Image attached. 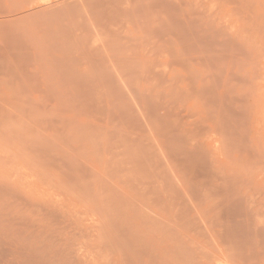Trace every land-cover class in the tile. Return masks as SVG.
<instances>
[{
    "label": "rangeland",
    "instance_id": "374dc122",
    "mask_svg": "<svg viewBox=\"0 0 264 264\" xmlns=\"http://www.w3.org/2000/svg\"><path fill=\"white\" fill-rule=\"evenodd\" d=\"M2 1V0H1ZM41 1H43V0H41ZM40 0H27V1H25V0H20V2H19V0H3L1 3H2V5H1V3H0V14H2V12H4L5 13V17H8V15L6 14V12L7 13H9V12H12V11H14L15 10V8H17L18 7V4L19 5H22V3L23 4H25L26 5V2H27V5L26 6H28L29 8L26 10L27 12L25 13H13V14H10V16H13V17H8V19L10 20L11 18H14V20L13 21H19L18 23L16 22L15 24H20L23 28H25L26 26V28H25V30L27 31V33H28V35L29 34H31V35H36L35 36V40H36V42H37V37L39 38V36H41V38H42V41H43V39H44V41L42 42L41 41V43H42V48H41V50L44 48V46H45V48L43 49L44 50V52H43V50H42V52H43V64L45 65V72H44V77H43V93L46 95V97L47 98H50L49 100L50 101H48V99L46 100V98L44 97V99L45 100H43V110H44V112H43V117H45L46 115H49V114H51L52 116H54L55 118H57V119H59L58 117H59V115H60V119H61V121H58L57 119L56 120H52L53 118H51L50 116H48L49 118L47 119V117H45L46 118V120H45V124H43V126H45L46 124H49V122H50V124L52 125V127L55 125V126H57L58 125V128H59V130L61 129L62 131L61 132H59L58 130L57 131H55V133H54V131H52V130H54L55 128H57V127H53V129L52 128H49V125L47 126H45V128L47 127L48 129H50V130H46V131H43V136L45 137L46 136V138L45 139H47V138H49L50 137V135L52 136H54L55 137V139H57V140H59V141H56L54 138H53V136L49 139V143H48V147L47 148H49L50 147V150H53V148H55V150H56V153L57 154H59V153H63V155H66V156H69V155H76L75 157H79L78 158V160L77 161H79V162H77L76 164H78V165H80L81 163V165L80 166H82V167H79L80 169L81 168H83V169H85L87 166H89L88 168H90V169H87L88 171H90V172H88V171H86V172H84L83 170L82 171H78V170H80V169H78L77 170V168L75 169V171L73 170V172H75L74 174H76L77 175V177L76 178H74V179H78V181H77V183H79V182H81L82 181V179H81V175L83 174V173H85V175H82L83 176V180L85 181L86 180V182L85 183H82L81 182V186L82 187H79V189L80 188H82V189H80V190H84L85 189V191L86 192H88L87 191V189L89 188H91V190L93 189V191H92V193H94V194H90L91 192H89V195L90 196H92V195H94V196H92L93 198H91V202H90V204H89V202H86V199H84L85 198V196H83V193L81 192V193H79V189H77V187H74V185H73V183L71 182V180H73V178H71L72 176H74L73 175V173L72 172H69V171H71L70 170V168H73L74 169V167H69L68 169H67V165H65V164H62V167H63V165H65L66 167L64 168V169H60L61 171L62 170H64V171H62V172H60V170H57L56 168L57 167H59V166H56V168H54L55 167V165L53 166L52 164V166L51 165H48V164H46V165H44L43 163H42V168H40L41 166L39 165V167H36V168H38L39 170H43L44 168H45V170H43V171H46V172H43V171H41L43 174H45L46 176H48L49 178L48 179H50V181H51V178H52V182H54L55 183V186L56 185H58L57 183L59 182V181H61V183L62 184H60L59 183V186H63L64 184L63 183H65V186H66V188H63L64 190L65 189H67V192H65V191H63L62 189H61V191H59V187L58 186H53V187H51V185H49V180H47V177L45 178V177H41V175H43V174H41L40 173V171H38V169L36 170L33 166H29V167H32V168H30L29 169V167H0V187H1V185L2 186H4L3 188H6V187H9L10 188V190H9V194H8V190H6V189H2L3 190V192H1L2 194L0 195V206H1V203H6V204H15V203H13V202H15L14 200H16V202H18L17 203V205L19 206H24L23 208H21L20 206L18 207V206H16V204H15V206L17 207H15L14 208V206L13 205H7L8 207L9 206H12V207H10V208H6L7 206H3V204H2V208L4 207V209H1V207H0V264H47V263H45L46 261H47V259H49V261H48V264H51V262L52 263H54V262H56V264H62L63 262H66V263H63V264H67V263H69L68 262V260H65L66 258L64 257V254L66 253V251H68V252H72L73 253V251H74V253H73V255H72V258H74L75 260H73L76 264H94V263H96V264H120V257L118 256V249L121 247V250H123V251H125V250H129V251H131V247H129V245L130 246H132V248H133V246H134V242H136V239H133L134 238V236H130V240H132L133 239V241L134 242H132V241H130V242H128L129 243V245L128 244H124V242H122L123 244L121 245V242H114V243H112L111 244V246L112 247H110V244H107V238L109 237V235H107V234H104V232H102V229L100 228V226L98 227L97 225H99V223H101V221H100V219H101V217L102 216H105L106 214H107V212L106 211H102V207H101V203H100V201L102 200V201H109V202H113V201H115V200H117L118 201V204H122L121 206L123 207L124 205H125V201H123V199H121V200H119L117 197H115L116 196V194L118 193V195H119V193H120V195L122 196V198H124V199H126L127 201H128V198H132L134 195V192L135 191H137V190H139L140 189V187H141V185H137L138 183H135V182H131L132 181V179H123V177L124 176H121L120 174L122 173L121 172V169H119V168H122V167H118L117 169H115V170H111V171H114V172H111V171H109L110 173H108L106 170L105 171H103V169H102V167H104V164H105V160H108L109 158H110V156L108 157V154H109V152L111 151L112 153H110L114 158H112V156H111V159H110V162L112 161V160H116V156H115V154L117 155L118 154V156H119V154L120 155H122V156H120V157H118L117 159L119 160V161H121V159H123V157H127L128 159H131L132 160V158H133V156H134V154H133V152H132V150L134 151V149H135V147H137V146H145L144 144H145V142H146V140H144V144H142L141 142H143V138L144 137H149V139L147 138V141H149V140H151V141H154V143L153 144H155V145H152L151 146V144L150 143H148V144H150L149 146H147V142H146V146L147 147H151L149 150H148V148H146V152L143 154L142 153V156H141V154L139 155V156H137V157H139V160H140V158L142 159V157L144 158H147V159H143V160H147V164L148 165H151L150 166V168L151 167H153V169L152 170H150V168H149V170H147V172H148V174H149V172H150V174H149V176L151 177H149V176H147L148 174H146L144 171H146V170H143L144 169V167H143V169H142V167H136V166H134V167H132V169H130L131 168V165H129L128 167H126L125 169H123L124 171L123 172H125V170L127 169V170H129V171H127V173L125 174V173H122V175H129L128 174V172H130V174H132V178H135V179H137V177H138V180H139V178L140 177H142V178H145V180H143V182L145 183L146 182V184H148V183H151V184H155L154 185V187H155V189L153 188V190H151L147 195L149 196V195H151L150 197H149V200H148V202L149 203H147L146 204V201L147 200H142V198H141V196H139V197H137V200L139 201L138 203H136V204H134L135 206H131L130 207V205H129V203L131 202V200L129 201V203L128 204H126V205H129L128 207H130V208H122V209H126V210H122V214H124V212H126L124 215L125 216H127V217H124L123 216V218H127L128 220H129V224H128V226H131L132 228H133V226L134 225H136V224H144L145 223V221H147V223H150L149 221H151L152 220V218H151V220H146V219H149V217H150V214H151V216H152V214H157V217H159V218H155L154 216H152L153 217V219L155 218L156 219V223H159V224H161L160 222H158V219H160V218H163L162 220H163V222H164V226L162 227L161 225H163V223L161 224V225H158L159 226V228H158V226L156 225V223H155V220L153 221L152 220V223H155V226L159 229V230H161V228H164L165 226H168V223H166L165 224V221H170L171 219L172 220H176L177 222H178V219L180 218V219H182V221H184L185 219L187 220L188 218H190L191 219V221L189 222V223H191V224H189V225H192L193 223H195V225L194 226H185V229H186V227H191V229L190 228H188L189 230L188 231H191L192 229H194V228H197L196 230H192V232L194 231L195 233H196V231L198 230V231H201V229L205 226L206 227V229L208 230V232H207V230L206 229H202V231L199 233L198 231V234L200 235V237L198 236V234L197 235H195V233H191V232H188L187 231V229L186 230H183L184 229V227L182 226V225H188V224H186V223H184V224H182L181 222L182 221H179L178 223L180 224H178L176 221L175 222H169L171 225L170 226H168V228L167 227H165V230H167V231H169L170 230V227H174V226H176L177 225V227H174V229L176 228H178V225L179 226H181L183 229H181V227L180 228H178L181 232H182V234L180 233H176V232H180L178 229V231L175 229V230H173V228L170 230V232H168V235H170V236H176L177 235V237H175V238H177L178 240V242H180V244L178 243V244H176V241H174L175 242V244H176V247H177V245H181V243H185L186 245H187V247H188V249H189V247H190V245H191V249H192V251H190V253L192 252H194V254H193V257H194V261H195V263L197 262L198 264H200V261H201V264L202 263H204V264H209L210 262H212V263H210V264H216L215 263V261H217L218 259H220V261L218 262V264H220V262L222 261V264H227L229 261L231 262L232 260H230L231 258H228L229 256H227V258L224 256V255H226V252L224 251V249L225 248H227V249H225V250H229L230 248H228L227 246H229L231 243L232 244H234L235 243V245H236V249L239 247V245H240V243H238L237 244V242H234V240H235V238H237V237H239L240 238V236L239 235H237V236H235V238L233 237V239H231V238H228L227 236H223V238H224V241H222V237L220 236V235H217V233H218V227H217V224L219 225V224H221V225H219V227L220 226H222V222L223 221H228V223L232 226V224L229 222V221H232V222H235V223H233V226H235L236 224H237V222L239 221H243V223H241L240 222V224H237V225H239L238 226V229L240 230L241 229V226L242 227H244V228H242V229H245V230H243L244 232L247 230V232H250V233H252V230L253 229H255V228H257V230H259V228L261 229H263L262 231L261 230H259V232L261 231V232H264V227H260V226H263L264 225V171L262 170V169H264V164L262 165V163L264 162V74H263V76H260V75H262L261 73H264V55L263 56H260V54H263L264 53V46H263V44H264V40H262V43L260 42V40H258V36H259V39L261 38V39H263V37H264V31H263V27H264V21L263 22H259V21H261L262 20V18L264 19V7L262 8V2L264 1V0H260L261 2L260 3H262V4H258L259 3V0L257 1V0H219V1H217V0H185L186 2H185V5L183 4L182 5V2L184 1H182L181 2V0H178V1H180L181 3L179 4V2L177 3L176 1V3L174 2V1H172L171 0V3H173L174 2V4H175V6H179V7H175L173 4H166L165 5V9H164V7L163 6H161V5H159V3H161V2H158V0H145V1H143L142 2V0H131L133 3H138V4H140V6L138 7V5L135 7V4H132L131 3V5L132 6H134L137 10L138 9H140L141 10V6H142V10L141 11H139L138 13H142L141 15L139 14V16L138 17H136L135 19L137 20V18H138V20H140V16H142L143 17V15L144 16H147V17H145V18H141V20L140 21H138L137 20V22H136V20L134 21V19H133V22H134V24H133V22L131 23V22H128V20L129 21H132L131 19L132 18H134L135 16H136V14H135V8L134 7H132L133 9H135V10H133V11H131V9H130V5L128 6V2L130 1V0H126V1H128V2H124V0H122L123 2H124V4H123V7L121 6L122 4H118L117 3V5H114L112 8H114L115 6V9H113L112 10V8L110 9L109 8V6H108V9H110V11L107 9V7L106 8H104L105 10L103 11H100V14H101V12H102V17H103V15L105 14V12L107 13L106 15H104V18H102V17H98V15L99 16H101L100 14H99V12H98V15H97V17L93 14V15H90V14H88L89 16H90V18H91V16H94V17H92V18H94L95 20H90V18H88L87 17V19H84L85 17H81V19H80V17L78 18V16H77V22L75 23V24H79L80 26L78 27V25H77V28H75L76 26L73 24L72 26H75L74 27V29L72 28V27H70L69 26V28L68 29H66V27H65V25H66V22H65V20H62L63 18H65V17H61L62 15V13H63V11H59V10H57V14H53L52 12H54L56 9L55 8H52V9H50L51 11V13L49 12V16H50V18H49V20L51 19V15L50 14H52V18L55 16H58V18L60 19V20H62L60 23H62V24H65L64 26H62V24H60L61 26V28L60 27H58V23H59V19H57V23L55 24V22H56V18H53L54 20H53V22L52 23H54L55 25H53V26H49L50 25V21L48 22L47 21V17H49V16H47L46 17V15H48V13H46L45 14V12H47L46 10L45 11H42L43 9H47L48 7L46 6V5H48L47 3L48 2H50V1H48L47 2V0H44V2H41ZM130 1V2H131ZM140 1H141V3H140ZM156 1V2H155ZM170 1V0H169ZM193 1V2H192ZM12 2H13V4H12ZM22 2V3H21ZM121 2V1H120ZM123 2H121V3H123ZM203 2V3H202ZM225 2V3H224ZM226 2H228V3H226ZM230 2V3H229ZM232 2V3H231ZM247 2V3H246ZM11 3V4H10ZM157 3V4H156ZM163 3V2H162ZM161 3V4H162ZM196 3H198V4H196ZM200 3V4H199ZM249 3V4H248ZM254 3V4H253ZM45 4V6H43ZM148 4V5H147ZM192 4V5H191ZM193 4H194V6H193ZM229 4V5H228ZM234 4V5H233ZM253 6H252V5ZM122 7H120V6ZM126 5V8L128 9L127 10V12H126V10L124 11V9H126L124 6ZM155 5V6H154ZM169 5V6H168ZM171 5V6H170ZM247 5H249V6H247ZM259 5H261V6H259ZM17 6V7H16ZM112 6V5H111ZM118 6H119V8L120 9H118ZM149 6H151V12H150V7ZM154 6V7H153ZM259 6V7H258ZM2 7V8H1ZM40 7H42L41 9H39ZM138 7V8H137ZM169 7H170V9H169ZM171 7H173V9L171 8ZM188 7H190V8H188ZM194 7V8H193ZM207 7V8H206ZM10 8H12V10H10ZM116 8H117V12H115L116 11ZM149 8V9H148ZM181 10H179V9ZM181 8H184L185 9V11H187L188 13H190V14H193V12L194 11H196V15L195 14H193L191 17H190V14H187V17L186 16H184L185 18V21H186V23L187 24H189L190 23V20L193 22H191L190 23V25H194L195 24V27H196V30H197V26L198 27H200L199 29H198V31L200 30H202V29H204V30H202L201 32L199 31V33H197V31L195 30V27L193 28L192 26H189V27H192L193 29V32H189V34H187L188 35V37H187V35L184 37V36H180L179 37V35L176 37V34H175V36H172V37H170L172 40H170V38H167V32H172V31H170L171 29L173 30L174 29V27H172L173 25H174V18H173V16H176L177 15V18L179 17L180 18V14H185L183 11H184V9H181ZM197 8V9H196ZM205 8V9H204ZM233 8H235V10L233 9ZM237 8V9H236ZM251 8V9H250ZM254 8V9H253ZM33 9H36L37 11H35V10H33ZM55 9V10H54ZM79 9H81V8H79ZM145 9V10H144ZM148 9V10H147ZM176 10V11H174L173 12V10ZM189 9H191L192 10V12H189V11H191V10H189ZM207 9V10H206ZM230 9H232L233 11H231ZM244 9V10H243ZM247 9V10H246ZM248 9H250V10H248ZM2 10V11H1ZM5 10H6V12H5ZM31 10V11H30ZM52 10H54V11H52ZM113 12H115L116 13V15H115V13L112 15L111 14V16H113L112 18H111V16L110 15H108L109 14V12H111V13H113ZM115 10V11H114ZM120 12H119V11ZM162 10H163V12H162ZM165 10V11H164ZM170 10V11H169ZM201 12H200V11ZM236 10H238V11H236ZM240 10H242V12H243V14H242V12H239ZM263 10V11H262ZM80 11H81V13H82V9L81 10H79V13L78 14H80ZM107 11H109V12H107ZM122 11H124L123 13H122ZM131 11V12H130ZM179 12V15L177 14L178 12ZM206 11H208V12H206ZM247 11V12H246ZM256 11V12H255ZM31 12V13H30ZM44 12V13H43ZM84 12L86 13V12H88V11H83V14H81V15H84ZM129 12V13H128ZM160 12V13H159ZM166 12V13H165ZM176 12V13H175ZM186 12V13H187ZM204 12V13H203ZM211 12H213V13H211ZM231 12H232V14H231ZM250 12H252V14L253 15H251L250 14ZM256 14H255V13ZM34 13V14H33ZM37 13H42V16H41V14L39 15H37ZM54 13H56V11L54 12ZM117 13H119V15L117 14ZM121 13V14H120ZM130 15V16H132V18L131 17H129L128 16V14ZM131 13L132 14H135L134 16L133 15H131ZM136 13H137V11H136ZM137 13V14H138ZM147 13V15H145ZM153 13V15H151V14ZM165 13V14H164ZM170 13V14H169ZM172 13V14H171ZM173 13L174 14H176V15H173ZM198 13V14H197ZM199 13H201V14H199ZM210 13V14H209ZM228 13V14H227ZM234 13H236V14H234ZM239 13L241 14L240 15V19H239V21H241V22H239L238 21V16H239ZM245 13V14H244ZM246 13H247V15H246ZM14 14H16V15H14ZM22 14V15H21ZM24 14V15H23ZM29 15L30 14V16H28V17H31V14H32V18H34V19H32L31 18V20L29 19V18H27V16L26 15ZM45 14V15H44ZM59 14H60V16H59ZM67 13H64L63 14V16L64 15H66ZM75 14V13H74ZM87 14V13H86ZM85 14V15H86ZM127 15V16H125L128 20H124V16L123 15ZM149 14V15H148ZM167 14H168V17H167ZM203 14V15H202ZM207 14V15H206ZM237 14H238V16H237ZM259 14H261L260 16L262 17H260L259 18ZM263 14V15H262ZM2 15H4V14H2ZM7 15V16H6ZM17 15H18V17H20V18H22V17H26V19L25 20H23V19H20V20H18L19 18L17 17ZM19 15H21V16H19ZM34 15H36V16H34ZM75 15H77V14H75ZM84 15V16H85ZM170 15H173L171 18H170ZM211 15V16H210ZM256 17H255V16ZM17 18V19H15V17ZM37 16L38 17H40L37 21L38 22H40V24L38 25V31H40V29H41V27L43 26V23H44V21H45V25L42 27V29H46L47 27L49 28V30H48V28H47V30L48 31H51V29H52V27H53V29L52 30H55V31H53V33H55V32H59L60 30L62 31V30H64L65 29V31H64V34L65 33H67L68 32V34H66V35H68L67 37L70 39V38H74L73 40H70V42H69V39L66 37V39L63 37V39L61 38L62 36H66V35H64V34H60L61 33V31L59 32V33H57V34H59V36L61 35V41L58 39V37H56V36H58L57 34H56V36H54V34L52 33V32H50V34H48L47 33V31L45 30H43L41 33L40 32H38L37 31V29L36 30H34L37 26V23L36 22H34V20H36L37 19ZM45 16V17H44ZM67 16V15H66ZM80 16V15H79ZM87 16V15H86ZM110 16V19H111V21L108 19V17ZM116 16H118L117 18H115ZM122 16H123V18H122ZM151 18H150V17ZM162 16V17H161ZM200 16V17H199ZM206 16V17H205ZM210 18H209V17ZM247 16H250V17H248V18H246ZM41 17L44 19V18H46V20L44 19V21L41 19ZM62 19H61V18ZM76 17V16H75ZM121 19H120V18ZM140 17V18H139ZM158 18V22H156L155 20H157V18ZM161 17V18H160ZM246 19H245V18ZM255 17V18H254ZM258 17V19H256ZM97 18L99 19V18H101V21L100 22H96L97 23V27L98 28H100L101 30H102V28L104 29V26H105V23H106V21H107V25H106V27H109L107 30H105V31H102V33L99 31V29L97 28V27H94V28H97L96 30H98V33H97V35L99 36V32L101 33V35L99 36V38H98V36H94V28L92 27V29H93V32L92 33H90L91 32V28L90 29H88V37H87V39H89L90 38V36H91V34H93V36L94 37H97L98 38V41H100L99 39H100V37L101 36H107V33H108V35L109 34H112V33H110V31L109 32H107L109 29H111L110 27L112 26H114V28L118 25V21L117 20H115V19H120L119 20V23H120V25L124 28V24L126 23V26H125V30L123 29V28H121L120 27V25L119 26H117L116 27V29H118V31L116 30V29H114L113 28V31H112V29H111V31L114 33V31H115V33H120L121 31H119V29H121L122 30V34H118V36H117V34H116V37L114 36V35H109V37H105L106 38V40H108V38H109V40H108V43H109V41H110V43L109 44H113V43H115L116 41L117 42H119V41H121L122 39H123V41H121V43L119 42V45L116 43V45L117 46H119L118 48H117V46L115 45V44H111V46L107 43L106 44V41L104 42V40H105V38L104 37H102L101 38V40H103L102 42H104V44H102V45H104V46H106V49L105 50H108V49H111V50H113L114 48H113V46H115L117 49H119V50H117L118 51V54H121L120 56L123 58V59H125L126 58V60H129V59H131V60H129V61H131V64L134 62V64L133 65H131V66H128V67H130V69H131V67L132 66H137V65H139V66H137L139 69H141V71L139 70H137L136 68V71L138 72H135L134 70H133V68L134 67H132V69H131V73H130V70L128 69V72L127 71H125L128 67H127V63H128V61H125L124 60V62H125V65H123L124 67H125V69H124V67H123V69H121L120 67H122V65L121 64H119L120 65V69L122 70V72L119 70V69H116V68H118V66L119 65H117L116 67H114V64H113V67L111 66V67H109L108 66V63H107V67H108V69H106V70H109L110 72H107V74H106V77L108 78V80L110 79V78H112V79H110L111 81H118V78L115 76V75H117L116 74V72L118 71H120L119 73H122V74H118L117 76H120V77H123V78H119V79H121V81L119 80L118 82H116V83H119V82H122V79L123 80H126L130 75V79H129V83L131 84H135V83H137L136 81H140V84H138L139 86H136V85H134L133 86V89H131V87H132V85H130L129 87V89L131 90H129L128 89V87L126 88L127 90H128V93H131L132 92V97H133V95H136V96H138L137 94L138 93H140V92H142V93H144V92H146L148 89L150 90V92L151 91H153L151 94H152V96L153 95H156L157 94V96L159 97L160 95V97L158 98V99H154V97L152 98V101L154 102V101H156L157 103L156 104H161V103H169V105L172 103V101H173V106H171L170 105V116L169 117H167L168 115H167V113L165 112V110H162V107H160V106H158L159 107V110L158 111H156L157 113H159V114H157V116L156 117H158V115H163L166 119H162L163 121H164V123H163V121L162 120H158V124L159 123H161V124H159V128H160V130H158L159 132H156V130H157V128H152V126H154L152 123L154 122H152V121H148L149 119H150V114H149V116L148 115H145V118L146 119H148L147 120V127H148V131H149V128L151 129H154L155 130V132L153 133L152 132V129L149 131V132H147V128H146V126L144 125V123L142 124V126H140L139 127V129H138V126H136L133 122H132V126H133V124H134V126H136L135 128H134V130L132 129V126H130V122L128 121L127 122V125H124V124H126V122L124 123L123 122V124L122 125H120V126H122V128H118V127H115L114 128V126H116L117 124H121V122L122 121H119V122H117V118H115L116 116L114 115V114H118V113H116V112H114L113 110V113L114 114H112V111H111V109H109V105H108V102H107V99H109L110 97H112V95L114 94V92L115 91H113L114 89H113V86L115 85V83L113 84V82H111V81H109V84H108V82H106V81H108L107 80V78L105 77V79H104V76H103V72H105L106 70L104 69V66L102 67H100L99 68V66H100V61H101V64H102V62H103V60H106V59H104V58H101V56H103V54H102V52L103 51H105L104 49H103V51L102 50H100L99 51V49H102L104 46H100V47H98L99 45H101V44H99L98 43V46H97V49H96V47H94V44H95V38L93 37V38H90V40H86V41H88L90 44H86V43H88V42H86L85 44L87 45H85L84 46V44H83V42H82V40H84L83 38L81 39V35H82V37H83V34H85V33H81L82 31H85L87 28H89V25L88 24H90V21L91 22H93V23H95L94 21H99V20H97ZM105 18H107L106 20H105V22L103 23V27H102V25H101V23L104 21V19ZM146 18H149V21H150V23H149V21H148V19L147 20H145ZM169 18V20L171 19L172 20V23L173 24H171V22H166V20ZM186 18H190V20L188 21ZM192 18L194 19V18H196L197 20H198V22H196L195 21V19H194V21L192 20ZM250 18H251V20L253 19L254 20V22L256 21V23H255V26H252V24H253V20L251 21L250 20ZM41 19V20H40ZM79 19H80V22H79ZM85 20V22H84V24H83V20ZM88 19L90 20L89 21V23L88 24H86V20L88 21ZM102 19H103V21H102ZM112 19H114L115 20V22H114V20H112ZM143 19V20H142ZM175 19H176V17H175ZM210 19V20H209ZM214 19H216V20H214ZM244 19V20H243ZM12 20V19H11ZM29 20V21H28ZM33 20V21H32ZM108 20H109V22L110 23H112V21H113V23H112V25L111 26H109L110 24L108 23ZM121 20H123V21H125V22H123V21H121ZM145 20V21H144ZM154 20V21H153ZM164 20V21H163ZM210 21V25H209V21ZM214 20V21H213ZM245 20H247V21H245ZM24 21H26L25 22V24L23 23ZM47 21V22H46ZM55 21V22H54ZM64 21V22H63ZM168 21V20H167ZM175 21H177V20H175ZM27 22H31L30 23V26H29V23H27ZM41 22H43L42 24H41ZM79 22V23H78ZM124 23L123 25H122V23ZM139 22V23H138ZM140 22H143L142 24L144 25V23L145 22H148L147 23V26H146V24H145V26H141L142 24L140 23ZM161 23V24H159V25H157L156 27L155 26H153L152 25V23ZM165 22V23H164ZM212 22V23H211ZM213 22H214V24H213ZM242 22H245L244 24L242 23ZM248 22V23H247ZM23 25H22V24ZM34 23H36V24H34ZM49 23V24H48ZM51 23V24H52ZM68 23V22H67ZM80 23H82V25L80 24ZM93 23H91V24H93ZM128 23H130V25L128 24ZM135 23H137L139 26H135V28L136 27H140L141 26V28H136L137 30H144L142 33L140 32V31H137V33H135L136 32V30H135V28H132V26L134 27V25H136ZM208 23V24H207ZM260 23H261V25L263 26V27H260V30H262L261 32H258L257 30L259 29V26H261L260 25ZM34 25V26H31V25ZM47 24H48V26H47ZM58 24V25H57ZM90 24V25H91ZM113 24H115V25H113ZM128 24V25H127ZM132 24V25H131ZM149 24H150V26H149ZM166 26H165V25ZM169 24H170V28L171 29H169ZM178 24H180L179 23V21L178 22H176L175 23V29L173 30V32L176 30V27L178 26ZM197 24H199V25H197ZM219 24V25H218ZM41 25V27H39ZM57 25V26H56ZM84 25V26H83ZM86 25H88V27H85ZM95 25V24H94ZM94 25H92V26H94ZM101 25V27H99ZM152 25V26H151ZM155 25V24H154ZM161 25V27H159ZM162 25H163V27L165 26L166 27V30L165 29H163V27H162ZM177 25V26H176ZM211 26V28L210 27H208V26ZM254 25V24H253ZM29 26V27H28ZM83 26V27H82ZM96 26V25H95ZM180 26V25H179ZM178 26V27H179ZM207 26V27H206ZM212 26H214V27H212ZM224 26V27H223ZM245 26V27H244ZM249 26V27H248ZM57 27V28H56ZM85 27V28H84ZM91 27V26H90ZM148 27H150V30H149V32L147 31L148 30ZM159 27V29L161 30V32H164V33H162V34H164L163 36H161L162 34H160V35H157L156 37L154 36V34H158V33H161L160 32V30L159 29H157ZM164 27V28H165ZM250 27H252L251 28V31H250ZM51 28V29H50ZM56 28V29H55ZM64 28V29H63ZM71 28H72V30H74L73 31V33L71 32ZM80 28V29H79ZM84 28V29H83ZM145 28L147 29V30H145ZM168 28V29H167ZM211 30H210V29ZM220 28V29H219ZM224 28V29H223ZM240 28V30H238ZM249 28V29H248ZM256 28V29H255ZM262 28V29H261ZM58 29H60V30H58ZM80 30V31H78V30ZM81 29H82V31H81ZM155 29L157 30V31H155ZM207 29H208V31H207ZM217 29H219L218 31L221 33V35H220V33H218V31H217ZM252 29H255V30H252ZM56 30H58V31H56ZM69 30H70V32H69ZM127 30H129V33L130 32H132V33H130V34H128L127 32ZM163 30V31H162ZM167 31L166 33H165V31ZM223 30H225V31H223ZM235 30H236V32H235ZM237 30L239 31V32H237ZM248 31L250 34H248V33H246L245 31ZM259 30V31H260ZM76 31V32H75ZM87 31V30H86ZM90 31V32H89ZM134 31V32H133ZM145 31H146V33L148 32V33H151V37L149 36V37H146L144 34H146L145 33ZM153 31H155V32H153ZM159 31V32H158ZM196 31V34L197 35H194V32ZM205 31H207V33H209L210 31L213 33V34H211V32L209 33V35L207 34H205ZM233 31L236 33H233ZM252 31H254V32H252ZM46 32V33H45ZM74 32H75V34H74ZM78 32H80V35L78 34ZM106 34H105V33ZM240 32H242V34L240 33ZM255 32L257 33V34H260V33H262V35H263V37H261L262 35L260 34V35H257V34H255ZM63 33V32H62ZM71 34V36L72 37H70V34ZM153 33V34H152ZM190 33H192V35L190 34ZM201 33V34H200ZM244 33V34H243ZM42 34H44L43 36H42ZM46 34L47 35H52L53 34V37L51 38V40L55 37L56 39H58V44L56 45L55 43H57L56 41V39L54 40H49V44L51 45V46H47L48 44L47 43H44V42H47V40L48 39H50L49 38V36H46ZM166 34V35H165ZM218 34H219V36H218ZM235 34V35H234ZM254 35V37H253V35ZM77 35V36H76ZM79 35V36H78ZM123 36V37H120V36ZM194 35V36H193ZM199 35V36H198ZM236 36V35H240V36H242L243 35V37H241L240 38V36L238 37H236V42L237 43H240V44H243V42H244V45H241V47H242V49L245 47V52L243 51H241V48L238 46V49H236L237 51H235V45H236V42H235V40H234V44H232L233 43V39H234V36ZM30 36V35H29ZM110 36H113V37H111L110 38ZM126 36V37H125ZM131 37L133 40H132V43H131V40L128 38V37ZM148 36V35H147ZM159 36V38H157ZM161 36V37H160ZM191 37V39H192V41L190 40V37ZM198 36L199 38H197L196 39V37ZM209 38H208V37ZM213 36H214V38H213ZM223 36H225V37H223ZM44 37V38H43ZM46 37V38H45ZM78 37H80L79 39H78ZM92 37V36H91ZM118 37V38H117ZM119 37H120V40H119ZM135 37V38H134ZM138 37V38H137ZM141 37H142V39H141ZM152 37H154V38H152ZM184 37V38H183ZM217 39H216V38ZM231 37V38H230ZM248 38L249 39V41L247 42V40L248 39H245V38ZM253 38V42H252V40H251V38ZM41 38H40V40H41ZM116 38V39H115ZM125 38H127L128 40H130L129 42H128V40L126 41L125 40ZM147 38V40L146 41H148V39L150 40V38H152V40L154 39H156L155 41L156 42H158V43H154L155 41L153 40V42H152V40H150L151 41V43H150V45L153 47V49H154V46L156 45V47L158 46H161L162 45V43L164 44V45H162V47H160V48H158V50L157 51H159V49H160V51L159 52H154L155 50H156V47H155V50L152 52V53H155V55L154 54H150V56L149 55H147V56H145V57H143V58H140V56H136V54L137 55H141V50L140 49H142V42H146L145 41V39ZM164 39V40H161V39ZM181 38H183L185 41H184V43L185 44H183V39H181ZM204 38H206V39H204ZM208 38V39H207ZM210 38H212L213 40H217V42L219 41V43H217L216 41H212V39H210ZM243 38L245 39V40H243ZM45 39H47V40H45ZM64 39H65V41H64ZM77 39V41L76 42H78L79 43V45L77 46V44L78 43H76L75 42V40ZM93 39H94V41H93ZM113 41H111V40ZM118 39V40H117ZM135 39L137 40V41H135ZM139 39V40H138ZM159 39L162 41V43H161V41H159ZM167 39V40H166ZM177 39V40H176ZM187 39H188V41H187ZM79 40H80V42H79ZM92 40V41H91ZM116 40V41H115ZM142 40V41H141ZM166 40V41H165ZM172 41L171 43H168V42H170V41ZM199 40H201L202 42L200 43V41ZM207 40V41H206ZM208 40H210L209 42H208ZM226 40V41H225ZM53 41H55V42H53ZM60 41V42H59ZM64 42V44L66 45V41H67V45L66 46H69V48L68 47H66V46H64V44L63 43H61V42ZM71 41H72V44H70L71 43ZM92 43H91V42ZM96 41H97V39H96ZM115 41V42H114ZM149 41V42H150ZM165 41V42H164ZM168 41V42H167ZM190 41V42H189ZM199 41V42H198ZM232 41V42H231ZM250 41H251V43H250ZM73 42L74 43H76V45H74V46H77V47H75V48H77L79 51V55H77L76 53H75V55H73V57H71L72 56V54H71V50L73 49ZM93 42H94V44H93ZM124 42H125V44H126V42H128L127 44H129V45H127V46H125V44H124ZM135 42H137L138 44L137 45H135L136 43ZM180 42V43H179ZM193 42V43H192ZM206 42H208V43H206ZM220 42H222V43H220ZM226 44V43H230L229 45L228 44H226V45H228V46H226L224 43ZM261 43L260 45H261V47H262V49L263 50H261V47H259V45H258V43ZM54 44L53 46H58V47H56L55 46V48L53 49L52 47V44ZM83 45H82V44ZM122 43H123V45L125 46H123L122 45ZM135 43V44H134ZM166 43V44H165ZM168 43V44H167ZM212 43V45H210ZM216 43H217V45H216ZM257 43V44H256ZM63 45V49H62V47L60 48L62 51H59L58 52V50H60V49H58L60 46H62ZM130 44H134V45H130ZM152 44H154V45H152ZM170 44V45H169ZM203 44H208V45H210L208 48L205 46H202ZM220 44H222V45H220ZM251 44V46H249V45ZM253 44V45H252ZM81 45V46H80ZM96 45H97V42H96ZM111 47H109V46ZM148 45H149V43H148ZM149 45V46H150ZM172 45V46H171ZM207 45V46H208ZM214 45H216V46H214ZM218 45H220V46H218ZM233 45H234V47H233ZM258 46L259 48L255 51V47L253 48V46ZM71 46H72V48H71ZM82 47L83 49H84V47H85V49H89V48H92L93 50H95V51H97L96 53H98V58L97 57H94V59L98 62H96L97 64H99V66H97V64H96V66H94V67H98L99 68V70H97L96 69V71H98L97 73H99V76H98V74H96V72H95V68L93 69V64H94V62L92 63L91 62V60L90 59H88V57H87V54H81L82 53V50H80L81 48L80 47ZM90 46H93V47H90ZM122 46V47H121ZM133 46H135V47H133ZM140 46V47H139ZM185 46V47H184ZM191 46V47H190ZM199 46H200V48H199ZM213 46V47H212ZM229 46H231V47H229ZM244 46V47H243ZM256 46V47H257ZM48 47L50 48V51L52 50V51H54V53H52V51L50 52V51H47V49H48ZM64 47H66V49L67 50H69L70 51V54L68 55V53H65V54H67V55H64V53L63 52H65V48ZM87 47V48H86ZM107 47H109L108 49H107ZM124 47V48H123ZM126 47H133V49L135 50V48H136V50L135 51H137V49H139V52L137 51V53L136 54H134V52L135 51H133V50H131V48H129L128 50H126L125 48ZM137 47H139V48H137ZM143 47H145L144 46V44H143ZM163 47H166L167 48V50H165L166 52H164V49H166V48H164L163 49ZM171 47L173 48L172 50H171ZM184 47V48H183ZM188 47L190 48V49H188ZM219 47H220V49H219ZM224 47V48H223ZM247 47H249V49H246ZM47 48V49H46ZM52 48V49H51ZM120 48H122V49H124V50H122L121 52H123V53H121L120 52ZM169 48V49H168ZM207 48V49H206ZM215 48V49H214ZM226 48H228V50L226 49ZM251 48H253V49H251ZM46 49V50H45ZM55 49L57 50L56 51V53H55ZM71 49V50H70ZM91 49V50H92ZM150 49V48H149ZM161 49H163V50H161ZM186 49H188V50H186ZM193 49H195L194 51H193ZM213 49V50H212ZM234 49V50H233ZM240 49V50H239ZM259 49H260V51H259ZM64 50V51H63ZM66 50V51H67ZM130 50H131V52L134 54H132L131 55V53H129L130 52ZM171 50V51H170ZM201 50V51H200ZM211 50V51H210ZM214 50H216V51H214ZM218 50H220V51H222V53L220 52V51H218ZM226 50V51H225ZM249 50V51H248ZM94 51V52H95ZM125 51V52H124ZM128 51V52H127ZM168 51V52H167ZM173 51V52H172ZM198 51V52H197ZM231 51H232V54H233V51H235L234 53L236 54V52L237 53H239V51H241V53H243L242 55H241V53H239V56L237 55H235V54H231ZM250 51H252V52H250ZM49 54V56H48V54ZM61 52V54H59ZM127 52V53H126ZM163 52V53H162ZM169 52H171L170 54L172 55H168V53ZM186 52H187V56H186ZM200 52H202L201 54H200ZM204 52V53H203ZM212 52H214V53H212ZM220 52V53H219ZM225 52H226V54H225ZM248 53L249 55L250 54H252V56L251 57H249V55L247 54H244V53ZM250 52V53H249ZM259 52H260V54H259ZM51 53V54H50ZM62 53H63V55L66 57V59H67V61H69L70 60V58H72V59H76L77 57V61L76 60H72L71 62L69 61V63L72 65V67L71 66H68L69 64H68V62L67 61H64L66 64H64V65H67V67L66 66H64V67H62L61 65L64 63H62ZM101 53V54H100ZM124 53H125V55H124ZM128 53L130 54V55H128ZM139 53V54H138ZM160 53V54H159ZM173 53V54H172ZM209 53V54H208ZM122 54H123V56H122ZM149 54V53H148ZM182 54V55H181ZM189 54V55H188ZM222 54L223 55H228V57L227 56H225V58H228V59H225L223 56H222ZM257 54V55H256ZM259 54V55H258ZM52 55H54L55 56V58H57V59H55L54 57H50V56H52ZM82 55H84L85 56V58H86V60H85V62H87V61H89L90 60V62H91V64L90 65H92V66H88V62H87V65L86 66H84L85 65V62H83V64H82V61L81 60H83L84 61V56H82ZM127 55V56H126ZM153 57H152V56ZM159 55H163L162 57L161 56H159ZM174 55V56H173ZM202 55H204V58H205V60H203L204 58H203V56ZM209 55L210 56H212L211 58V60H208L209 59ZM217 55V56H216ZM219 55L220 56H222V57H219ZM232 55V57H230ZM234 55H235V57H234ZM241 55V56H240ZM244 55V56H243ZM247 57H246V56ZM256 55V56H255ZM100 56V57H99ZM149 56V57H148ZM157 56L158 57H160V58H158V59H156L157 58ZM200 56H202V58L200 57ZM243 56V57H242ZM260 56V57H259ZM45 57L47 58V60H49V64H46V59H45ZM65 57H63V60H64V58ZM69 59H68V58ZM83 58V59H79V58ZM137 58V59H134V58ZM171 57V58H170ZM175 57V58H174ZM197 57V58H196ZM236 58V59H234V58ZM249 57V58H248ZM253 57V58H252ZM254 57H256L255 58V61H254ZM58 58H60V59H58ZM129 58V59H128ZM192 59V60H190V59ZM217 58H219V59H217ZM231 58H233L232 60H233V62H231L232 60H231ZM237 58H239V59H237ZM247 58L249 59V60H247ZM260 58H262V59H260ZM52 59H55L54 61H59L60 60V62L59 63H57V61H56V63H52L51 62V60ZM99 59V60H98ZM102 59V60H101ZM134 59V60H133ZM139 59V60H138ZM149 59L150 60H153V63L154 64H151V61H149ZM177 62H175L174 60ZM179 59V60H178ZM207 59V60H206ZM222 59H224V60H222ZM241 59H242V61H241ZM256 59H258V61L256 60ZM260 59V60H259ZM81 62H80V61ZM136 60L138 61V63L136 62ZM181 60V62L180 63H182V65L183 66H181V64L179 63V61ZM185 60V61H184ZM188 60V61H187ZM227 60V61H226ZM235 60V61H234ZM93 61V60H92ZM140 61V62H139ZM144 61V62H143ZM148 61V62H147ZM174 61V62H173ZM195 61V63H193ZM211 61V62H210ZM215 61V62H214ZM218 61L220 62V61H222V63L220 62V63H218ZM224 61V62H223ZM239 61H241V63H239ZM51 62V63H50ZM73 62V63H72ZM74 62H77V63H80L81 64V68H80V65L78 64L77 66H76V63H74ZM89 62V63H90ZM123 62V63H124ZM145 62H146V64L148 63V65L150 66H152L151 67V71H153L152 72V74H153V76L151 77L152 78V80L150 79V78H148V76H147V74L146 73H143V71L144 72H146V69H144L143 70V66H144V68H145V66H146V64H145ZM155 62H158L160 65H158V63H155ZM166 62H167V64L169 63L170 64V66L172 65V64H177V65H172L171 67H169V64L168 65H164V64H166ZM184 62V63H183ZM208 64H207V63ZM237 62V63H236ZM243 62V63H242ZM60 63H61V65H60ZM104 63H105V61H104ZM130 63V62H129ZM128 63V65H130ZM140 63H141V66L142 67H140ZM150 63V64H149ZM164 63V64H163ZM213 63V64H212ZM217 63H218V65H217ZM226 63V66L224 65ZM234 63V66H232V64ZM253 64L254 65V63H255V65L253 66L252 64L251 65H248V64ZM54 64H59L60 66H52V65H54ZM74 64H75V66H74ZM135 64H137V65H135ZM178 64H179V66H178ZM189 64V65H188ZM212 66H211V65ZM236 64H238V65H240V64H243V66H238V65H236ZM246 64H247V66H246ZM43 65V66H44ZM51 65V66H50ZM157 65V66H156ZM162 65L163 66H165L164 67V69L165 68H167V71H165V70H163V68H161L162 67ZM209 65H210V68H209ZM214 65V66H213ZM220 66V67H219ZM231 66L233 67V70H232V68H231ZM260 66H262V69H260V70H263V71H259V69H257V73H256V68H259ZM49 67H50V69H49ZM55 67H59V69L60 70H58L57 68H55ZM61 67V68H60ZM69 67V68H68ZM87 67V68H86ZM89 67H91V68H89ZM107 67H105V68H107ZM147 67V66H146ZM156 67H157V69H156ZM181 67V68H180ZM186 67V68H185ZM204 67V68H203ZM216 67V68H215ZM252 67H254L253 69H252ZM53 68V69H52ZM66 68V69H65ZM67 68H68V70L70 69V71H68L67 73L68 74H70V75H68L70 78H72L71 77V75H73V72H74V74L77 76L78 75V73H84L83 75L85 76V74H86V77L87 78H85L84 76H82V79L81 80H83V79H85V81H86V79L88 80V79H90L91 80V78H92V75H94L93 76V80L94 81H87L88 83H90V84H87V82L86 83H84V81H83V83L84 84H82L84 87H82V85L81 84H79V82L81 83L82 81L80 80L79 81V79H80V77L81 76H75L74 75V77H75V79L74 78H72V79H70L69 77H67L66 76V72H64V71H67ZM92 69V70H89V69ZM101 68H103L102 70H101ZM110 68H115L116 69V72H115V69H113L114 71H112V69L110 70ZM160 68H161V70H160ZM184 68H185V70H184ZM218 68L221 70H218ZM239 68V69H238ZM47 69H49L50 71L48 72V70ZM55 70V69H57L59 72H58V74L56 73L57 72V70H56V72L55 71H53V72H55V73H52L51 71L52 70ZM72 69V70H71ZM73 69H76L75 71L73 70ZM87 69H88V71H87ZM154 69V70H153ZM189 69V70H188ZM206 69V70H205ZM213 69L215 70V71H213ZM223 69V70H222ZM241 69V70H240ZM255 69V70H254ZM62 70H64L63 72H64V74L65 75H62L63 73H60V71H62ZM103 70H105V71H103ZM124 70V71H123ZM133 70V71H132ZM176 70V71H175ZM238 70L241 72V73H238ZM71 71H73V72H71ZM77 71H79L78 73H77ZM89 71H90V73H92V74H90L89 75ZM100 71V72H99ZM103 71V72H102ZM156 73H155V72ZM187 71H188V73H187ZM209 71V72H208ZM219 71V72H218ZM223 71V72H222ZM225 71V72H224ZM231 73H230V72ZM236 71H237V73H236ZM255 71V72H254ZM69 72H71V73H69ZM113 72V77H111V73ZM115 72V73H114ZM117 72V73H118ZM165 72V73H164ZM168 72V73H167ZM174 72H176L175 74H174ZM204 72H206L207 74H204ZM216 72V73H215ZM249 72V74H248V76L246 75L245 77H246V80H245V78L243 79V76L245 75V73L247 74ZM46 73V74H45ZM101 73H102V75H101ZM123 73H126V74H124L123 75ZM133 73V74H132ZM158 73V74H157ZM160 73V74H159ZM234 74V77L233 76H231L230 74ZM253 73H255V79L254 78H252L253 77ZM55 74H57L56 76H55ZM80 74V75H81ZM109 74H110V76H109ZM134 74H136V75H134ZM146 74V75H145ZM157 74V75H156ZM177 74V75H176ZM187 74H188V77H192V78H190V80H192V81H194L193 83H189V78L187 77ZM213 74V75H212ZM220 74H222V77H221V75ZM236 74H239V78H238V76L236 75ZM104 75H105V73H104ZM108 75V76H107ZM122 75V76H121ZM126 75V76H125ZM127 75H129V76H127ZM140 75V76H139ZM154 75H156L155 77H154ZM161 75H163V77L161 76ZM206 77H205V76ZM220 75V76H219ZM224 75V76H223ZM231 77H230V76ZM54 76H55V78H54ZM63 76V78L65 79L66 77V80H64L63 78L60 80V78ZM66 76V77H65ZM89 76H91L90 78H88ZM98 76V77H97ZM101 76H103V77H101ZM139 76V77H138ZM146 76V77H145ZM177 76L179 77V78H182V77H184L183 79L185 80V78H188V80L186 79L185 81H183V83L181 82V83H179L180 81V79L179 78H177ZM217 78H216V77ZM236 76V77H235ZM240 76L242 77V79L240 78ZM257 76H259L261 79L260 80H262V81H260L259 79H258V77ZM79 77V78H78ZM114 77H116L117 78V80H114L113 78ZM125 77V78H124ZM133 77V78H132ZM135 77H137V78H135ZM142 77V78H141ZM144 77V78H143ZM172 77H174V80L173 81H171L170 82V79ZM176 77V78H175ZM197 77H199L198 79H197ZM204 77H205V79H204ZM220 77V78H219ZM228 77H230V78H232V79H234L235 78V82H236V80L237 79H240L241 80V82H242V80H243V84H241V85H244L245 83L247 84V83H249V81L252 79V80H256V82L255 83H257L256 85L253 83V81L251 80L250 81V83L252 82V85H254V86H252V87H250L251 85L250 84H248V85H250V86H248V85H244V86H242V88L243 89H240L241 88V86L239 85V82H237L238 83V85L239 86H237V85H234L235 84V82L234 81H231L232 79H230V81H229V83H227L228 82V80L229 79H227ZM248 77V78H247ZM257 77V78H256ZM263 77V78H262ZM48 78H50V80L48 79ZM98 80V79H102L103 80V82H102V80H96V79ZM115 78V79H116ZM131 78H132V80H131ZM148 78V79H147ZM170 78V79H169ZM237 78V79H236ZM59 79V80H58ZM164 81H163V80ZM173 79V78H172ZM171 79V80H172ZM176 79V80H175ZM178 79V80H177ZM195 79V80H194ZM218 79V80H217ZM248 79V80H247ZM55 80V81H54ZM64 81V83H63V81ZM68 80V81H67ZM70 80V81H69ZM72 80H74V81H72ZM95 80H96V82H95ZM128 80V79H127ZM130 80L132 81V82H130ZM133 80H134V83H133ZM147 80V82H144V81H146ZM148 80H150V81H148ZM155 80H157V82L155 81ZM160 80H161V82H160ZM211 80V81H210ZM214 80V81H213ZM222 80V81H221ZM259 80V81H258ZM152 81H154V82H152ZM170 83H169V82ZM175 81V82H174ZM179 81V82H178ZM191 81V82H192ZM196 81V82H195ZM221 81V82H220ZM246 81V82H245ZM48 82V83H47ZM50 82V83H49ZM60 82V83H59ZM71 82V83H70ZM76 82H77V84H76ZM95 82V83H94ZM99 82H100V84H99ZM102 82V83H101ZM105 82L108 84V87H107V84H105ZM149 82V83H148ZM169 84H168V83ZM213 82L214 84H211V83ZM245 82V83H244ZM67 83V84H66ZM69 83V84H68ZM92 83H93V86H92ZM151 83V85H149ZM154 83V84H153ZM206 83V84H205ZM225 83L229 86V85H233V86H237L236 88L235 87H230L229 86V88H228V86H225ZM236 83V84H237ZM53 84V85H52ZM64 84H66L65 86H64ZM73 86H72V85ZM75 84V85H74ZM110 84H112V85H110ZM156 84V85H155ZM161 84H163V85H161ZM174 84H176V85H174ZM185 84H188V85H185ZM192 84H193V86H192ZM215 84H217V85H215ZM48 85V86H47ZM51 85V86H50ZM68 85V86H67ZM70 85V86H69ZM79 85H81L80 87H78ZM89 85H91V86H89ZM104 85H105V87H106V90H108V92H105L106 90H105V88H104ZM112 86V87H110V86ZM149 85V86H148ZM168 85V86H167ZM212 85L214 86V87H216V88H214V87H212ZM53 86H54V88H53ZM64 86V87H63ZM88 86V87H87ZM96 86V87H95ZM99 86V87H98ZM158 88H156V87ZM171 86H172V88H171ZM176 87V88H174V87ZM189 86V87H188ZM190 86H192L193 87V90H192V87H190ZM206 86L208 87V88H206ZM211 86V87H210ZM217 86H219L218 88H217ZM47 87V88H46ZM52 87V88H51ZM60 87V88H59ZM74 87V88H73ZM83 89H82V88ZM90 87V88H89ZM110 87V90L111 91H113V93H111V91H109V88ZM138 87V88H137ZM155 87V88H154ZM204 87V88H203ZM255 87H256V89H255ZM68 88V89H67ZM80 88V89H79ZM84 88H85V90H84ZM87 88L90 90H88L89 92H92V91H94V92H92V93H89V92H87ZM92 88H93V90H92ZM98 89L97 91H96V89ZM100 88H102L101 90H100ZM124 88V87H123ZM122 88V92L125 90L126 91V89L124 88L123 89ZM135 88V89H134ZM169 88H171L170 90H169ZM179 88V89H178ZM187 88H188V90H187ZM201 88H202V90H201ZM206 88V89H205ZM213 90H211V89ZM225 88H228L229 90L230 89H232V90H230V91H228V89H226L227 91H225L224 92V89ZM262 88V89H261ZM46 89H48V90H46ZM51 89V90H50ZM56 89V90H55ZM73 89V90H72ZM136 89L137 90H139L138 92L136 91ZM154 89V90H153ZM172 89H175L174 90V92H171V90ZM184 89V93H182V91L181 90H183ZM186 89V90H185ZM191 89V90H190ZM216 89V90H215ZM252 89H254L253 91H252ZM80 90V91H79ZM84 92H83V91ZM100 90V91H99ZM134 90V91H133ZM148 90V91H149ZM179 92H178V91ZM196 92H195V91ZM201 90V91H200ZM204 90V91H203ZM205 90H207V92L205 91ZM212 91V93H213V95H212V93H211V91ZM56 92V94H55V92ZM60 91V92H59ZM67 91H69V92H67ZM101 91H102V94H100L101 93ZM123 92V94H127V92ZM187 91H189L187 94H186V92ZM216 91V92H215ZM232 91H234L235 92V94H236V96L234 95V92L232 93ZM49 92H53L52 94L51 93H49ZM79 92V93H78ZM105 92V93H104ZM135 92V93H134ZM168 92V93H167ZM171 92V93H170ZM177 92L178 93H182V94H180V96H175L176 94H177ZM198 92V93H197ZM200 92H202L203 93V95H201L202 93H200ZM205 92L206 93H208V94H205ZM227 92L229 93H232V95H229V94H227ZM251 95H249L248 93ZM251 92H254V93H251ZM84 93V94H83ZM89 93V94H88ZM97 94V96H96V94ZM111 93V94H110ZM149 93V92H148ZM156 93V94H155ZM249 95V96H247V94ZM49 94V95H48ZM93 94V95H92ZM95 94V95H94ZM101 96H99V95ZM160 94V95H159ZM170 96H169V95ZM184 94V95H183ZM193 94V95H192ZM195 94V95H194ZM212 96H211V95ZM218 95V97L220 98V104H219V106H218V104L216 103H214L215 105L213 106H211L210 107V104L212 103V102H210V100L211 101H213L214 102V99L212 100V98H213V96L215 97V100H216V98L219 100V98L216 96V95ZM223 94H227L228 95V97L229 98H231L230 100H232V97H233V95L235 96V97H237V96H239V98L240 97H242V98H238L239 100H237L236 98V103H235V99L234 100H232V102H233V104H232V102L231 101H229L228 100V98H227V96H225V95H223ZM247 96H245V95ZM253 94V95H252ZM254 94L256 95L255 97H254ZM65 95V96H64ZM69 95V96H68ZM75 95V96H74ZM85 95V96H84ZM89 95V96H88ZM91 95V96H90ZM103 95H106V96H104V97H106V98H104L103 97ZM192 97H191V96ZM245 96L246 97V99L247 98H249L248 99V105H243V107H244V109H245V112H246V110L249 112V113H244V110H243V108H241V105L243 104V103H241L242 102V100L243 99H245V98H243V96ZM50 96V97H49ZM52 96V97H51ZM55 96V97H54ZM61 96V97H60ZM73 97V99H70V98H72ZM86 97V98H82V97ZM130 97V95L129 94H127V97ZM136 96H134V97H136ZM169 96V97H168ZM184 96H186L188 99H190L189 97H191V99L190 100H188L187 98V100L185 99V97H184V99H183V97ZM189 96V97H188ZM198 96H201V98H203L204 96L206 97H204L203 99L204 100H206V101H204L203 99H201L200 97V100H199V98H198ZM253 96V97H252ZM53 97H54V99H53ZM59 97H60V99H59ZM63 97V98H62ZM75 97L76 98H82L81 99V101L79 100V101H76L75 100ZM90 97V98H89ZM102 98L101 100H102V105H106L108 108L106 109V106H105V108L104 109H106V110H104L105 112H101L100 114H102V116H100V114H98L101 118H104V119H102L101 120V118L99 117V118H97L98 116H96V118L97 119H95V120H93L94 118H92L90 115H88L87 116V114H85L84 113V111L83 110H79V112H78V110H77V112L79 113L78 115H75V108H74V110L75 111H73L72 110V108L73 107H75L74 105H77V104H79L80 105V107L82 106V108L81 109H83V107H84V109H85V106H87L89 103H91V101H95L96 99H94V98ZM126 97V98H127ZM128 97V98H129ZM156 97V96H155ZM173 99H172V98ZM175 97V98H174ZM177 97V98H176ZM179 97V98H178ZM58 100H57V99ZM66 98H67V100H66ZM88 98V99H87ZM100 98L98 99V101L100 100ZM209 98V99H208ZM211 98V99H210ZM222 98H227V100L229 101V102H231V103H229V104H232V105H235V106H232V110H233V107H234V109H235V112L238 110V109H236V107L238 108L239 106V109H241V111H239V112H243L246 116H247V114H248V116H247V118H249V120L247 121V122H245V121H243L246 117H245V115H242V113H239V112H237L236 114H240L241 116H243L242 118H244L243 120H240L239 119V122L241 121L242 123H244L245 122V124H247L248 122H249V124L245 127V126H243V128H241V126H239V125H241V123L239 124V122L237 121L238 120V118H240L239 117V115H233L234 113V111H232V110H230L229 108V110L230 111H227L228 109L226 108L227 107V105L230 107V105L228 104V102L227 101H225V102H227V105H226V107H225V109H227L225 112H226V117L228 116V118L229 117H231V115H232V119H233V117H234V119L231 121L230 120V118L228 119H226L224 116H225V113H224V115L222 114L223 112H224V106H223V102L224 101H222ZM234 98V97H233ZM51 99H53V100H51ZM69 99H70V101H69ZM84 99H87V100H84ZM91 99V100H90ZM104 99H105V101H104ZM171 99V100H170ZM175 99H176V101H175ZM244 100L245 102H247V100ZM56 100V101H55ZM130 100H131V98H130ZM159 100H161V101H159ZM185 102V101H187V103H186V105L185 104H183V101ZM207 100H209V102L207 101ZM218 100H217V102H218ZM64 101V102H63ZM67 101H69V102H71V103H69L68 102V104H67ZM75 101V102H74ZM90 101V102H89ZM97 101V100H96ZM105 103H104V102ZM167 101V102H166ZM179 101V102H178ZM202 101V102H201ZM238 101V102H237ZM72 102H73V105H72ZM80 102V103H79ZM86 102V103H85ZM107 102V103H106ZM123 102V101H122ZM182 102V103H181ZM205 102H208V107L206 106L207 105V103H206V105H203ZM218 102V103H219ZM64 103V104H63ZM76 103V104H75ZM94 103V102H93ZM104 103V104H103ZM167 103V104H168ZM174 103H175V105H174ZM177 103V104H176ZM201 103H203V104H201ZM241 103V104H240ZM63 104V105H62ZM69 104H71V106H72V108H71V106L69 105ZM83 104H84V106H83ZM213 104V103H212ZM240 104V105H239ZM252 104H254V106H252ZM45 105H48V106H45ZM62 105V106H61ZM79 105H77V107H76V109H80V107H78ZM182 105H185V106H182ZM202 105H203V107H202ZM69 108H68V107ZM204 106H205V109H204ZM218 106V107H217ZM222 106V107H221ZM46 107H48V108H46ZM55 109H53V108ZM62 107L64 108V111H62ZM213 107V108H212ZM221 107V108H220ZM247 107H248V109H247ZM59 110H58V109ZM87 108L89 109V108H92L91 106H87ZM85 109V112L87 113V111L86 110H88V109ZM169 108V107H168ZM183 110H182V109ZM217 108V109H216ZM223 108V109H222ZM251 108H253V109H251ZM109 109V110H108ZM177 109V110H176ZM213 109V110H212ZM215 109V110H214ZM220 109H222V110H220ZM57 110V111H56ZM68 110V111H71V112H66V111ZM91 110V109H90ZM95 109H92V111H90V113L88 112V114H91L92 116H93V111H94ZM107 110L108 111H110L109 113L107 112ZM183 111V112H180V111ZM188 110L190 111V112H188ZM205 110V111H204ZM73 111V112H72ZM83 113H82V112ZM153 111H155L154 109H153ZM210 112V114H209V112ZM213 111V112H212ZM216 112V114H215V112ZM220 111H222V113H220ZM47 114H46V113ZM95 112V111H94ZM107 112V113H106ZM135 113H136V111H134ZM179 112V113H178ZM188 112V113H187ZM207 112V113H206ZM229 112H232V114L231 113H229ZM104 113H105V115H104ZM111 113V114H110ZM134 113V114H135ZM196 113V114H195ZM219 113L220 114H222L223 115V119L221 118V117H219ZM252 113V114H251ZM77 114V113H76ZM80 114H82V115H80ZM84 114V115H83ZM107 114V115H106ZM109 114V115H108ZM156 114V113H155ZM174 116H173V115ZM177 114V115H176ZM179 114V115H178ZM192 114H193V116H192ZM196 116H195V115ZM213 114V115H212ZM173 117H172V116ZM188 115V118H190V119H188V118H186V116ZM189 115H191V116H189ZM208 115H210V116H208ZM221 115V116H222ZM57 116V117H56ZM85 116H87L88 118H86ZM148 116V117H147ZM151 116H152V114H151ZM178 116H180L181 117V119H180V117H178ZM185 116V117H184ZM252 116V117H251ZM93 117H95V116H93ZM155 117V115L153 116V118ZM172 117V118H171ZM176 117H178L177 119H180V120H183L182 119V117L184 118V120H188L187 121V126H186V132H187V129L189 130L187 133H186V135H187V138H185L186 137V135L183 137L182 136V134H181V132H175L176 130H180L179 128H178V126H181L180 124L179 125H174L175 124V118ZM210 117H215V121L216 122H221V123H223V124H225V126H222L223 124H221V123H216V122H214V124L212 125V123L211 122H209L211 119V121H213V118H210ZM235 117H237L236 118V122H238L237 123V125H234L233 123L235 122ZM51 118V120H49ZM108 118V119H107ZM119 118V117H118ZM145 118H144V120H145ZM159 118V117H158ZM158 118H156V119H158ZM169 118H170V120H169ZM208 118V119H207ZM241 118V119H242ZM63 119L65 120V119H67L68 120V122H70L71 121V125H65V121H63ZM114 119V120H113ZM159 119H161V118H159ZM167 119H168V121H167ZM217 119V120H216ZM220 119H222L223 120V122H222V120H220ZM224 119H226V120H224ZM111 120V121H110ZM113 120V121H112ZM142 121H143V119H141ZM150 120H153L152 119V117H151V119ZM175 120V121H174ZM229 121V123H232L233 121V125L232 126H234V127H230L229 128V126L228 125H231V124H228L227 122ZM247 120V119H246ZM56 121H58V123L59 122H63V124H62V128H60L61 127V125H60V127H59V124L58 123H55ZM111 122H113V123H111L112 124V126L110 125V123ZM115 121H116V125H114V123H115ZM142 121H140L141 123H142ZM161 121V122H160ZM165 121H167L168 123H166ZM172 121H174L173 123H170V122H172ZM193 121V125H191L192 122ZM199 121V122H198ZM200 121H202L201 123H200ZM224 121H227L226 123H224ZM52 122V123H51ZM68 122H66V123H68ZM143 122H145V121H143ZM150 122V124L152 125H150L149 126V123ZM181 122H183V121H181ZM197 124H196V123ZM235 122V123H236ZM108 123H109V125H108ZM128 123H130L129 125H128ZM145 123V124H146ZM189 123H191L190 125H189ZM219 124V125H216V124ZM86 124H87V128H89L90 129V133L89 134H91L92 133V136L95 138V136H97L98 135V133H99V135H98V138L100 137V135L101 136H103V138L102 137H100L102 140H103V143L101 142V144H100V146L102 147H100L99 146V144H98V146L102 149V151L100 150V149H98L97 147V144H96V146L97 147H95V143H100V141H98V142H96L97 140H98V138L96 137V140H90V139H92L93 137H90L89 138V140L91 141V142H94V143H92V146L93 147H95V148H93L90 144V141L88 140V138L87 139H84L83 140V142H81V138H80V136L78 137L79 139H80V141H79V139L76 141V143H74V144H72L71 142H74V141H72L71 140V144L69 143V147L67 146V143L65 144V142H63L62 140H61V138L60 139H58V138H56V137H58L59 135H60V133H61V136H62V138L64 139V137L63 136H65V135H67V132H68V135H72V133H73V135L71 136V137H73V136H75V137H77L78 135H80V133L81 132H83L84 130H86V129H82V128H84V126L86 127ZM88 124H90V127H88L89 125ZM167 124V125H166ZM171 124V125H170ZM226 124H228L227 125V127H226ZM244 124V125H245ZM64 125L66 126V134L65 135H62V134H64L65 132V130L63 129L64 128ZM84 125V126H83ZM165 125V126H164ZM170 127H169V126ZM243 125V124H242ZM91 126H95V128L97 129H99V131H98V129L96 130L94 127H91ZM117 126H119V125H117ZM129 126H130V128L132 129V130H130V128H129ZM133 126V127H134ZM173 128H172V127ZM190 126V127H189ZM199 126H201V128L199 127ZM215 126H218V127H215ZM220 126H222V127H220ZM235 126H237L236 127V129H234V130H236V131H234V130H232V131H234V132H231L229 129H233V128H235ZM68 127V128H67ZM141 127H143V128H146V130H144V131H146L145 133L146 134H144L143 132L144 131H142V133H141V130H142V128ZM214 127H215V131H214ZM240 129H242L243 131H245L247 128H248V130H250V132H249V135L247 134V132L245 131V133H244V135L242 134V130L240 131L239 130V128ZM246 129H245V128ZM92 128V129H91ZM93 128H94V130H96L97 132H95V134L93 133L94 132V130H93ZM113 128V129H112ZM128 128V129H127ZM141 128V129H140ZM163 128V129H162ZM167 128V129H166ZM217 128H218V132H217ZM219 128H221L222 130H223V132H222V130H220ZM227 128V129H226ZM229 128V129H228ZM250 128V129H249ZM52 129V130H51ZM78 129L79 130H81L80 132L78 131ZM89 129H87V130H89ZM102 129V130H101ZM114 129H116V131L114 130ZM120 129V132H119V134H117L116 132H118L117 130H119ZM175 129V130H174ZM194 129V130H193ZM205 129H206V131H205ZM237 129L239 130V131H237ZM245 129V130H244ZM74 130V131H73ZM104 130H105V132H104ZM108 130V131H107ZM174 132H173V131ZM196 130V131H195ZM204 130V131H203ZM100 131H102V132H100ZM109 133V134H107V132ZM123 131V133H124V135H126V137H124V136H122L120 133ZM139 131V132H138ZM166 131H170V132H166ZM190 131H191V133H190ZM202 131V132H201ZM220 131L222 132V134H223V137H222V134L220 133ZM228 131H230L231 133H235V132H238V134L237 133H235L234 135H232L231 136V134H227L226 132ZM56 132L58 133L59 132V134L57 135L56 134ZM104 132V133H103ZM114 134V135H111L112 133ZM129 132H131V133H129ZM164 132V133H163ZM165 132H166V137L163 139V134H165ZM199 132V133H198ZM241 132V133H240ZM75 133H79V134H75ZM111 133V134H110ZM122 133V134H123ZM127 133H129L130 134V136H131V134H133V136H134V134L135 135H137V136H131V138L128 140V138L127 137H130L129 136V134L127 135ZM175 133V134H174ZM178 133V134H177ZM196 133V134H195ZM214 133V134H213ZM216 133V134H215ZM221 135H220V134ZM226 133V134H225ZM89 134H87V136L89 135ZM143 134V135H142ZM148 134V135H147ZM149 134H151V135H149ZM155 134V135H154ZM162 134V135H161ZM173 134V135H172ZM181 134V135H180ZM224 134H225V136H224ZM236 134H237V136H236ZM241 135V136H239L238 137V135ZM57 135V136H56ZM109 136L107 139H106V137L105 136ZM119 135H120V140H121V138H125V139H127V141L129 142L130 141V144L127 142V144H125V143H121L120 145L118 144V142L120 141H118L117 139H119ZM145 135V136H144ZM196 136V137H194V136ZM70 136H66V137H70ZM122 136V137H121ZM138 136H142V140L140 139V137H138ZM144 136V137H143ZM150 136H153V138H151ZM159 136H161V140L159 139ZM229 136V137H228ZM235 136V137H234ZM244 136V137H243ZM112 137H115V138H113V139H110V138H112ZM117 137V138H116ZM168 137L170 138L169 140H172V141H169L168 140ZM181 138L182 140H179V138ZM191 137V138H190ZM221 137H222V140H221ZM93 138V139H94ZM133 138H135V141H131ZM136 138L138 139L139 138V140H140V143L142 144H139V140H136ZM151 138V139H150ZM174 138V139H173ZM226 138V139H225ZM231 138H233V139H231ZM240 138V139H239ZM241 138H243V140H241ZM54 139V140H53ZM108 139L110 140L109 142H108ZM117 140V143L115 142L116 140ZM146 139V138H145ZM155 139V140H154ZM231 139V140H230ZM247 139V140H246ZM261 140V142H260V140ZM61 140V141H60ZM105 140H107V143L106 144H112V146L114 145V143H116V144H118V147H117V145H115V146H113L112 148L111 147H108L107 145L105 146ZM111 140H113V142L111 141ZM122 140H124V139H122ZM121 140V141H122ZM168 140V141H167ZM174 140V141H173ZM184 140V141H183ZM188 140H189V142H188ZM230 140V142H228ZM233 140H234V142H233ZM249 140V141H248ZM56 142V144H55V142ZM78 141H79V143H78ZM178 141H180V142H182V143H185V141L187 142V143H185L186 145H184V146H189V144H191V142L192 143H194V142H198V143H194V145H196V146H199V144H201V150H202V148H204V146H205V148L203 149V152H202V154L203 155H205L206 156V154H205V152H204V150L206 151V152H208L207 153V156H206V158H208L207 159V161H203L204 163L202 164V160H203V158L205 157V156H203V158L201 157V165L203 166V165H205L206 163H207V165H206V169H205V166H204V168L201 166V168H203V170L205 171L206 170V174L205 173H203V170H201V169H199L198 167H197V169H199L198 170V172L199 171H201V172H196V169H194V168H196L195 166L197 165H195V163H190V166L189 167H192V168H190L191 169V172H192V175H191V173H189L188 174V171H190V169L188 168V166H186V165H182L181 164V162H180V160H178V161H176V160H174L172 157L174 156H172V154H174V153H176V150H173L174 149V147L176 146L177 148H178V146L177 145H179V143H178ZM204 141V142H203ZM220 141V142H219ZM226 141V142H225ZM243 141V142H242ZM248 141V142H247ZM137 143V144H134V143ZM172 144H170V143ZM228 142V143H227ZM232 142V143H231ZM235 142L236 143H238V142H240L241 143V145H240V143H238V146L236 145H233V144H235ZM258 142L259 143H261V145L259 144L258 145ZM62 143V144H61ZM81 143V144H80ZM87 143H89V145L87 144ZM165 143V144H164ZM167 143V144H166ZM175 143V144H174ZM178 143V144H177ZM189 143V144H188ZM220 143H222V144H220ZM229 143H231V144H229ZM247 143V144H246ZM50 144H51V146H50ZM65 146H67V147H65ZM83 144V145H82ZM128 144H129V146H128ZM157 144V145H156ZM169 144V145H168ZM123 145H127V147H123ZM134 147L133 149H132V147ZM165 145V146H164ZM220 145H222V146H220ZM229 147H228V146ZM233 145V146H232ZM240 145V146H239ZM243 145V146H242ZM263 145V146H262ZM62 147V149H61V151L59 150V148L60 147ZM80 146V147H79ZM119 146L121 147H123L125 150H126V148L128 149V150H130V153H127L128 152V150L127 151H125V152H123L124 151V149L123 148H120L119 149V151H121V152H123V153H117L116 152V149H113L114 147L116 148L117 147V150H118V148H119ZM156 146H157V148H156ZM171 148H170V147ZM173 146V147H172ZM230 146H231V148H230ZM250 147V149L248 150V154L249 155H251V156H249V155H247V151H246V148L244 149V148H242V150H243V154L241 155L240 153H238L239 152V150H241V147ZM259 146H262V150L260 149V147ZM52 147V148H51ZM109 149H108V148ZM128 147H130V148H128ZM155 147V148H154ZM165 147H167V151H165ZM169 147V148H168ZM200 147V146H199ZM236 147V148H235ZM237 147H238V149H237ZM254 147V148H253ZM64 148V149H63ZM68 148V149H67ZM78 148L79 150H77V152H76V149ZM91 148V149H90ZM98 149V151L100 152H102V160L100 161V159H99V161H98V159H97V161L98 162H101V166H99V164L96 162V158H95V156H94V152H92V151H97V149ZM105 148H107V150L108 151H106L105 150ZM111 148V149H110ZM154 148V149H153ZM163 148V149H162ZM226 150V149H228V151H230L229 152V154H228V151H225V155H230V156H227V157H232V158H234L235 159V161H237L236 163L238 164L239 162H240V158L239 157H241L242 159V161L240 162V163H243V165L245 164V162L247 161L248 162V164H247V166H252L253 164H255V166L253 165L252 167L253 168H255V170H258V171H256V172H254V170H253V168H251L250 167V169H252L251 171H253V174H252V172L251 171H247L246 169H244V166L243 165H237L236 163H234L235 161L233 160V163L232 162H229L228 160H230L231 161V158H226V156L224 155V149ZM232 148H234V150H232ZM94 149V150H93ZM112 149H113V151H112ZM121 149H123V151L121 150ZM170 149V150H169ZM173 150V152L174 153H172V150ZM199 149V148H198ZM230 149V150H229ZM252 149V150H251ZM50 150H48L49 152H52V151H50ZM54 150V151H55ZM62 150H63V152H62ZM74 150V151H73ZM90 150H91V152H90ZM110 150V151H109ZM153 150H154V152H153ZM155 150H156V152H155ZM232 150V151H231ZM254 150V151H253ZM53 151V152H54ZM68 152V153H64V152ZM79 151V152H78ZM83 151L85 152L84 154H86V156L83 154ZM97 151V152H98ZM106 151V152H105ZM159 151V152H158ZM234 151V152H233ZM246 151V152H245ZM52 152V153H53ZM73 152V153H72ZM88 152V153H87ZM108 152V153H107ZM131 152H132V154H131ZM150 152V153H149ZM163 152V153H162ZM165 152V153H164ZM166 152H168V154H169V156H167L168 154H166ZM226 152H227V154H226ZM255 152V153H254ZM262 152H263V154H262ZM55 153V152H54ZM82 153V154H81ZM105 153H107L106 154V156H105ZM124 153H127L126 155H124L123 156V154ZM146 153H148L147 155H146ZM155 153V154H154ZM161 153V154H160ZM170 153H172L171 154V157H170ZM232 154V156H231V154ZM67 154H69V155H67ZM95 154H96V157L98 156V155H101V154H98V153H96L95 152ZM130 154H131V157H130ZM238 154H240V155H238ZM80 155H83L84 157H86V158H82ZM129 155V156H128ZM144 155V156H143ZM152 155V156H151ZM157 155V156H156ZM223 155V156H222ZM260 155V156H259ZM136 156V155H135ZM154 156H155V158H156V160L158 159H165V158H167L166 160H169L170 161V159H171V162L167 165L166 163V160H164L163 161V159L161 160L160 159V161H158V165H157V169H154L156 166H154V164H151L150 162H152V161H155V158H154ZM252 156H253V159H252ZM101 157V156H100ZM169 157V158H168ZM176 157V156H175ZM174 157V158H175ZM211 157V158H210ZM225 157V158H224ZM239 159H238V158ZM262 157V158H261ZM90 158V159H89ZM98 158V157H97ZM108 158V159H107ZM236 158L238 159V160H236ZM255 158V159H254ZM150 161H149V160ZM212 159V160H211ZM214 159V160H213ZM226 159H228V160H226ZM259 159V160H258ZM143 160H140V161H142L143 162ZM172 160L173 161H175V164H174V162H172ZM204 160H206V159H204ZM255 160H257L258 162H260V163H258L257 161L255 162ZM261 160V161H260ZM117 161V160H116ZM115 161V162H116ZM149 161V162H148ZM161 161H162V163H161ZM168 161V162H169ZM210 161H212V165H208V163L210 164L211 162ZM107 162V161H106ZM114 162V161H113ZM177 162V163H176ZM246 162V163H247ZM251 164H250V163ZM143 163H146V162H143ZM153 163V162H152ZM166 164V165H163V164ZM179 163V164H178ZM258 163V164H257ZM58 163H56V165H57ZM75 164V165H76ZM84 164V165H83ZM162 164V165H161ZM173 164V165H172ZM177 164V168L178 167H187L185 170H188V171H186L187 172V174L186 173H182L181 172V170L179 171V173L177 172V168H175V166L174 165H176ZM231 164V165H230ZM233 164V165H232ZM169 165H171V168H173L174 170V175H173V173H171L172 172V170L171 171H167L168 172V174L167 175H169L170 177H171V180H169L170 179V177L168 178V176H167V178H166V176H165V174H166V167L165 166H169ZM192 165H195V166H192ZM236 165V166H235ZM246 165V164H245ZM262 165V166H261ZM77 166V165H76ZM84 166H85V168H84ZM212 166V167H211ZM221 166H222V168L223 169H225V170H223L222 168H221ZM239 166H243L242 168L241 167H239ZM44 167V168H43ZM49 167V168H48ZM62 167H60V168H62ZM159 167H163V168H165V170L164 169H161V168H159ZM170 167V166H169ZM207 167H210V169L208 168V170H207ZM260 167V168H259ZM140 168V169H139ZM146 168H148V167H146ZM216 169V168H218L217 170H218V174H214L213 173V171L215 172V170H213V169ZM221 168V170H219ZM56 169V170H55ZM67 169V170H66ZM118 169H119V171H118ZM137 169V170H136ZM138 169H139V173H138ZM160 171H159V170ZM180 169V168H179ZM231 169V170H230ZM242 169V170H241ZM259 169H261V170H259ZM14 170V171H13ZM132 170V171H131ZM133 170L135 171L136 170V172L138 173V175H137V173L136 174H134L133 173ZM141 170H143V172L141 171ZM155 170H157L158 172H156ZM162 170V171H161ZM184 169H183V172L185 171ZM212 170V173L214 174H212L210 171ZM227 170V171H226ZM246 171V172H244V171ZM117 171V172H116ZM154 171H155V173H154ZM164 171V177H162L161 178V180L162 181H165V182H167V180H169V184L171 183V181H173L172 182V185H174V188H173V186H172V188L171 189H175V182L177 183V181L178 182H180L181 183V186H182V190L181 189H179L180 191H184V192H186L187 193V191L189 190V191H191L192 192V190H190L189 188H187V187H189V186H191V184L193 185L192 186V189H195V190H193V192H192V194H191V192H189V194L190 195H192V196H194V194H196V193H194V192H196L197 190L199 191V189H203V191H201L200 192V195H201V200L202 199H204V201L202 200V202H200L201 200H199L197 203L199 204V203H201V204H203L202 206L199 204V208H197L198 207V204L196 203V202H194L193 200H194V197L197 199L198 197V191H197V194L193 197V198H191L190 197V195L188 194V196H186L187 198H185V197H183L182 196V198H183V200H184V198H185V200L186 199H188V198H191L192 200H189V202L191 201L192 202V204H193V207L194 208H196L195 209V211H193L194 209H192V207L190 208V209H192L191 211H193V212H191L190 213V215H187V214H189V212L187 211V213L185 212L186 210H190L188 207L189 206H187V204H189V203H187L188 201H186V202H184L183 200H182V198L180 199V197H181V195H187V194H185V193H183V194H179V192L177 193V192H174V190H173V192H174V194L176 195L177 194V198H178V201H177V198H176V196L175 195H173L172 193H171V189H170V187H166L164 184L163 185H161V186H163L164 187V191H166V189H168V191H166L167 193L165 194V192L163 191V190H161L163 187H161L160 185H158V183H160L161 182V180H160V177H161V175L163 174L162 172ZM208 171V172H207ZM263 171V172H262ZM33 172V173H32ZM47 172H48V174H47ZM59 172H60V174L61 173H63V172H66V173H68L67 175H70V176H68L69 178H71L70 179V181H67V179H69V178H67V179H65V181L63 182L62 181V178H63V176L62 175H60L59 174ZM79 172V173H78ZM81 172H83L80 176H79V174L81 173ZM88 172V174H86ZM92 172V176H94V174H96V177L94 176V177H92V179H89L90 181H91V183L93 184V182H94V184L93 185H91L92 187H90V181H88V183H87V180H88V178L90 177V175H89V173H91ZM94 172V173H93ZM105 172H107V173H105ZM118 172H121V173H118ZM143 174H145L146 176H147V179H146V177H145V175H143ZM160 172H161V174H160ZM210 172V174H208ZM232 172V173H231ZM39 173H40V175H39ZM70 173V174H69ZM111 173H113L112 174V177H113V175L115 176V178L112 180L111 179ZM140 173H141V176L139 177V175H140ZM151 173H153L154 174V176L151 174ZM158 173V174H157ZM180 173H181V175H186V176H188V180H189V177H190V175H191V179L190 180H192V181H190L191 182V184L190 183H188V184H190V185H188V186H186L187 185V183L186 184H182V182H185V177H184V179L182 180L181 178H180ZM201 173V174H200ZM15 174H17V175H15ZM34 174H36V175H34ZM37 174H38V176H37ZM110 174V175H109ZM117 174V175H116ZM120 176H119V175ZM134 174V175H133ZM158 176H160L159 178L157 177V175ZM160 174V175H159ZM170 174H172V176L170 175ZM193 174H195V177H194V175ZM198 174H200V175H202L201 176V178L199 177L200 175H198ZM247 174V175H246ZM249 174H251V175H249ZM66 175V176H67ZM109 175V177L107 178V176ZM152 175V176H151ZM203 175H204V177H203ZM218 175V176H217ZM220 175V176H219ZM226 175H228V176H226ZM230 175H232V176H234V177H229ZM55 176V177H54ZM65 176V174H64V177H66ZM87 176H89L88 178H86ZM98 176H99V178H98ZM118 176H119V178H121L120 179V182L118 183ZM130 177H131V175H129ZM163 176V175H162ZM175 176H177V177H175ZM196 178L195 180H194V178ZM208 176V179L206 178ZM210 176V177H209ZM212 176H217L216 178L218 179V181H216V183H215V180H216V178H214V177H212ZM223 176V177H222ZM36 177H37V179H36ZM38 177H40V178H38ZM53 177H54V179H53ZM58 177V179H56ZM62 177V178H61ZM80 177V178H79ZM84 177L86 178V179H84ZM90 177V178H91ZM117 177V178H116ZM148 177H149V179H152V178H154L152 181L151 180H149L148 179ZM156 177H157V179H156ZM205 178L206 180L204 181H202V179L203 178ZM214 178V179H212V178ZM224 177H225V180H224ZM229 177V178H228ZM239 177V178H238ZM246 177V178H245ZM253 177V178H252ZM93 178H95V180H93ZM101 178V179H100ZM125 178V177H124ZM163 178H166L167 180H165V179H163ZM174 178V179H173ZM176 178H178V179H176ZM221 178V179H220ZM222 178H223V183H221L222 181ZM227 178V179H226ZM230 178H232V179H230ZM237 178V179H236ZM240 178H241V180H240ZM243 178V179H242ZM247 179L248 178V180L249 179H251V180H249V182H248V180H245V179ZM43 180V181H48V183L47 182H41L40 183V181L41 180ZM96 179H97V183L95 184V182H96ZM173 179V180H172ZM176 179V180H175ZM198 179V180H197ZM211 179H212V181H211ZM40 180V181H39ZM57 180H58V182H57ZM79 180H81V181H79ZM103 180H106V181H103ZM117 180V181H116ZM122 180V181H121ZM150 182H149V181ZM157 180L159 181L158 183H157ZM188 180H186L187 182H189ZM209 180V181H208ZM229 182H228V181ZM236 180V181H235ZM239 180V181H238ZM248 183H246L245 181ZM99 181L100 182H102L103 183V185H102V183H100L99 184ZM112 185V186H110L109 185V183ZM128 182V184H127V182L125 183V185H128V189H136L135 191H133V192H131V191H129L127 188H125L124 187V184L123 183H121V182ZM132 183V185H131V183ZM214 181V182H213ZM226 181H227V184H226ZM235 181V182H234ZM243 181V182H242ZM7 182V183H6ZM66 182H69L70 183V191H72L73 192V194H74V196L70 193V192H68L69 190H68V188H69V186H68V184L66 183ZM73 182H74V180H73ZM107 182V183H106ZM157 184H156V183ZM198 182H200V183H198ZM202 182H204V184L202 183ZM212 182V183H211ZM43 183H46V184H48V185H46V184H44L43 185ZM53 183V184H54ZM72 183V184H71ZM75 183V182H74ZM76 183V184H77ZM90 183V184H89ZM180 183H177V185H180ZM207 183V184H206ZM219 183H220V185H219ZM249 183H250V186H249ZM52 184V183H51ZM75 184V185H76ZM84 184H89V187L87 186V185H84ZM97 184L99 185V186H97ZM122 184V185H121ZM134 184H135V186L136 187H133L134 186ZM160 184H162V183H160ZM166 184V183H165ZM201 184H203L202 186H201ZM206 184V185H205ZM211 184V185H210ZM216 185V184H218V185H216L215 187L217 188V189H215V187L213 186V185ZM231 184H232V186H231ZM247 185V187H245V186H243V185ZM73 185V186H72ZM106 185V186H105ZM114 185V186H113ZM129 185H131V186H129ZM145 185V184H144ZM158 185V186H157ZM225 185V186H224ZM236 185V186H235ZM238 185V186H237ZM251 185H252V187H251ZM61 186V187H62ZM65 186H63V187H65ZM67 186H68V188H67ZM77 186V185H76ZM78 186H80V184L78 185ZM87 186L88 188H85V187ZM108 186V187H107ZM169 186V185H168ZM186 186V187H185ZM200 186V187H199ZM207 186V187H206ZM221 186V187H220ZM240 186H243V187H240ZM249 186V187H248ZM97 187H98V189H97ZM100 187V188H99ZM105 187H107L109 190L111 189L112 190V193L109 195V196H111V197H114V199H112V201L111 200H107V199H105L106 197H107V195L109 194L108 192H109V190L106 192L105 191V189L104 190H101V188H105ZM113 187V188H112ZM114 187H116V188H114ZM129 187H131V188H129ZM180 187V186H179ZM203 187V188H202ZM212 187V188H211ZM221 188V190H220V188ZM227 189H226V188ZM229 187V188H228ZM234 187H238V188H234ZM56 188V189H55ZM75 188V189H74ZM157 188V189H156ZM166 188V189H165ZM181 188V187H180ZM191 188V187H190ZM209 188V190H207ZM214 190L213 192H212V190ZM224 188V189H223ZM231 188V189H230ZM241 188H243L242 190H241ZM251 188V189H250ZM88 189V190H89ZM101 191H100V190ZM115 189H117V191L115 190ZM118 189H120V190H118ZM158 189H160V190H158ZM187 189V190H186ZM197 189V190H196ZM259 189V190H258ZM91 190H89V191H91ZM99 190V191H98ZM155 190H156V192H155ZM160 191V192H158V191ZM178 189L176 188V191H177ZM220 190V191H219ZM224 190H226V191H224ZM234 190H236V191H234ZM248 190V191H247ZM5 191H7L6 193H5ZM12 191L14 192V194L15 193H17L16 195H18V193H19V195H18V197L20 196H22L21 198L23 199V205H22V203H20L19 202V200L20 199H18L17 198V196L16 195H13L14 197H16L17 199H11L10 197L12 196H10V192H11V194H12ZM77 191V192H76ZM106 192V194H104L105 195V197H104V199L105 200H103V199H101V197H96L95 198V196H97V195H99L101 192L102 193H104V192ZM113 191L115 192V195H114V193H113ZM227 191H229V192H227ZM234 191V193H232ZM239 191V192H238ZM247 191V192H246ZM86 192H84L85 194L84 195H86V196H88V197H90L89 195H87L86 194ZM98 192H99V194H98ZM137 192H139V191H137ZM136 192V193H137ZM153 192H155V193H153ZM158 192V193H157ZM169 192L173 195V197H175V198H172V196H168V194H169ZM204 192V193H203ZM206 192H208L207 194H206ZM219 192H220V194H219ZM223 192V193H222ZM229 194V195H227V193ZM67 193V194H66ZM75 193H76V197H75ZM153 193V194H152ZM156 193H157V195H156ZM165 194V196L162 194ZM180 193H182V192H180ZM203 193V194H202ZM215 193V194H214ZM239 193H242V195L240 194V198H239V196H238V194ZM245 193V194H244ZM247 193V194H246ZM6 194V195H5ZM66 194V195H65ZM70 194V195H69ZM79 194H82V196L81 195H79ZM96 194V195H95ZM178 194H179V196H178ZM213 194V195H212ZM218 194V195H217ZM226 194V195H225ZM236 194V195H235ZM252 194V195H251ZM3 195V196H2ZM7 195H8V198H7ZM78 195V196H77ZM103 195V196H104ZM119 195V196H120ZM154 195V196H153ZM167 195V196H166ZM215 195V196H214ZM221 195H223V197L221 196ZM237 196V198H238V200H239V202L237 203V201H235V200H237V198L235 199V197ZM244 195L245 196H249V198L248 197H246V198H248L247 200H246V198L245 199H243V197H244ZM4 196H5V198H4ZM13 196H12V198H13ZM145 196V195H144ZM144 196H142V197H144ZM148 196H145V198L147 197L148 198ZM153 196V197H152ZM157 196H159V201L157 202L156 201V203L157 204H154L155 203V200H153L152 202H151V200L152 199H150L151 197L152 198H157L158 199V197ZM162 197V199H160L161 197ZM219 196H221V197H219ZM224 196H226V197H224ZM229 196V197H228ZM81 198V200L79 199V198ZM111 197H108V198H111ZM125 197H127V198H125ZM166 197V198H165ZM170 197V198H169ZM214 197V198H213ZM217 197V198H216ZM230 197H231V199L234 197V199L235 200H233L232 199V201H231V199H230ZM8 199V201H7V199ZM75 198H77V199H75ZM94 198H95V200H94ZM212 198V199H211ZM223 198H225V200L227 199L228 201H229V199H230V201L228 202V201H222L223 200ZM21 199V200H22ZM88 199H90V198H88ZM88 199H87V201H88ZM93 199V200H92ZM144 199V198H143ZM163 199H167L166 201H164ZM168 199H170V200H168ZM172 199L173 200H176L177 201V203H178V205H179V203L181 202V203H183V206L185 207V211L184 210H182V209H180L181 207H182V205H181V203H180V207L178 206V205H175V203L176 202H172ZM205 199H208V202H206L205 201ZM211 199V200H210ZM213 199H215V201L217 202V204H218V206H219V210H216L215 211V215L214 216H212V207H210L211 206V204H212V206L214 205V203H215V201L213 200ZM220 199V200H219ZM241 199V200H240ZM243 199V200H242ZM20 200V201H21ZM79 200V201H78ZM83 200H84V202H83ZM136 200V201H137ZM198 200V199H197ZM245 200L247 201L246 203H245ZM253 200V201H252ZM30 205V207H29V205H27V204H25L26 202ZM93 201H95V203L97 202V205L95 204V203H93L92 204V202ZM105 201V202H106ZM117 201L116 202H114V203H117ZM125 202V203H121V202ZM145 201V202H144ZM171 201V202H170ZM180 201V202H179ZM213 201V202H212ZM222 203H221V202ZM242 201V202H241ZM244 201V202H243ZM86 203V207L84 206L85 204H83V203ZM145 203V205H144V203ZM165 202V203H164ZM168 202L170 203V205L168 204ZM191 202H190V204H191ZM205 202V203H204ZM223 202H227V204H225V206L226 205H228V203H229V205L228 206H226V208L227 207H229L230 205L232 206V202L234 203V204H236V205H233L234 207H232L233 209L232 210H234L235 209V206H236V208L237 209H239V210H237V209H235L234 211H235V213H233L234 211H232V210H230V211H228L226 208H225V206L223 207V205H224V203ZM236 202V203H235ZM249 202V203H248ZM139 203H141L140 204V206L141 205H144V207H147V208H149V210H151V211H153V212H149L148 213V211H146V209L147 208H145V213H147V214H149V216H147V217H145V221H144V223H140L141 221L143 222V220H144V210H143V206H139L138 204ZM151 203V204H150ZM153 203V204H152ZM171 203H174L173 204V206H172V204ZM185 203H187L186 205H184ZM197 204V206H196V204ZM231 203V204H230ZM243 203V204H242ZM248 203V204H247ZM6 204H4V205H6ZM43 205V207H44V210L46 209L47 211H49V213H50V211H51V213L50 214H53V216L54 217H49V215H44V214H49L48 212H45V211H43L42 213L40 212L41 211V208H40V211L38 210L39 209V207L38 206H40V207H42V205ZM94 204H95V206H94ZM158 204H163L164 205V207L163 208H161V205H159V207H158ZM166 204V205H165ZM191 204V205H192ZM221 204H223L222 206H221ZM37 206V210L33 207V206ZM125 205V206H126ZM138 205V207H140L141 208V210H142V212L140 213L139 212V208H138V211L136 210L137 209V206ZM156 205V206H155ZM170 206V210H166V208H168L169 206ZM241 205V206H240ZM243 205V206H242ZM100 208V210H98V212H102V214H100V213H98L97 212V208L98 207ZM153 206H155V207H153ZM166 206H168V207H166ZM176 206V207H175ZM201 206V207H200ZM207 206H209V207H207ZM230 206V207H231ZM246 206L248 207L247 209H246ZM250 206H254V208L253 207H250ZM42 207V208H43ZM97 207V208H96ZM127 207V206H126ZM134 207V208H133ZM135 207H136V209H135ZM143 207V208H142ZM158 207V208H157ZM171 207H173V209H171ZM184 207H183V209H184ZM221 207V208H220ZM225 208L224 209V211L226 212V210H227V214L222 210L223 208ZM242 207H244V212L242 211L243 210V208ZM257 207H258V210H256L257 209ZM6 208V209H5ZM20 209V211H21V213L22 214H24V219H25V225L27 224H29V227L27 228V226H25L24 225V222L22 221L21 222V218H22V216L20 215V211H19V209ZM28 208V209H27ZM162 210H161V209ZM164 208H165V210H164ZM209 209V211H208V209ZM242 208V209H241ZM11 209H13V211H11V213L9 214L8 212H10V210ZM27 209V210H26ZM33 209H35L37 212H36V214H35V210L34 211H32ZM89 209L91 210V209H93V210H91V211H89ZM133 209V210H132ZM134 209H135V211H136V213H139V216L140 215H143L142 216V218L141 217H139V216H136V213H134L135 214V216H134V218L132 217L134 214L131 212V211H134ZM175 209V210H174ZM177 209H179L178 211H179V213L176 211ZM221 209V210H220ZM228 209H230V208H228ZM250 209H252V210H250ZM140 210V211H141ZM161 212H160V211ZM171 210H173V211H171ZM182 210V212L184 211L185 213H181L180 214V211ZM251 211V213L252 214H249L250 213V211ZM256 210V213H255V215H254V211ZM18 211V212H17ZM32 213H31V212ZM57 213H55V212ZM93 211V213H90V212H92ZM134 211V212H135ZM208 211V212H207ZM211 211V213H209ZM218 211V212H217ZM237 211H238V213H237ZM246 211H249V212H247L246 213ZM40 212V213H39ZM103 212L104 213H106L105 215L103 214ZM119 212H121V211H119ZM164 212H169V213H165L164 214ZM200 212H201V214H200ZM206 212V213H205ZM214 212V211H213ZM219 212H220V214H219ZM221 212H223L222 214H221ZM243 212V213H242ZM198 213V217H197V215L195 216V214H197ZM203 213H204V215L206 214V217L203 215ZM230 213V214H229ZM233 213V214H232ZM244 213H245V215H244ZM3 214V215H2ZM42 214V215H41ZM80 214V215H79ZM119 214V213H118ZM166 214H168L169 216H170V218L168 217V216H166ZM174 214V215H173ZM176 214V215H175ZM184 214H186L185 215V217H182ZM219 214V215H218ZM225 214V215H224ZM239 214H240V217H239ZM247 214H249V216H250V218H251V220H250V218L249 219H247L248 217H247ZM15 215V216H14ZM37 215V216H36ZM55 215H58V217L59 218H57V216H55ZM76 215H78V216H76ZM82 215V216H81ZM98 215V216H97ZM102 215V216H101ZM108 215V214H107ZM110 215V214H109ZM120 215H121V213H120ZM177 215H180L181 217H179V216H177ZM233 216V218L234 217H236V218H234V219H232V216ZM8 216H10V218L8 217ZM14 216V217H13ZM173 216H174V218H173ZM175 216H176V219H175ZM212 216V219H213V217H214V219H213V221L210 219L209 220V218ZM216 216V217H215ZM222 216V217H221ZM223 216H228V218L230 219H228V218H225V217H223ZM229 216H231V217H229ZM241 216H243V217H241ZM253 216V217H252ZM19 217V219L17 220L16 218H18ZM55 217H56V219H55ZM60 217H62V218H60ZM106 217V216H105ZM137 217H139V218H141V219H143V220H140V219H137ZM193 217H195V219L197 220L198 218L199 219H201L200 221H202V223H204V224H202L201 222H199V223H197L196 222V220L194 219V220H192L193 219ZM197 217V218H196ZM203 217V218H202ZM217 217L219 218L218 220H220L219 222H218V220H216L217 219ZM238 217V218H237ZM12 218V219H11ZM27 218H29L28 220H30V221H28L27 220ZM65 220H64V219ZM122 218V217H121ZM205 218H207V220L205 219ZM225 219V220H223V219ZM255 218V220H253ZM10 219V220H9ZM15 221H14V220ZM23 219V220H24ZM51 221H50V220ZM137 219V220H136ZM170 219V220H169ZM179 219V220H180ZM199 219H198V221H199ZM244 219V220H243ZM259 219V220H258ZM7 220V221H6ZM34 220V221H33ZM36 220V221H35ZM54 220H56V222L54 221ZM161 220V221H162ZM205 220L207 221V222H205ZM215 220V221H214ZM235 220V221H234ZM3 221V222H2ZM11 221V222H10ZM18 221H20V223H23V224H20V223H18L19 225H17V222ZM26 221H28L27 223H26ZM53 221V222H52ZM68 221H71V224L72 225H68L70 222H68ZM189 221V220H188ZM210 221H212L213 222V224H212V222L211 223H209ZM217 221V222H216ZM226 221V222H227ZM237 221V222H236ZM245 221V222H244ZM252 221V222H251ZM255 221V222H254ZM7 222V223H6ZM46 222V223H45ZM51 222H52V224H51ZM98 222V224L96 225V223ZM187 222V221H186ZM224 223L223 222V228H225V229H223L222 231L224 232L226 229L228 230V227H230L229 228V231H230V233H235L236 231H234L235 229V227H233V229H232V227L231 226H229V225H227V223ZM238 222V223H239ZM258 222H259V228H258ZM16 225H15V224ZM35 225H34V224ZM56 223V224H55ZM214 223H217L216 224V226H215V224ZM252 223V224H251ZM254 223V224H253ZM32 224L34 225V226H36V228L37 229H35L34 228V226H32ZM59 224V225H58ZM134 224V225H133ZM203 226H202V225ZM225 224H226V227H224L225 226ZM243 224V225H242ZM248 224V225H247ZM261 224V225H260ZM21 225H24V226H21ZM32 226V228H31V226ZM75 225H76V227H75ZM202 226V228L199 230L198 229V227L197 226ZM237 225H236V227H237ZM249 225H251L250 227H252L251 229H249ZM256 226V227H253V226ZM5 226H7V227H5ZM66 226V227H65ZM209 226V227H208ZM213 226H215L214 228H213ZM246 226V227H245ZM63 227V228H62ZM65 227V228H64ZM130 227V228H131ZM204 227V228H205ZM213 228V231L211 230L212 228ZM240 227V228H239ZM42 228L44 229L43 231H42ZM98 228H100V229H98ZM156 228V229H157ZM209 228H211V229H209ZM218 228V229H217ZM26 229H28L27 231H26ZM127 229H129V227H127ZM155 229V232H154V228H153V231H150V233H148V232H145L143 235H141V236H139V240H140V237H142L141 239V242L140 243H142L141 245L144 247V246H146V248H148V250L147 249H142L141 251H135L134 250V248L132 249V250H134V251H132V253L134 252L135 254L136 253H141L142 254V256H141V254L139 255H133L131 252H128L127 251V257L129 256V261H130V264H131V258H132V264H133V261H134V264H141V262H143L142 264H149L150 262H151V260H152V258H153V260H154V262H156L157 264H173V261L172 260H177L176 262H178L179 260L180 261H183L182 263L179 261L178 263H180V264H187L185 261L190 257V256H188V258H186L187 257V254L188 255H190V253L188 252L187 253V247L185 248L186 250H184V248H182V247H184V245L185 244H182L180 247L184 250V251H186L185 253H187V254H184V251H183V253H181L182 252V249L181 250H179V251H181L180 253H178L179 251H178V248H177V251H173L172 250V248L175 250V246H174V243L172 242L171 243V239H172V241H173V239H175L174 237H172V238H170V237H168V235H167V237L164 235V229H162L163 231H159L158 229V231ZM16 230V231H15ZM49 230L51 231L52 230V233L50 234V233H48L49 232ZM81 230H83L82 231V234H80L79 235V233L81 232ZM98 230H99V233H98ZM203 230H206V234H208L209 236H212V239H214V240H212L211 239V244L215 241L216 242V244L214 243L213 245H211L209 242V240L207 239V237L209 238V236L207 235L206 236V234L204 233V231ZM226 230V232H224V233H228V231ZM233 230V231H232ZM237 230V229H236ZM251 230V231H250ZM21 231H22V233H21ZM33 231H35V233L33 234L32 232ZM91 231V232H90ZM102 232V235L104 234V236L106 235V236H108L107 238H105L104 236H102L101 235V237H104V239L105 240H103L102 238V241L103 242H106L105 244V246H107V247H103L101 250L103 251L104 250V252H103V254H105V253H107L108 254V252L107 251H109V250H111L112 249V251H113V249H115V251H116V253H113L112 251H109V254H108V256H109V259L111 260V262H110V260L108 259V258H106V260L104 259V256H106V254L104 255V256H100V255H103L102 254V251L100 250V245L102 244L103 245V242L102 243H100V245H99V242H100V240L101 239H99V241H98V236H99V234H101V232ZM167 231H165V233L167 232ZM176 231V232H175ZM213 233H212V232ZM221 231V230H220ZM243 231H242V233L240 232V231H237V233L239 234V232L241 233V234H245L246 235V233L247 232H245V233H243ZM33 234V235H31V233ZM40 232H44L43 234H42V236L41 237H39V238H36L35 236H37L38 237V235L40 236ZM68 232H69V234H68ZM78 233V236H76V234ZM152 232H154V234H151ZM158 232V233H157ZM161 232H162V234H161ZM173 232H175V233H173ZM215 232V233H214ZM260 232V233H261ZM17 233H19V234H17ZM75 233V234H74ZM183 233H184V235H183ZM201 233H204L202 236H203V238L201 237ZM223 233V234H224ZM64 234V235H63ZM71 234H73V236L71 235ZM85 234V235H84ZM161 234V237L159 236ZM175 234V235H174ZM211 234V235H210ZM229 234V233H228ZM29 235H31L32 237H30ZM45 235H46V237L49 235L50 237L52 236V242L51 241H49L51 238H49V236H48V238H44L45 237ZM57 235V236H56ZM75 235V236H74ZM186 235V237H184ZM215 235L217 236V237H215ZM236 235V234H235ZM241 236V238H240V241L242 242L241 243V245H242V249L241 250H239L240 248H241V245H240V248H238L237 250H239L238 252L237 251H232L231 253H228V251H227V253L230 255V254H232L233 252L235 253H237V254H239L238 256H237V254H236V257H234L235 255H234V253L232 254V256L234 257V261H235V259H236V261L234 262V264H243L244 263V261H246L247 263L246 264H250L251 262L253 263V261H256L255 263L256 264H259L257 261H259L260 262V264H264V254H262L261 253V246L263 247L264 246V241H262L261 243V245L258 247L257 245L259 244V243H256V245H254V247L256 248V249H254L256 252H258L259 254H255L256 252H254V251H252L251 250V246L249 247V246H247L246 247V250H245V245H247L245 242L243 243V241H242V239H244V237L246 238V236L244 235V236ZM27 236H29L30 237V241H28V240H26L28 237ZM82 236V237H81ZM178 236H180V239H179V237ZM197 236V237H196ZM205 236H206V238H205ZM219 236V237H218ZM234 236V235H233ZM264 236V235H263ZM57 237V238H56ZM72 237H74V239L72 238ZM81 237V238H80ZM156 237H159V239H160V242H159V239H157ZM189 237V239L187 240V238ZM221 237V238H220ZM227 237V238H226ZM230 237V236H229ZM256 237V236H255ZM253 238V239H256V240H258V238H259V236H257V238ZM261 237V236H260ZM25 238V239H24ZM36 238V239H35ZM85 238V239H84ZM87 238V239H86ZM151 238V239H150ZM161 238H163L164 240L166 239V238H170V239H166L165 241H164V243L161 241L162 239ZM205 238V239H204ZM219 238V239H218ZM23 239H24V241H23ZM29 239V238H28ZM43 239H44V241H45V239H47L46 241H45V243H44V241H43ZM143 239H144V241H143ZM187 241H186V240ZM210 239V238H209ZM218 239V240H217ZM226 239H231V241H229L228 242V240L226 241L227 243H229L228 245L225 243V240ZM263 239V238H262ZM261 238L257 241V242H259L260 240H262ZM36 240V241H35ZM54 240H55V242H54ZM57 240H59V241H57ZM176 240V239H175ZM184 240V241H183ZM189 240H191V241H189ZM192 240H193V242H192ZM201 240V241H200ZM204 240H206L205 242H204ZM207 240L209 241V242H207ZM219 240H221L222 241V243H221V241L219 242ZM237 240V239H236ZM43 241V244L41 243ZM71 242V243H68V242ZM156 241V242H155ZM255 241V240H254ZM42 244L41 245V247H40V249L39 248H37V247H39L40 246V244ZM53 243L54 242V244L55 243H57L56 245H54L53 246V244H51V243ZM144 242V243H143ZM191 244H190V243ZM202 242H204V243H202ZM234 242V243H233ZM109 243V242H108ZM132 245H131V244ZM163 243V244H162ZM165 243H167L168 245H166ZM223 243H225L227 246H225L224 247V249L222 248V245H223ZM50 244L52 245L51 247H49L50 246ZM62 244V245H61ZM145 244V245H144ZM147 244V245H146ZM159 244H162V245H159ZM192 244H198L199 246H200V248H198V250L196 251V248H197V246H195L194 247V245H192ZM222 244V245H221ZM224 244V245H225ZM243 244H245V245H243ZM49 245V246H48ZM58 245H60L61 247H60V250H61V253H62V255L60 256L59 254L60 253H58V256H56V258H54L55 257V253H57V252H59L60 250H57V248L59 247ZM80 247H79V246ZM82 245V246H81ZM101 245V246H102ZM125 246V248H124V246ZM127 245H128V248H127ZM148 245H149V247H148ZM185 245V246H186ZM207 245V246H206ZM213 246V247H211V248H209V246ZM47 246L51 249H49L50 251H47L48 249H45V248H47ZM104 246V245H103ZM166 246H168L169 247V252H171L170 250H172L173 251V254H174V256H171V254L169 253V252H166L167 250H168V248L166 247ZM174 246V247H173ZM192 246H193V248H192ZM198 246V247H199ZM234 246V245H233ZM233 246L232 245H230L229 247H232L233 248ZM238 246V247H237ZM65 247V248H64ZM114 247V248H113ZM202 247V248H201ZM243 247H244V249H243ZM249 247V248H248ZM253 247V248H254ZM36 248H37V251L39 252V254H38V252L36 251ZM63 248H64V250H63ZM77 248V249H76ZM98 250H97V249ZM107 248H109V249H106ZM111 248V249H110ZM163 248H164V250H163ZM203 248H205L204 249V251L205 250H208V256L205 258V255H204V257L202 256V251H201V249L203 250ZM212 248H214V249H216L217 251H218V249L221 251V252H218V253H216V250H214V249H212ZM232 248L230 249V251L232 250ZM5 251H7V253H5L4 252V250ZM59 249V248H58ZM66 249V250H65ZM79 249V250H78ZM81 249V250H80ZM153 250V255H152V250ZM234 249V248H233ZM235 249V250H236ZM248 249H250L251 251L250 252H253L254 253V255H257V256H254L253 255V257H255L254 259L255 260H251V259H253L251 256H252V254H249V252H248ZM35 250V251H34ZM55 250H56V252H55ZM95 250H97V252L95 251ZM147 250V252L148 253H145V251ZM151 250V251H150ZM242 250H244L243 252H245L246 251V254H244V255H246V258L245 257H243V256H241V255H243V252H240V251H242ZM259 250V251H258ZM64 251V252H63ZM101 251V252H100ZM164 251V252H163ZM199 251H201V252H199ZM203 251V252H204ZM10 252H11V254H10ZM40 252H42V253H40ZM78 252H79V254H78ZM100 252V255L98 254ZM169 253V254H166V253ZM174 252H176V253H174ZM200 254H198V253ZM207 251H205V253H206ZM263 252V251H262ZM36 253V254H35ZM45 253H47V256H45L44 254ZM111 253H113V254H111ZM146 254L145 256L143 255V254ZM150 253V254H149ZM172 253V252H171ZM192 253H191V257H192ZM241 253V254H240ZM263 255V256H261L260 257V255L261 254ZM264 253V252H263ZM9 254V255H8ZM74 254H76L75 256H74ZM165 254V255H164ZM172 254V255H173ZM180 254H182L181 256H180ZM184 254V255H183ZM196 254V255H195ZM210 254H214L215 255V257H213V256H211ZM227 254V255H228ZM2 255H3V257H2ZM8 255V256H7ZM88 255V256H87ZM110 255H111V257H110ZM133 256V257H131L130 258V256ZM155 255H157V257H155ZM167 255L169 256V258L171 259V260H169V259H167L168 257H167ZM199 255V256H198ZM209 255L211 256V259H210V257H209ZM249 255H250V257H249ZM44 256V257H43ZM54 256V257H53ZM63 256V257H62ZM74 256V257H73ZM92 256V257H91ZM135 256H138V259L137 260H139L138 262H137V260L135 259ZM139 256H141L140 257V259H139ZM149 256L151 257L150 258V260H148V258H149ZM176 256H177V259H175L176 258ZM182 256L185 258V259H183L182 258ZM195 256H197V258H199V260L197 261V259H195ZM216 256L217 257H219L218 259L216 258ZM231 255H230V257H232ZM241 256V258H245L246 260H243V259H239V260H237L239 257ZM250 258V260H249V258ZM50 257H53L52 259L50 258ZM77 257V258H76ZM154 257L156 258V259H154ZM203 257V259L202 260H200V258H202ZM215 259L216 258V260H214L213 258ZM226 259H229V261L228 260H226ZM2 258H4V259H2ZM59 258H60V260H59ZM63 258V259H62ZM84 258H85V262H84ZM93 258V259H92ZM137 258V257H136ZM174 258V259H173ZM256 258H257V260H256ZM45 259H46V261H45ZM62 259V260H61ZM103 259H104V261H103ZM128 259H126L127 261H128ZM141 259H142V261H141ZM160 259V260H159ZM179 259V260H178ZM192 258H189V260H191ZM205 259V260H204ZM210 259V261L209 262H207L208 260ZM55 260V261H54ZM60 262H59V261ZM65 260V261H64ZM107 260L109 261V262H107ZM152 260V261H153ZM189 260H187L188 262H189ZM212 260H214V261H212ZM240 260H243V262L241 263V261ZM249 262H248V261ZM127 261H125V262H123V263H125V264H127ZM175 261H174V263H175ZM194 261H193V259L188 263V264H193L194 263ZM224 261V262H223ZM240 261V262H239ZM116 262V263H115ZM192 262V263H191ZM227 262V263H226ZM229 262V264H233V261L230 263ZM122 263V262H121ZM156 263H152L151 262V264H156ZM177 263V264H178ZM196 263V264H197ZM176 264V263H175ZM245 264V263H244Z\"/></svg>",
    "mask_w": 264,
    "mask_h": 264
},
{
    "label": "bare ground",
    "instance_id": "6f19581e",
    "mask_svg": "<svg viewBox=\"0 0 264 264\" xmlns=\"http://www.w3.org/2000/svg\"><path fill=\"white\" fill-rule=\"evenodd\" d=\"M2 1H3V0H2ZM2 1L0 0V3H1ZM25 1H27V0H25ZM30 1H31V0H30ZM35 1H36V0H35ZM40 1H41V0H40ZM48 1H50V2H48ZM120 1L123 2L122 0H47V2H48L47 4H48V5H46V6L48 7L50 4H51V5H50L47 9H43L42 11H45V10L47 11V12H45V14L48 13V15H46V17L49 16V12L51 11L50 9H52V8H55V9H56V10L54 9V10L56 11V13H54L55 11L52 10V11H54V12H52L53 14H57L59 11H63V13L61 14V15H62L61 17H65V18H63V19H62L61 17H60V18H61L62 20H65L66 25L60 23L62 20H60V19L58 18V16H56V17L54 16V17H53V18H56V19H55L56 22L54 21L55 24L57 23V19H59V23H58L59 25L57 24L58 27H60V26H61L60 24H62V26L65 25L66 29H68L69 26L72 27V28L74 29L75 26H76L75 28H77V25H78V27L80 26L79 24H75V23L78 21V20H77V16H78V18L80 17V19H81V17H85L84 19H87V17L90 18V16H89L88 14H90V15H93V14H94V15H95V14L97 13V14L95 15V16L97 17L98 12H99V14H100V11H102V10L104 11V10H105L104 8H106V7H107V9H108V6H109V8L111 9L114 5H117V3H118V4L120 3V4H122L121 6L123 7V4H124V2H125L126 0H124L123 3H121ZM130 1H131V0H130ZM130 1H129V2L126 1V2H128V6L130 5V9H131V11L135 10V9H136L135 7H136L137 5H138V7L140 6V4H138L139 2H138V3H133L132 1H131V2H130ZM136 1H137V0H136ZM143 1H145V0H142V2H143ZM172 1H174V2L176 1V2H177L178 0H172ZM182 1H183V0H181V2H182ZM198 1H199V0H198ZM213 1H214V0H213ZM217 1H219V0H217ZM220 1H221V0H220ZM224 1H225V0H224ZM244 1H245V0H244ZM257 1H258V0H257ZM19 2H20V0H19ZM41 2H44V0L41 1ZM155 2H156V1H155ZM158 2H161V3L163 2L162 4L159 3V5L163 6L164 9H165V5H166V4H170V3H171V0H170V1H169V0H158ZM174 2L171 3V4H173V5L175 6ZM176 2H175V3H176ZM178 2H179V4L181 3L180 1H178ZM178 2H177V3H178ZM185 2H186V1L184 0V1L182 2V5H183V4L185 5ZM192 2H193V1H192ZM260 2H261V1L259 0V3H258V4H262V3H263V4H262V8H263V7H264V1H263L262 3H260ZM21 3H22V2H21ZM131 3H132V4H135V7L132 6ZM140 3H141V1H140ZM177 3H176V4H177ZM202 3H203V2H202ZM224 3H225V2H224ZM226 3H228V2H226ZM229 3H230V2H229ZM231 3H232V2H231ZM246 3H247V2H246ZM10 4H11V3H10ZM12 4H13V2H12ZM113 4H114V5H113ZM156 4H157V3H156ZM196 4H198V3H196ZM199 4H200V3H199ZM248 4H249V3H248ZM253 4H254V3H253ZM1 5H2V3H1ZM1 5H0V6H1ZM26 5H27V2H26ZM26 5L23 4V3H22V5H19V4H18V7L16 6L17 8H15L14 11L9 12V13H10V14H13V13H24V12L26 13V12H27L26 10L29 8V7H28L29 5H28V6H26ZM111 5H112V6H111ZM147 5H148V4H147ZM191 5H192V4H191ZM228 5H229V4H228ZM233 5H234V4H233ZM251 5H252V4H251ZM43 6H45V4H44ZM46 6H45V7H46ZM119 6H120V5H119ZM119 6H118V9H120ZM121 6H120V7H121ZM154 6H155V5H154ZM154 6H153V7H154ZM168 6H169V5H168ZM170 6H171V5H170ZM185 6H186V5H185ZM193 6H194V4H193ZM247 6H249V5H247ZM252 6H253V5H252ZM259 6H261V5H259ZM259 6H258V7H259ZM115 7H116V6H115ZM115 7L112 8V10L115 9ZM122 7H121V8H122ZM124 7L126 8V5H125ZM132 7H134L135 9H133ZM138 7H137V8H138ZM149 7H150V12H151V6H149ZM175 7L177 8V7H179V6L177 5V6H175ZM1 8H2V7H1ZM41 8H42V7H40L39 9H41ZM79 8H81L83 11H88V12H86L87 14L84 12V15L86 14L87 16H86V15H85V16H84V15H81V14H83V11H82V13H81V11H80V14H78V13H79V10H81V9H79ZM171 8L173 9V7H171ZM188 8H190V7H188ZM193 8H194V7H193ZM206 8H207V7H206ZM110 9H108V10L110 11ZM142 9H143V8H142V6H141V10H142ZM148 9H149V8H148ZM148 9H147V10H148ZM169 9H170V7H169ZM178 9H179V8H178ZM181 9H184V8H181ZM196 9H197V8H196ZM204 9H205V8H204ZM233 9L235 10V8H233ZM236 9H237V8H236ZM250 9H251V8H250ZM250 9H248V10H250ZM253 9H254V8H253ZM10 10H12V8H10ZM33 10L37 11L36 9H33ZM57 10H59V11L57 12ZM112 10H111V11H112ZM125 10H126V12H127L128 9L126 8V9H124V11H125ZM138 10L141 11L140 9H138ZM138 10H137V9L135 10V14H136V16H135L134 18H132V16H130V15L128 14L129 12L127 13L128 16L132 18V19H131L132 21H129L130 19L128 18V19H129V20H128V19L125 17V16H127L126 14L123 15V16L125 17L124 20L126 19V20H128V22H131V23L133 22V19H134V21H135V20H136L135 18L138 17L139 14H140V15L142 14L141 12L138 13V12H139ZM144 10H145V9H144ZM176 10H177V9H176ZM176 10L174 9L173 12L176 11ZM179 10H180V9H179ZM189 10H191V9H189ZM206 10H207V9H206ZM230 10L233 11L232 9H230ZM243 10H244V9H243ZM246 10H247V9H246ZM1 11H2V10H1ZM30 11H31V10H30ZM105 11H106V10H105ZM109 11H107V12H109ZM114 11H115V10H114ZM118 11H119V10H118ZM124 11H122V13H123ZM131 11H130V12H131ZM136 11H137L138 14L136 13ZM142 11H143V10H142ZM164 11H165V10H164ZM169 11H170V10H169ZM180 11H181V10H180ZM199 11H200V10H199ZM236 11H238V10H236ZM262 11H263V10H262ZM5 12H6V10H5ZM112 12H113V11H112ZM115 12H117V8H116V11H115ZM115 12H113V13L109 12L108 15L111 16V14L113 15ZM119 12H120V11H119ZM162 12H163V10H162ZM177 12H178V11H177ZM183 12H184L185 14H183V13L180 14V18H179V17L177 18V15L174 14V13H173V15H176V16L170 15V18H171L172 16H173V18H174V20H173V21H174V25H175V23L178 22V21H179V23H180V24H178V26L180 25L179 27L176 25L177 27H176V30H175L174 32H173V30L175 29V26H174V25L172 26V27H174V29L172 30V29L170 28L171 26H170V24H169V29H171L170 31H172V32H167L168 30L165 31V30H166V27H165L166 25L164 24V25H165V26H164L165 28H164L163 25H162L163 29H165V30H164L165 33L167 32V33H166L167 35L165 34V35L167 36V38H170V37H172V36H175V34H176V37H177L178 35H179V37H180V36H184V37H185L187 34H189V32H193L192 29L195 27V24H194L193 26L190 25V23L192 22V21L190 20V18H186L188 21L190 20V23H189V24H187L188 22L186 23V21H185V19H184V18H185L184 16L187 17V14H190V13H188L187 11H185V9H184ZM186 12H187V13H186ZM189 12H192V10L189 11ZM200 12H201V11H200ZM206 12H208V11H206ZM239 12H242V10H240ZM246 12H247V11H246ZM255 12H256V11H255ZM255 12H254V13H255ZM9 13L6 12V14L8 15V17H9V18H10V17H13V16H10ZM27 13H28V12H27ZM30 13H31V12H30ZM43 13H44V12H43ZM50 13H51V12H50ZM59 13H60V12H59ZM64 13H67V14H66L67 16H66V15L63 16ZM74 13L77 14V15H75ZM159 13H160V12H159ZM165 13H166V12H165ZM165 13H164V14H165ZM175 13H176V12H175ZM195 13H196V11L193 12V14H195ZM203 13H204V12H203ZM211 13H213V12H211ZM2 14H4V15H2ZM2 14H0V167H29V166H33V167H34V166H35L34 168L37 170L38 168H36V167H39V165H40V166H41L40 168H42V163H43L44 165H46V164H48V165H51V164H52L53 166L55 165L54 168H56V166H59V165L61 164L59 167L56 168L57 170H60V169H64V168L66 167L65 165H67V166H68L67 169H68L69 167H74V169H73V168H70L71 171H69V172H72L74 176L71 177V176H70L71 174L69 173L70 175H67L68 173H66V172H63V173L60 174V172L64 171V170H62V171L60 170L59 174L63 176V178L61 177V178H62V181L64 182L65 179L69 178L68 176H70L71 178H73V180H74V182H75V183H74L73 180H71V182L73 183L74 187H77V189H79V187H82V186H81V182H82V181H83L82 183H85V182H86V180H85V181L83 180V176H82V175H85V173H83V172H81V173L79 174V176H80V175L83 173V174L80 176L81 179H82V181L79 180V181H81V182L77 183L78 179H77V180L74 179V178L77 177V175H76L77 173L74 174L75 172H73V170L75 171V169H76L77 167H78L77 170L80 169L79 167H82V166H80L82 163H81L80 165H78L79 163L76 164L77 162H79V161H77L79 157H75L76 155H69V154H67V155H69V156H66V155H63V153H59V154H57L55 148H53V150H50V147H49V148H47V147L49 146V145H48V143L50 142L49 139H50L53 135H52V136L50 135V137L47 138V139H45L46 136H45V137L43 136V134H44L43 131H46V130L48 129L47 127L45 128L46 125H47V126L49 125V128H52V129H53V127H54L55 125L52 127V125H51L50 122H49V124H46L45 126H43V124H45V120H46L45 117H47V119H48V118H49L48 116L51 117L52 115L49 114V115H46L45 117H43V112H44V110H43V107H44V106H43V103L45 102V101L43 102V100H45L44 97L46 98V100L48 99V101H50V100H49L50 98H47V97H46V95L44 94L45 92L43 93V86H42V85H43V80H44V79H43V77H44V72H45V71H44V70H45V69H44V68H45V65L42 63L43 60H44V59H43V52H44L43 49L45 48V46H44V48L42 49V50H43V52H42V50H41V48H42V43H41L42 38H41V36H39V38L37 37V42H36V40L34 39L36 35H31V34H29V35H30V36H29L28 33H27V31L25 30V28H26L27 26H26L25 28H23L20 24H19V25H18V24H15L17 21H13L14 18H11L12 20H11V19L9 20L8 17H5V13H4V12H2ZM33 14H34V13H33ZM38 14H39V13H37V15H38ZM40 14H41V16H42V13H40ZM40 14H39V15H40ZM45 14H44V15H45ZM101 14H102V12H101ZM101 14H100V15H101ZM106 14H107V13L105 12L104 15H106ZM117 14L119 15V13H117ZM120 14H121V13H120ZM135 14H132V13H131V15H133V16H134ZM150 14H151V13H150ZM169 14H170V13H169ZM171 14H172V13H171ZM177 14L179 15V12H178ZM193 14H190V17H191ZM197 14H198V13H197ZM199 14H201V13H199ZM209 14H210V13H209ZM227 14H228V13H227ZM231 14H232V12H231ZM234 14H236V13H234ZM242 14H243V12H242ZM244 14H245V13H244ZM250 14L253 15L252 12H250ZM255 14H256V13H255ZM7 15H6V16H7ZM14 15H16V14H14ZM21 15H22V14H21ZM21 15H19V16H21ZM23 15H24V14H23ZM25 15H26V14H25ZM50 15H51V19H50L51 21L49 20L50 16L47 17V18H48L47 21H48V20L50 21V25H49V26L51 27V26H53V25H55V24L52 23L53 20H54V19L52 18V14H50ZM57 15H58V14H57ZM79 15H80V16H79ZM104 15H103V17H102V15H101V16L98 15V17H102V18H104ZM115 15H116V13H115ZM137 15H138V16H137ZM145 15H147V13H146ZM148 15H149V14H148ZM151 15H153V13H152ZM195 15H196V14H195ZM202 15H203V14H202ZM206 15H207V14H206ZM240 15H241L240 13H239V16H238V14H237V16L239 17V18H238V21H239V19H240ZM246 15H247V13H246ZM260 15H261V14H259V18L261 17ZM262 15H263V14H262ZM26 16H27V18H29V19L31 20V18H32V14H31V17H28V16H30V14H29V15H26ZM34 16H36V15H34ZM59 16H60V14H59ZM75 16H76V17H75ZM110 16L108 17V19L111 21ZM119 16H120V15H119ZM123 16H122V18H123ZM210 16H211V15H210ZM254 16H255V15H254ZM14 17H15V16H14ZM17 17H18V15H17ZM44 17H45V16H44ZM92 17H94V16H91L90 20H92V21L95 20V19H94L95 17H94V18H92ZM112 17H113V16H111V18H112ZM117 17H118V16H116L115 18H117ZM140 17H141V18H145V17H147V16H144V15H143V17H142V16H140ZM140 17H139V18H140ZM149 17H150V16H149ZM161 17H162V16H161ZM161 17H160V18H161ZM167 17H168V14H167ZM175 17H176V19H175ZM199 17H200V16H199ZM205 17H206V16H205ZM208 17H209V16H208ZM248 17H250V16H247L246 18H248ZM255 17H256V16H255ZM255 17H254V18H255ZM18 18H19L18 20H20V19L25 20V19H26L25 16L22 17V18H20V17H18ZM24 18H25V19H24ZM39 18H40V17L37 16V19L34 20V22L37 23V25H36L37 27H36L34 30H36V29L38 28V25L40 24V22L37 21ZM119 18H120V17H119ZM141 18H140V20H141ZM150 18H151V17H150ZM156 18H157V17H156ZM209 18H210V17H209ZM244 18H245V17H244ZM246 18H245V19H246ZM261 18H262V17H261ZM15 19H17V18L15 17ZM32 19H34V18H32ZM41 19H42L43 21H44V19L46 20V18L43 19L42 17H41ZM41 19H40V20H41ZM80 19H79V22H80ZM99 19H100V20H99ZM99 19L97 18V20H99V21H94L95 23L91 22L89 19H88V21L86 20V24H88L89 21H90V24H91V23H93V24H91V25L88 24V25H89V28L86 29L87 31H86V30H85V31H82V29H81V31H82L81 33H85V34H83V37H82V35H81V39H82V38L84 39V40H82L84 46H85L86 44H90V43H89L88 41H86V40H90V38H93L95 35L98 36V35H97L98 30H96V29L98 28V27H97V26H98L97 23L101 21V18H99ZM106 19H107V18H105L104 21H103V19H102V21H103V22L101 23L102 27L104 26L103 23L105 22ZM120 19H121V18H120ZM120 19H119V20H120ZM147 19H148V21H149V18H146L145 20H147ZM194 19H195V21L197 20L196 18H194ZM194 19L192 18L193 21H194ZM256 19H258V17H257ZM82 20H83V19H82ZM109 20H108V23L110 24L109 26H111L112 23H113V21H112V23H110ZM112 20H114V19H112ZM115 20L118 21V25H117V26H119V25H120L119 20H118V19H115ZM115 20H114V22H115ZM126 20H125V21H126ZM137 20H138V18H137ZM137 20H136V22H137ZM140 20H138V21H140ZM142 20H143V19H142ZM145 20H144V21H145ZM167 20H168V21H167ZM167 20H166V22H168V23L171 22V24H173L171 19L169 20V18H168ZM175 20H177V21H175ZM209 20H210V19H209ZM209 20H208V21H209ZM214 20H216V19H214ZM214 20H213V21H214ZM240 20H241V19H240ZM243 20H244V19H243ZM250 20H251V18H250ZM252 20H253V19H252ZM252 20H251V21H252ZM28 21H29V20H28ZM32 21H33V20H32ZM47 21H46V22H47ZM49 21H48V22H49ZM121 21H123V20H121ZM125 21H123V22H125ZM153 21H154V20H153ZM155 21L158 22V18H157V20H155ZM163 21H164V20H163ZM245 21H247V20H245ZM263 21H264V19L262 18V20L259 21V22H263ZM18 22H19V21H18ZM18 22H17V23H18ZM25 22H26V21H24L23 23L25 24ZM63 22H64V21H63ZM67 22H68V23H67ZM79 22H78V23H79ZM84 22H85V20H83V24H84ZM87 22H88V23H87ZM96 22H97V23H96ZM126 22H127V21H126ZM156 22H155V23H154V22L152 23V25L155 26V27H156L157 25L161 24V23L158 24V23H156ZM196 22H198V20H197ZM239 22H241V21H239ZM19 23H20V22H19ZM27 23H29V26H30V23H31V22H27ZM36 23H34V24H36ZM42 23H43V22H41V24H42ZM51 23H52V24H51ZM106 23H107V21H106ZM106 23H105L104 29L101 27V25L99 26V27L102 28V30H101L100 28H98L99 31H100L101 33H102V31H105V30H107V29L109 28V27H106V25H107ZM121 23H122V22H121ZM138 23H139V22H138ZM140 23L142 24L143 22H140ZM147 23H148V22H145L144 25L142 24L141 26L143 27V26H145V24H146V26H147ZM149 23H150V21H149ZM164 23H165V22H164ZM192 23H193V22H192ZM198 23H199V22H198ZM211 23H212V22H211ZM242 23L244 24L245 22H242ZM247 23H248V22H247ZM255 23H256V21L254 22V20H253V24H254V25L252 24V26H255ZM21 24H22V23H21ZM45 24H46V23H45V21H44L43 26H44ZM48 24H49V23H48ZM48 24H47V26H48ZM73 24H74L75 26H72ZM80 24L82 25V23H80ZM94 24H95L96 26H95ZM98 24H99V23H98ZM123 24H124V23H122V25H123ZM128 24L130 25V23H128ZM128 24H127V25H128ZM133 24H134V22H133ZM135 24H136V25H134V27L132 26V28H135V26H139L137 23H135ZM154 24H155V25H154ZM156 24H157V25H156ZM207 24H208V23H207ZM213 24H214V22H213ZM256 24H257V23H256ZM263 24H264V23H263ZM22 25H23V24H22ZM57 25H56V26H57ZM88 25H86L85 27H88ZM92 25H94V26H92ZM113 25H115V24H113ZM131 25H132V24H131ZM152 25H151V26H152ZM197 25H199V24H197ZM209 25H210V21H209ZM218 25H219V24H218ZM244 25H245V24H244ZM260 25H261V23H260ZM29 26H28V27H29ZM31 26H34V25L32 24ZM43 26H42V27H43ZM83 26H84V25H83ZM83 26H82V27H83ZM90 26H91V27H90ZM107 26H108V25H107ZM115 26H116V25H115ZM117 26H116V27H117ZM125 26H126V23L124 24V28H125ZM141 26H140V27H136V28H141ZM149 26H150V24H149ZM189 26H192L193 28H192V27H189ZM207 26H208V25H207ZM207 26H206V27H207ZM39 27H41V25H40ZM42 27H41L40 31H38L39 28L37 29V31L41 33L43 30H44V31L46 30L48 34H50V32L53 33V31H55V30H52L53 27H52V29L50 28L51 31H48V30H49L48 27H47L48 30H47V28H46V29H42ZM85 27H84V28H85ZM92 27H93V28H94V27H97V28H94V31H95L94 33H95V34H94V36H93V34H91L92 37L90 36V38L87 39V37L90 35V34L88 35V29L91 28V32H90V31H89V32L92 33V32H93ZM116 27L114 28V26H113V27L111 26L110 28H111L112 31H113V28L116 29ZM120 27L123 28L121 25H120ZM159 27H161V25H160ZM159 27H158L157 29H159ZM200 27H201V26H200ZM200 27L197 26V30H196V27H195V30L197 31V33H199V31H200V30L198 31V29H199ZM208 27L211 28V26H208ZM212 27H214V26H212ZM223 27H224V26H223ZM244 27H245V26H244ZM248 27H249V26H248ZM260 27H263V26H262V25L259 26V29L257 30L258 32H261V31H262V30H260ZM56 28H57V27H56ZM56 28H55V29H56ZM60 28H61V27H60ZM72 28H71V32L73 33V31H74L75 29L72 30ZM84 28H83V29H84ZM124 28H123V29H124ZM136 28H135V30H136L135 33H137V31H140V32L142 31V30H140V29L137 30ZM143 28H144V27H143ZM210 28H209V29H210ZM214 28H215V27H214ZM251 28H252V27H250V31H251ZM61 29H62V28H61ZM63 29H64V28H63ZM69 29H70V28H69ZM79 29H80V28H79ZM111 29H109L107 32L110 31V33H112V34H109V35H114V36L116 37V34H117V33H115V31H114V33H113V32L111 31ZM167 29H168V28H167ZM211 29H212V28H211ZM211 29H210V30H211ZM219 29H220V28H219ZM219 29H217V31H218ZM223 29H224V28H223ZM248 29H249V28H248ZM255 29H256V28H255ZM255 29H252V30H255ZM261 29H262V28H261ZM58 30H60V29H58ZM58 30H56V31H58ZM77 30H78V29H77ZM116 30L118 31V29H116ZM124 30H125V29H124ZM145 30H147V29L145 28ZM149 30H150V27H148V30H147V31L149 32ZM159 30H160V29H159ZM202 30H204V29H202ZM202 30H201V31H202ZM238 30H240V28H239ZM238 30H237V32H239ZM259 30H260V31H259ZM60 31H61V30H60ZM60 31H59V32H60ZM64 31H65V29L62 30L60 34H64ZM78 31H80V30H78ZM119 31L122 32L121 29H119ZM127 31H128V32H127L128 34L132 33V32L129 33V30H127ZM143 31H144V30H143ZM143 31H142V32H143ZM155 31H157V30L155 29ZM155 31H153V32H155ZM162 31H163V30H162ZM196 31L194 32V35H197V34H196ZM201 31H200V32H201ZM207 31H208V29H207ZM207 31H205V34H206V35H207V34L209 35V33H210L211 31H210L209 33H207ZM223 31H225V30H223ZM263 31H264V27H263ZM263 31H262V32H263ZM59 32H55V33H53L54 36H56V34L59 33ZM62 32H63V33H62ZM69 32H70V30H69ZM75 32H76V31H75ZM75 32H74V34H75ZM96 32H97V33H96ZM100 32H99V36L101 35ZM107 32H106V33H107ZM121 32L118 33V34H122V33H123V32H122V33H121ZM133 32H134V31H133ZM142 32H141V33H142ZM148 32L146 33V31H145L146 34H144V35H145L146 37H149V36L151 35V33H148ZM158 32H159V31H158ZM160 32H161V30H160ZM212 32H213V31H212ZM212 32H211V34L214 33V32H213V33H212ZM220 32H221V31H220ZM220 32L218 31V33H220ZM235 32H236V30H235ZM235 32L233 31V33H235ZM245 32L248 33V34H250L247 30H246ZM252 32H254V31H252ZM258 32H257V33H258ZM45 33H46V32H45ZM104 33H105V32H104ZM106 33H105V34H106ZM143 33H144V32H143ZM162 33H164V32H161V33H158V34L156 33V34H154V36L156 37L157 35H160V34H162ZM240 33L242 34V32H240ZM257 33L255 32V34H257ZM53 34L50 35V36L46 34V36H49V38H50V37L52 38V37H53ZM66 34H68V32L65 33L64 35H66ZM69 34H70V33H69ZM78 34L80 35V32H78ZM102 34H103V33H102ZM118 34H117V36H118ZM152 34H153V33H152ZM190 34L192 35V33H190ZM200 34H201V33H200ZM235 34H236V33H235ZM235 34H234V35H235ZM243 34H244V33H243ZM260 34L262 35V33H260ZM260 34H257V35H260ZM263 34H264V33H263ZM43 35H44V34H42V36H43ZM57 35H58V36H56V37H58L59 40H60L61 38L63 39V37L66 39V37L68 36V35H66V36H62V37H61V35H60V36H59V34H57ZM79 35H78V36H79ZM109 35H108V33H107V36H101L100 39H99L100 41H98L99 36H98V38H97V37H94V38H95V44H94V42H93L94 47H96V49H97L98 43L101 44V45H99L98 47H100V46H101V47L104 46V45H105V44H104L105 41H106V44H107L109 38H108V40H106L105 37H109ZM147 35H148V36H147ZM163 35H164V34H162L161 36H163ZM194 35H193V36H194ZM220 35H221V33H220ZM234 35H233V36H234ZM252 35H253V34H252ZM72 36H73V35H72ZM72 36H71V34H70V37H72ZM76 36H77V35H76ZM119 36H120V35H119ZM161 36H160V37H161ZM198 36H199V35H198ZM198 36H197V37L195 36L196 39L199 38ZM209 36H210V35H209ZM218 36H219V34H218ZM237 36H238V35L234 36V39H233V43H232V44H234V43L236 42L235 39H236ZM239 36H240V35H239ZM239 36H238V37H239ZM60 37H61V38H60ZM73 37H74V36H73ZM102 37H104L105 40H104ZM111 37H113V36H110V38H111ZM120 37H123V36H120ZM120 37H119V40H120ZM125 37H126V36H125ZM150 37H151V36H150ZM184 37H183V38H184ZM187 37H188V35H187ZM189 37H190V36H189ZM207 37H208V36H207ZM219 37H220V36H219ZM223 37H225V36H223ZM241 37H243V35L240 36V38H241ZM253 37H254V35H253ZM261 37H263V35H262ZM40 38H41V40H40ZM43 38H44V37H43ZM45 38H46V37H45ZM51 38L48 39V40L45 39V40H47V42H44V43H47V44H48L47 46H51V45L48 43L49 40H51ZM54 38H55V37H54ZM54 38H53V39H54ZM67 38H68V37H67ZM79 38H80V37H78V39H79ZM101 38L104 40V42H102L103 40H101ZM117 38H118V37H117ZM123 38H124V37H123ZM128 38L131 40V43H132V40H133V39H132L130 36H129ZM134 38H135V37H134ZM137 38H138V37H137ZM152 38H154V37H152ZM152 38H150V40H152ZM157 38H159V36H158ZM183 38H181V39H183ZM208 38H209V37H208ZM208 38H207V39H208ZM213 38H214V36H213ZM215 38H216V37H215ZM217 38H218V37H217ZM217 38H216V39H217ZM230 38H231V37H230ZM244 38H245V37H244ZM244 38H243V40L248 39V38H245V39H244ZM250 38H251V37H250ZM53 39H52V40H53ZM55 39H56V38H55ZM55 39H54V40H55ZM58 39H56V40H57V41H56L57 43H55L56 45L58 44ZM65 39H64V41H65ZM68 39H69V38H68ZM73 39H74V38H73ZM73 39L70 38V39H69V42H70V40H73ZM96 39H97V41H96ZM115 39H116V38H115ZM126 39H127V38H125V40H126ZM141 39H142V37H141ZM204 39H206V38H204ZM210 39H212V38H210ZM52 40H51V41H52ZM66 40H67V39H66ZM110 40H111V39H110ZM117 40H118V39H117ZM127 40H128V39H127ZM127 40H126V41H127ZM130 40H128V42H129ZM138 40H139V39H138ZM146 40H147V38L145 39V41H146ZM150 40L148 39V41H146V42H142V49H140V50H141V55H137V54H136L137 51L139 52V49H137V51H135L136 48H135V50L133 49V47H135V46H133V47H126L125 49L128 50L129 48H131V50L135 51L134 54H136L137 57L140 56V58H143V57H145V56H147V55L150 56V54H154V55H155V53H152V52L155 50V47H156L157 44L154 46V49H153V47L150 45V43H151ZM153 40H154V39H153ZM153 40H152V42H153ZM155 40H156V39H155ZM155 40H154V41H155ZM161 40H164V39L162 38ZM161 40L159 39V41H161ZM166 40H167V39H166ZM166 40H165V41H166ZM170 40H172V39L170 38ZM170 40H169V41H170ZM176 40H177V39H176ZM190 40L192 41L191 37H190ZM234 40H235V42H234ZM251 40H252V42L254 41L253 38H251ZM258 40H260V42L262 43V40H264V37H263V39H261V38L259 39V36H258ZM43 41H44V39H43ZM43 41H42V42H43ZM60 41H61V40H60ZM60 41H59V42H60ZM73 41H74V40H73ZM76 41H77V39L75 40V42H76ZM91 41H92V40H91ZM91 41H90V42H91ZM93 41H94V39H93ZM111 41H112V40H111ZM115 41H116V40H115ZM115 41H114V42H115ZM121 41H123V39H122ZM121 41H119V42L121 43ZM133 41H134V40H133ZM135 41H137V40L135 39ZM141 41H142V40H141ZM149 41H150V42H149ZM165 41H164V42H165ZM172 41H173V40H172ZM172 41H170V42L167 41V42H168V43H171ZM184 41H185V40L183 39V44L186 43V42L184 43ZM187 41H188V39H187ZM199 41H200V43L202 42L201 40H199ZM199 41H198V42H199ZM206 41H207V40H206ZM209 41H210V40H208V42H209ZM212 41H216V42H217V40H213V39H212ZM225 41H226V40H225ZM248 41H249V39L247 40V42H248ZM53 42H55V41H53ZM79 42H80V40H79ZM86 42H88V43H86ZM96 42H97V45H96ZM112 42H113V41H112ZM119 42L116 41V42L113 43V44L116 45V43H117V44L119 45ZM128 42H126V44H125V42H124L125 46L129 45V44H127ZM189 42H190V41H189ZM208 42H206V43H208ZM210 42H211V41H210ZM231 42H232V41H231ZM244 42H245V41H244ZM244 42H243V44H240V43H237V42H236V45L234 44V45H235V51H237L236 49H238V46H239V47L241 48V51H242V52H243V51L245 52V47L243 46V47H244L243 49H242V47H241V45H244ZM61 43L64 44L63 41H62ZM76 43H78V42H76ZM76 43L73 42V45H72V46H73V49H72V50L70 49V50H71V54L73 53L71 57H73V55H75V53H76V54L78 53L77 55H79V52H80V51L77 49V48H78L77 46L79 45V43L77 44V46H74V45H76ZM85 43H86V44H85ZM91 43H92V42H91ZM109 43H110V41H109ZM109 43H108V44H109ZM129 43H130V42H129ZM135 43H136V44H135ZM135 43H134L135 45L138 44L137 42H135ZM148 43H149L150 46L148 45ZM154 43H158V42L155 41ZM161 43H162V41H161ZM168 43H167V44H168ZM179 43H180V42H179ZM192 43H193V42H192ZM217 43H219V41H218ZM217 43H216V45H217ZM220 43H222V42H220ZM223 43H224V42H223ZM250 43H251V41H250ZM257 43H258V42H257ZM257 43H256V44H257ZM261 43H258L259 47H261V45H260ZM51 44H52V43H51ZM70 44H72V41H71ZM81 44H82V43H81ZM83 44H82V45H83ZM102 44H104V45H102ZM111 44H112V43H111ZM111 44H109V45L111 46ZM113 44H112V45H113ZM134 44H130V45H134ZM139 44H140V43H139ZM139 44H138V45H139ZM143 44H144L145 47H143ZM165 44H166V43H165ZM224 44H225V43H224ZM226 44H228V43H226ZM226 44H225V45H226ZM229 44H230V43H229ZM229 44H228V45H229ZM53 45H54V44H52V46H53ZM56 45H55V46H56ZM58 45H59V44H58ZM61 45H62V44H61ZM66 45H67V41H66ZM66 45L64 44V46H66ZM109 45H108V46H109ZM120 45H121V44H120ZM120 45H119V46H120ZM122 45H123V43H122ZM152 45H154V44H152ZM162 45H164V44L162 43ZM162 45L159 46V47L157 46V47H156V50H155L154 52H156V51L158 50V48L162 47ZM169 45H170V44H169ZM204 45L208 48L210 45H212V43H211L210 45H208V44H203L202 46H204ZM207 45H208V46H207ZM216 45H214V46H216ZM220 45H222V44H220ZM220 45H218V46H220ZM228 45H226V46H228ZM234 45H233V47H234ZM248 45H249V44H248ZM252 45H253V44H252ZM55 46H53L52 48L54 49ZM69 46H70V45H69ZM69 46H66V47L69 48ZM72 46H71V48H72ZM80 46H81V45H80ZM80 46H79V47H80ZM86 46H87V45H86ZM106 46H107V45H106ZM106 46H104L102 49H99V51H100V50L103 51L104 48L106 49ZM110 46H109V47H110ZM116 46H117V45H116ZM119 46H117V48H118ZM123 46H124V45H123ZM125 46H124V47H125ZM171 46H172V45H171ZM205 46H204V47H205ZM249 46H251V44H250ZM256 46H257V45H256ZM256 46H253V48L255 47V51L259 48L258 46H257V47H256ZM263 46H264V44H263ZM56 47H58V46H56ZM61 47H62V49H63V45L60 46L58 49H60ZM66 47H64V48H65V52H63V53H64V55H67V54H65V53H68V55H69V54H70V51L67 50L68 48L66 49ZM75 47H77V48H75ZM90 47H93V46H90ZM94 47H93V48H94ZM109 47H107V49H108ZM121 47H122V46H121ZM124 47H123V48H124ZM139 47H140V46H139ZM139 47H137V48H139ZM184 47H185V46H184ZM184 47H183V48H184ZM190 47H191V46H190ZM210 47H211V46H210ZM212 47H213V46H212ZM229 47H231V46H229ZM52 48H51V49H52ZM80 48H81L80 50H82V53H81V54H87L88 59H90V60L92 59V60H93V61L91 60L92 63L95 61L94 64H93V66L90 65V64H91L90 60L87 61V62H88V66L90 65V66L93 67V69L95 68V72H96V74H98V76H99V73H97L98 71H96V69L99 70V68H100L101 66L103 67L105 64L107 65L108 62H109V63H108V66L110 65L109 67H111V66L113 67V64H114V67H116L117 65L121 64L122 67H120V65H119L118 68H116V69H119L121 72H122L121 69H123V67H124L123 65H125L124 60H125V61H128V63L130 62V63H129L130 65H128V63L126 64L127 67H128V66H131V65L134 64V62L131 64V61H129V60H131L132 58H131V59L128 58L129 60H126V58L123 59V58L120 56L121 54H118V51H117V50H119V49H117L115 46H113V48H114L113 50H111V49H112L111 47H110L111 49H108V50H105V49H104L105 51L102 52L103 56H101V58H104V59H106V60H103L102 64H101V61H100V66H99V64H97L98 62L94 59V57H97V58H98V56H97L98 53H96L97 51L93 50L92 48H89V49H88L87 47H86L87 49H85V47H84V49H83L82 47H80ZM149 48H150V49H149ZM164 48H166V47H163V49H164ZM199 48H200V46H199ZM207 48H206V49H207ZM223 48H224V47H223ZM253 48H251V49H253ZM256 48H257V49H256ZM263 48H264V47H263ZM46 49H47V48H46ZM46 49H45V50H46ZM53 49H52V50H53ZM58 49H57V50H58ZM91 49H92V50H91ZM120 49H121L120 52H121L122 50H124V49H122V48H120ZM163 49H161V50H163ZM168 49H169V48H168ZM172 49H173V48L171 47V50H172ZM188 49H190V48L188 47ZM188 49H186V50H188ZM214 49H215V48H214ZM219 49H220V47H219ZM226 49L228 50V48H226ZM246 49H249V47H247ZM52 50H51V51H52ZM57 50L55 49V53H56ZM66 50H67V51H66ZM97 50H98V49H97ZM131 50H130L129 53H131V55H132L133 53L131 52ZM165 50H167V48L164 49V52H166ZM171 50H170V51H171ZM194 50H195V49H193V51H194ZM212 50H213V49H212ZM220 50H221V49H220ZM220 50H218V51H220ZM233 50H234V49H233ZM239 50H240V49H239ZM253 50H254V49H253ZM261 50H263L262 47H261ZM47 51H50V48H49V47H48ZM51 51H50V52H51ZM59 51H62V50L60 49V50H58V52H59ZM63 51H64V50H63ZM78 51H79V52H78ZM94 51H95V52H94ZM159 51H160V49H159ZM159 51H157V52H159ZM200 51H201V50H200ZM210 51H211V50H210ZM214 51H216V50H214ZM225 51H226V50H225ZM235 51H233V54H235V53H234ZM241 51H239V53H241ZM248 51H249V50H248ZM259 51H260V49H259ZM263 51H264V50H263ZM124 52H125V51H124ZM127 52H128V51H127ZM127 52H126V53H127ZM167 52H168V51H167ZM172 52H173V51H172ZM197 52H198V51H197ZM220 52L222 53V51H220ZM220 52H219V53H220ZM237 52H238V51H237ZM237 52H236V54L239 56V53H237ZM250 52H252V51H250ZM250 52H249V53H250ZM46 53H47V52H46ZM52 53H54V51H52ZM63 53H62V56L65 57V56L63 55ZM121 53H123V52H121ZM129 53H128V55H130ZM139 53H140V52H139ZM139 53H138V54H139ZM148 53H149V54H148ZM162 53H163V52H162ZM170 53H171V52H169L168 55H169ZM201 53H202V52H200V54H201ZM203 53H204V52H203ZM212 53H214V52H212ZM47 54H48V53H47ZM50 54H51V53H50ZM59 54H61V52H60ZM100 54H101V53H100ZM134 54H133V55H134ZM159 54H160V53H159ZM172 54H173V53H172ZM208 54H209V53H208ZM225 54H226V52H225ZM231 54H232V51H231ZM233 54H232V55H233ZM236 54H235V55H236ZM242 54H243V53H241V55H242ZM244 54L247 55L248 53L246 52V53H244ZM259 54H260V52H259ZM259 54H258V55H259ZM124 55H125V53H124ZM154 55H153V56H154ZM170 55H171V54H170ZM181 55H182V54H181ZM188 55H189V54H188ZM232 55H231L230 57H232ZM235 55H234V57H235ZM237 55H236V56H237ZM241 55H240V56H241ZM246 55H245V56H246ZM248 55H249V54H248ZM250 55L252 56V54H250ZM250 55H249V57H251ZM256 55H257V54H256ZM256 55H255V56H256ZM263 55H264V53H263V54H260V56H263ZM48 56H49V54H48ZM82 56H84V55H82ZM122 56H123V54H122ZM126 56H127V55H126ZM149 56H148V57H149ZM151 56H152V55H151ZM153 56H152V57H153ZM159 56H161V55H159ZM162 56H163V55H162ZM162 56H161V57H162ZM171 56H172V55H171ZM173 56H174V55H173ZM186 56H187V52H186ZM202 56H203V58H204V55H202ZM202 56H200V57L202 58ZM212 56H213V55H212ZM212 56L209 55V59H208V60H211V59H212V58H211ZM216 56H217V55H216ZM222 56H223L224 58H225V56L228 57V55H223V54H222ZM222 56L219 55V57H222ZM243 56H244V55H243ZM243 56H242V57H243ZM260 56H259V57H260ZM50 57H54V58H55L54 55H52V56H50ZM63 57L61 58V59H62V63H63L64 61H67L66 57L64 58V60H63ZM99 57H100V56H99ZM163 57H164V56H163ZM234 57H233V58H234ZM246 57H247V56H246ZM249 57H248V58H249ZM67 58H68V57H67ZM69 58H70V57H69ZM69 58H68V59H69ZM77 58H78V57H77ZM77 58H76V59H72V58H70L69 61H70V62H71L72 60H73V61H74V60L77 61ZM84 58H85V56H84ZM133 58H134V57H133ZM158 58H160V57L157 56L156 59H158ZM170 58H171V57H170ZM174 58H175V57H174ZM196 58H197V57H196ZM205 58H206V57H205ZM205 58H204L203 60H205ZM228 58H229V57H228ZM228 58H225V59H228ZM233 58H231V60H232ZM248 58H247V60H249ZM252 58H253V57H252ZM255 58H256V57H254V61H255ZM45 59H46V60H45V61H46V64H49V63H48L49 60H47L46 57H45ZM55 59H57V58H55ZM55 59H52L51 62H52V63H53V62L56 63L57 60L54 61ZM58 59H60V58H58ZM79 59H83V58L81 57V58H79ZM134 59H137V58H134ZM134 59H133V60H134ZM189 59H190V58H189ZM217 59H219V58H217ZM234 59H236V58H234ZM237 59H239V58H237ZM260 59H262V58H260ZM260 59H259V60H260ZM85 60H86V58L84 59V61L81 60V61H82V64H83V62H85ZM98 60H99V59H98ZM101 60H102V59H101ZM138 60H139V59H138ZM173 60H174V59H173ZM175 60H176V59H175ZM175 60H174V61H175ZM178 60H179V59H178ZM190 60H192V59H190ZM206 60H207V59H206ZM222 60H224V59H222ZM256 60L258 61V59H256ZM47 61H48V62H47ZM69 61H67L68 64H69V65H68V64H67V65L72 67V65L69 63ZM79 61H80V60H79ZM81 61H80V62H81ZM104 61H105V63H104ZM149 61H151V64H154V63H153V60H150V59H149ZM174 61H173V62H174ZM176 61H177V60H176ZM176 61H175V62H176ZM184 61H185V60H184ZM187 61H188V60H187ZM192 61H193V60H192ZM224 61H225V60H224ZM224 61H223V62H224ZM226 61H227V60H226ZM234 61H235V60H234ZM241 61H242V59H241ZM241 61H239V63H241ZM51 62H50V63H51ZM59 62H60V60L57 61V63H59ZM87 62H85V65H84V64H83V65L86 66V65H87ZM89 62H90V63H89ZM96 62H97V63H96ZM123 62H124V63H123ZM136 62L138 63L137 60H136ZM139 62H140V61H139ZM143 62H144V61H143ZM147 62H148V61H147ZM180 62H181V60L179 61V63H180ZM210 62H211V61H210ZM214 62H215V61H214ZM220 62L222 63V61H220ZM220 62L218 61V63H220ZM231 62H233V60H232ZM255 62H256V61H255ZM258 62H259V61H258ZM72 63H73V62H72ZM74 63H76V66L79 64V65H80V68L83 66V65L81 66L80 63H77V62H74ZM155 63H158V62H155ZM176 63H177V62H176ZM183 63H184V62H183ZM193 63H195V61H194ZM206 63H207V62H206ZM218 63H217V65H218ZM236 63H237V62H236ZM242 63H243V62H242ZM64 64H66V63L64 62L62 65H61V63H60V65H61L62 67H64V66L67 67V65H64ZM96 64H97V66H99V68H98V67H97V68L94 67V66H96ZM145 64H146V62H145ZM149 64H150V63H149ZM163 64H164V63H163ZM168 64H169V63H168ZM168 64H167V62H166V64H164V65L166 66V65H168ZM180 64H181V66H183L182 63H180ZM207 64H208V63H207ZM212 64H213V63H212ZM231 64H232V63H231ZM251 64H252V63H251ZM251 64L249 63L248 65H251ZM43 65H44V66H43ZM55 65H56V66H57V65L60 66L59 64H54V65H52V66L54 67ZM63 65H64V66H63ZM106 65L104 66V69H105V70L108 69V67H107ZM126 65H125V66H126ZM135 65H137V64H135ZM158 65H160V64L158 63ZM172 65L175 66V65H177V64H172ZM172 65H171V66H172ZM188 65H189V64H188ZM210 65H211V64H210ZM210 65H209V68H210ZM224 65L226 66V63H225ZM236 65H238V64H236ZM240 65L243 66V64H240ZM240 65H238V66H240ZM252 65H253V64H252ZM254 65H255V63H254ZM254 65H253V66H254ZM50 66H51V65H50ZM74 66H75V64H74ZM76 66H75V67H76ZM137 66H139V65H137ZM137 66H132V67H134L133 70H134L135 68L137 69V68H138ZM146 66H147V67H146ZM146 66H145V68H144V66H143V70L147 68V69H146V72L143 71V73H146L147 76H148V78H150V79L152 80L151 77H152L153 74H154V73L152 74L153 71H151V70H152V69H151L152 66H151V65L149 66L148 63L146 64ZM156 66H157V65H156ZM165 66L162 65L161 68H163V70L167 71V68H168V67L164 69ZM171 66H170V64H169V67H171ZM178 66H179V64H178ZM211 66H212V65H211ZM213 66H214V65H213ZM232 66H234V63L232 64ZM232 66H231V68H232V70H233V67H232ZM246 66H247V64H246ZM105 67H107V68H105ZM119 67H120L121 69H120ZM132 67H131V69H132ZM140 67H142V66H141V63H140ZM175 67H176V66H175ZM219 67H220V66H219ZM55 68H57V67H55ZM60 68H61V67H60ZM68 68H69V67H68ZM68 68H67V71L62 70V71H60V73H63L62 75H65L64 72H66V76L69 77L68 75H70V74H68L67 72L70 71V69L68 70ZM86 68H87V67H86ZM89 68H91V67H89ZM89 68H88V69H89ZM161 68H160V70H161ZM180 68H181V67H180ZM185 68H186V67H185ZM185 68H184V70H185ZM203 68H204V67H203ZM215 68H216V67H215ZM253 68H254V67H252V69H253ZM263 68H264V67H263ZM49 69H50V67H49ZM49 69H47L48 72L50 71ZM52 69H53V68H52ZM52 69H51V70H52ZM57 69L60 70L59 67H58ZM57 69L52 70L51 72H52V73H55ZM65 69H66V68H65ZM88 69H87V71H88ZM102 69H103V68H101V70H102ZM111 69H112V71H114L113 69H115V68H110V70H111ZM116 69H115V72H116ZM124 69H125V67H124ZM128 69L130 70V73H131V69H130V67H128L125 71L128 72ZM136 69L134 70L135 72H137ZM138 69H139V68H138ZM138 69H137V70H138ZM156 69H157V67H156ZM238 69H239V68H238ZM257 69H259V71H263V70H260V69H262V66H260L259 68H256V73L258 72ZM58 70H57V72H56L57 74H58V72H59ZM71 70H72V69H71ZM73 70L75 71L76 69H73ZM89 70H92V69H89ZM105 70H103V71H105ZM133 70H132V71H133ZM139 70L141 71V69H139ZM139 70H138V71H139ZM153 70H154V69H153ZM188 70H189V69H188ZM205 70H206V69H205ZM218 70H220V69L218 68ZM222 70H223V69H222ZM240 70H241V69H240ZM254 70H255V69H254ZM53 71H55V72H53ZM63 71H64V72H63ZM103 71H102V72H103ZM120 71H119V72H120ZM123 71H124V70H123ZM175 71H176V70H175ZM213 71H215V70L213 69ZM220 71H221V70H220ZM71 72H73V71H71ZM71 72H69V73H71ZM75 72H76V71H75ZM78 72H79V71H77V73H78ZM99 72H100V71H99ZM107 72H110V71H109V70H106L105 72H103L104 79H105V77H106ZM115 72H114V73H115ZM117 72H118V71H117ZM117 72H116L117 75H118V74H119V75L122 74V73H119V72L117 73ZM154 72H155V71H154ZM208 72H209V71H208ZM218 72H219V71H218ZM222 72H223V71H222ZM224 72H225V71H224ZM229 72H230V71H229ZM254 72H255V71H254ZM92 73H93V72H92ZM92 73H90V71H89V75L92 74ZM104 73H105V75H104ZM137 73H138V72H137ZM155 73H156V72H155ZM164 73H165V72H164ZM167 73H168V72H167ZM175 73H176V72H174V74H175ZM187 73H188V71H187ZM215 73H216V72H215ZM230 73H231V72H230ZM236 73H237V71H236ZM238 73H241V72L238 70ZM45 74H46V73H45ZM57 74H55V76H56ZM71 74H72V73H71ZM80 74H81V73H78V75L81 76L80 79H79V81L82 79V76H84V75H83L84 73H82L81 75H80ZM93 74H94V73H93ZM124 74H126V73H123V75H124ZM132 74H133V73H132ZM146 74H145V75H146ZM157 74H158V73H157ZM157 74H156V75H157ZM159 74H160V73H159ZM204 74H207V73L204 72ZM248 74H249V72H248L247 74L245 73V75L243 76V79L245 78V80H246V77H245V76H246V75L248 76ZM261 74H262V75H260V76H263L264 73H261ZM74 75H75V74H74V72H73V75H71V77L75 79ZM78 75H77V76H78ZM101 75H102V73H101ZM117 75H115V76L118 78V81H119V80L121 81V79H119V78H123V77H120V76H117ZM134 75H136V74H134ZM156 75H154V77H155ZM176 75H177V74H176ZM212 75H213V74H212ZM220 75H221V77H222V74H220ZM220 75H219V76H220ZM230 75L234 77V74H233V73L230 74ZM230 75H229V76H230ZM236 75H237L238 78H239V74H236ZM55 76H54V78H55ZM66 76H65V77H66ZM75 76H76V75H75ZM77 76H76V77H77ZM93 76H94V75H92L91 80H90V79H88V80L86 79V81H85V79H83V80H81V81H82L81 83L79 82V84L82 85V84L86 83L87 81H88V82H89V81H94V80H93ZM98 76H97V77H98ZM103 76H101V77H103ZM107 76H108V75H107ZM109 76H110V74H109ZM121 76H122V75H121ZM125 76H126V75H125ZM127 76H129V75H127ZM130 76H131V75H130ZM130 76H129V77H130ZM139 76H140V75H139ZM139 76H138V77H139ZM161 76L163 77V75H161ZM204 76H205V75H204ZM206 76H207V75H206ZM206 76H205V77H206ZM223 76H224V75H223ZM231 76H230V77H231ZM255 76H256L255 73H253V77H252V78L255 79ZM67 77H66V78H67ZM84 77L87 78V77H86V74H85ZM90 77H91V76H89L88 78H90ZM111 77H113V72L111 73ZM116 77H114L113 79H114V80H117ZM129 77L127 78L128 80H127V79H126V80H123V79H122V82H119V83H116V82H118V81H114V82L111 81L110 79H112V78H110V79L108 80V78L106 77L107 80H108V81H106V82H108V84H109V81L113 82V84L115 83V85L113 86V89H114L113 91H115V92H114V94L112 95V97H110L109 99H107L106 97H104V96H106V95H103V97L107 99V102H108V105H109V109H111V111L113 110L114 112L118 113V114H114L113 111H112V114H114V115L116 116L115 118H117V122L122 121L121 124H117L116 121H115L114 125L117 124V125H119V126L116 125V126H114V128H115V127L122 128V126H120V125H122L123 122H124V123L126 122V124H124V125H127V122L129 121L131 124L128 123V125L130 124V126H132V122H133L136 126H138V129H139V127L142 126V124L144 123V125H145L146 128H147V132H149L152 128H157L156 132H159L158 130H160L161 127L159 128L158 126H159V124H161V123L158 124V120H162V119L164 120V119H166V118H165L163 115H158V117L161 118V119H159L158 117H156L157 114L160 113V112H159V113L156 112V111L159 110V107H158V106L162 107V110H165L166 113L168 112V113H167V115H168L167 117H169V116H170V115H169V114H170V112H169L170 110H169V109H170V105L173 103V101H172V103H171L170 105H169V103H168L167 101H166V102H167L168 104H167V103H161V104L159 103V104H156L157 102H156V101L153 102V101H152V98L154 97V99H158L161 95L159 94L160 96L158 97L157 94L155 93L156 95H153V96H152L151 93H152L153 91L150 92L149 89H148L149 91L147 90V91L144 92V93L140 92V93L137 94L138 96L133 95V97H132V92H131V93H128V90H127L126 88L128 87V89H129V88H130L129 86L132 85L131 89H133V86H134V85L139 86L138 84H140V81H139V82L136 81L138 84H137V83H135L134 85H133L132 83L130 84V83L128 82L129 79H130ZM145 77H146V76H145ZM179 77H180V76H179ZM179 77L177 76V78H179ZM187 77H188V74H187ZM192 77H193V76H192ZM192 77H188V78H189V83H190V84L194 82V81L190 80V78H192ZM205 77H204V79H205ZM215 77H216V76H215ZM230 77L227 78V79H229L227 83H229L230 79H232V78H230ZM235 77H236V76H235ZM257 77H258L259 80L261 79L259 76H257ZM257 77H256V78H257ZM62 78H63V76L60 78V80H61ZM66 78H65V79L63 78V79L66 80ZM69 78H70V77H69ZM72 78H70V79H72ZM78 78H79V77H78ZM115 78H116V79H115ZM124 78H125V77H124ZM132 78H133V77H132ZM132 78H131V80H132ZM135 78H137V77H135ZM141 78H142V77H141ZM143 78H144V77H143ZM148 78H147V79H148ZM155 78H156V77H155ZM170 78H171V77H170ZM170 78H169V79H170ZM172 78H173V79H172ZM172 78H171L172 80L170 79V82L174 80V77H172ZM175 78H176V77H175ZM183 78H184V77L179 78V79H180V80H179L180 82H179V81H178V82H179V83H181V82L183 83V81H185L186 79L188 80V78H185V80H184ZM198 78H199V77H197V79H198ZM216 78H217V77H216ZM219 78H220V77H219ZM240 78L242 79L241 76H240ZM247 78H248V77H247ZM262 78H263V77H262ZM48 79L50 80V78H48ZM95 79H96V78H95ZM192 79H193V78H192ZM236 79H237V78H236ZM58 80H59V79H58ZM96 80H97V79H96ZM96 80H95V82H96ZM98 80H102V79H98ZM98 80H97V81H98ZM131 80H130V82H132ZM162 80H163V79H162ZM175 80H176V79H175ZM177 80H178V79H177ZM194 80H195V79H194ZM217 80H218V79H217ZM234 80H235V78L232 79L231 81H234ZM247 80H248V79H247ZM251 80H252V79H251ZM251 80H250V81H251ZM256 80H257V79H256ZM256 80H252L253 83H254L255 85L257 84V83H255ZM259 80H258V81H259ZM262 80H263V79H262ZM262 80H260V81H262ZM54 81H55V80H54ZM62 81H63V80H62ZM67 81H68V80H67ZM69 81H70V80H69ZM72 81H74V80H72ZM83 81H84V83H83ZM148 81H150V80H148ZM155 81L157 82V80H155ZM163 81H164V80H163ZM191 81H192V82H191ZM210 81H211V80H210ZM213 81H214V80H213ZM221 81H222V80H221ZM221 81H220V82H221ZM250 81H249V83H247V84L245 83V82H246V81H245V82H244V83H245L244 85H248V84H250L251 86H250V85H248V86H250V87L254 86V85H252V82L250 83ZM88 82H87V84H90V83H91V82H90V83H88ZM95 82H94V83H95ZM102 82H103V80H102ZM102 82H101V83H102ZM106 82H105V84H107ZM144 82H147V80L144 81ZM152 82H154V81H152ZM160 82H161V80H160ZM168 82H169V81H168ZM168 82H167V83H168ZM170 82H169V83H170ZM174 82H175V81H174ZM195 82H196V81H195ZM234 82H235V81H234ZM237 82H239V85L241 86L240 89H243L242 86H244V85H241V84H243V80H242V82H241L240 79H237V80H236V82H235L234 85L239 86ZM47 83H48V82H47ZM49 83H50V82H49ZM59 83H60V82H59ZM63 83H64V81H63ZM70 83H71V82H70ZM133 83H134V80H133ZM148 83H149V82H148ZM169 83H168V84H169ZM171 83H172V82H171ZM210 83H211V82H210ZM236 83H237V84H236ZM66 84H67V83H66ZM66 84H64V86H65ZM68 84H69V83H68ZM76 84H77V82H76ZM99 84H100V82H99ZM108 84H107V87H108ZM153 84H154V83H153ZM205 84H206V83H205ZM211 84H214V83L212 82ZM52 85H53V84H52ZM71 85H72V84H71ZM74 85H75V84H74ZM81 85H79V86L77 85V86L80 87ZM100 85H101V84H100ZM110 85H112V84H110ZM110 85H109V86H110ZM149 85H151V83H150ZM149 85H148V86H149ZM155 85H156V84H155ZM161 85H163V84H161ZM174 85H176V84H174ZM185 85H188V84H185ZM215 85H217V84H215ZM47 86H48V85H47ZM50 86H51V85H50ZM64 86H63V87H64ZM67 86H68V85H67ZM69 86H70V85H69ZM72 86H73V85H72ZM89 86H91V85H89ZM92 86H93V83H92ZM167 86H168V85H167ZM192 86H193V84H192ZM192 86H190V87H192ZM225 86H228V85L225 83ZM229 86L232 87L233 85H232V86L229 85ZM229 86H228V88H229ZM237 86H236V87H237ZM256 86H257V85H256ZM82 87H84V86L82 85ZM82 87H81V88H82ZM87 87H88V86H87ZM95 87H96V86H95ZM98 87H99V86H98ZM110 87H112V86H110ZM110 87L108 88L109 91H111V90H110ZM123 87H124V88L126 87V88H125L126 91H125V90H124V91L127 92V94L130 95V97L128 96L129 98L127 97V94H123L124 91H123V92L121 91ZM155 87H156V86H155ZM155 87H154V88H155ZM173 87H174V86H173ZM188 87H189V86H188ZM210 87H211V86H210ZM212 87H214V86L212 85ZM218 87H219V86H217V88H218ZM233 87H235V86H233ZM236 87H235V88H236ZM244 87H245V86H244ZM46 88H47V87H46ZM51 88H52V87H51ZM53 88H54V86H53ZM59 88H60V87H59ZM73 88H74V87H73ZM89 88H90V87H89ZM104 88H105V90H106L105 85H104ZM124 88H123V89H124ZM137 88H138V87H137ZM156 88H157V87H156ZM171 88H172V86H171ZM171 88H169V90H170ZM174 88H176V87H174ZM203 88H204V87H203ZM206 88H208V87L206 86ZM206 88H205V89H206ZM214 88H216V87H214ZM228 88H225V89H224V92L227 91L226 89H228ZM263 88H264V87H263ZM67 89H68V88H67ZM79 89H80V88H79ZM82 89H83V88H82ZM95 89H96V88H95ZM101 89H102V88H100V90H101ZM134 89H135V88H134ZM157 89H158V88H157ZM178 89H179V88H178ZM210 89H211V88H210ZM212 89H213V88H212ZM212 89H211V90H212ZM218 89H219V88H218ZM255 89H256V87H255ZM261 89H262V88H261ZM46 90H48V89H46ZM50 90H51V89H50ZM55 90H56V89H55ZM72 90H73V89H72ZM84 90H85V88H84ZM88 90H89V89L87 88V92L90 91V90H89V91H88ZM92 90H93V88H92ZM97 90H98V89H96V91H97ZM100 90H99V91H100ZM129 90H130V89H129ZM153 90H154V89H153ZM174 90H175V89H172L171 92H174ZM185 90H186V89H185ZM187 90H188V88H187ZM190 90H191V89H190ZM192 90H193V87H192ZM201 90H202V88H201ZM201 90H200V91H201ZM211 90H210V91H211ZM215 90H216V89H215ZM230 90H232V89H230ZM230 90L228 89V91H230ZM253 90H254V89H252V91H253ZM79 91H80V90H79ZM82 91H83V90H82ZM113 91H111V93H113ZM130 91H131V90H130ZM133 91H134V90H133ZM136 91L138 92L139 90L136 89ZM177 91H178V90H177ZM181 91H182V93H184V89L181 90ZM194 91H195V90H194ZM203 91H204V90H203ZM205 91L207 92V90H205ZM212 91H213V90H212ZM212 91H211V93H212ZM54 92H55V91H54ZM56 92H57V91H56ZM56 92H55V94H56ZM59 92H60V91H59ZM67 92H69V91H67ZM83 92H84V91H83ZM92 92H94V91H92ZM92 92H89V93H92ZM97 92H98V91H97ZM105 92H108V90H106ZM105 92H104V93H105ZM148 92H149V93H148ZM171 92H170V93H171ZM178 92H179V91H178ZM178 92H177V94H176L175 96H177V95L180 96V94H182V93H178ZM185 92H186V91H185ZM188 92H189V91H187L186 94H187ZM195 92H196V91H195ZM206 92H205V94H208V93H206ZM215 92H216V91H215ZM230 92H231V91H230ZM230 92H229V93L227 92V94L232 95V93H233L234 91H232V93H230ZM49 93L52 94L53 92H49ZM78 93H79V92H78ZM89 93H88V94H89ZM108 93H109V92H108ZM111 93H110V94H111ZM134 93H135V92H134ZM167 93H168V92H167ZM197 93H198V92H197ZM200 93H202V92H200ZM247 93H248V92H247ZM247 93H246V94H247ZM251 93H254V92H251ZM83 94H84V93H83ZM95 94H96V93H95ZM95 94H94V95H95ZM100 94H102V91H101ZM184 94H185V93H184ZM184 94H183V95H184ZM227 94H223V95L227 96L228 100L231 101V102H232V100H234L235 98H236L237 100H239L240 98H242V97L239 98V96H237L239 99H238L237 97H235L236 94H235V92H234V95H235V96L233 95L234 98L232 97V100H230L231 98H229ZM248 94H249V93H248ZM248 94H247V96L250 95V94H249V95H248ZM48 95H49V94H48ZM52 95H53V94H52ZM92 95H93V94H92ZM98 95H99V94H98ZM168 95H169V94H168ZM192 95H193V94H192ZM194 95H195V94H194ZM201 95H203V93H202ZM210 95H211V94H210ZM212 95H213V93H212ZM212 95H211V96H212ZM215 95H216V94H215ZM244 95H245V94H244ZM252 95H253V94H252ZM64 96H65V95H64ZM68 96H69V95H68ZM74 96H75V95H74ZM84 96H85V95H84ZM88 96H89V95H88ZM90 96H91V95H90ZM96 96H97V94H96ZM99 96H100V95H99ZM134 96H136V97H134ZM155 96H156V97H155ZM169 96H170V95H169ZM169 96H168V97H169ZM190 96H191V95H190ZM216 96L218 97V95H216ZM242 96H243V95H242ZM245 96H246V95H245ZM245 96H243V98L246 99L247 96H246V97H245ZM250 96H251V95H250ZM255 96H256V95L254 94V97H255ZM49 97H50V96H49ZM51 97H52V96H51ZM54 97H55V96H54ZM54 97H53V99H54ZM60 97H61V96H60ZM60 97H59V99H60ZM71 97H72V96H71ZM81 97H82V96H81ZM100 97H101V96H100ZM100 97H99V98H100ZM126 97H127V98H126ZM182 97H183V96H182ZM184 97H185V99L187 98L186 96H184ZM184 97H183V99H184ZM188 97H189V96H188ZM191 97H192V96H191ZM191 97H189V98L191 99ZM199 97L201 98V96H198V98H199ZM204 97H205V96H204ZM204 97H203V98H204ZM252 97H253V96H252ZM62 98H63V97H62ZM82 98H86V97H82ZM82 98H81V99H82ZM89 98H90V97H89ZM99 98H98V99H99ZM130 98H131V100H130ZM171 98H172V97H171ZM174 98H175V97H174ZM176 98H177V97H176ZM178 98H179V97H178ZM200 98H199V100H200ZM203 98H201V99H203ZM205 98H206V97H205ZM218 98H219V97H218ZM227 98H225L226 100H225L224 98H222V101L225 100V101L228 102V104L231 103V102H229V101L227 100ZM53 99H51V100H53ZM56 99H57V98H56ZM70 99H73V97L70 98ZM70 99H69V101H70ZM81 99L75 97V100H76V101H79V100L81 101ZM87 99H88V98H87ZM87 99H84V100H87ZM94 99H96L97 101H96V100H95V101L93 100V101H91V103H89V104L87 105V106H91L92 108H89V109H88L87 106H85V109H86V108L88 109V110H86L87 113L85 112L84 107H83V109H81L82 106L80 107L79 104H77V105H79L78 107H80V109H76L77 105H74L75 107H73V108H72L71 104H69V105L71 106V108H72L73 111L76 110V111H75V115H78V114H79V113H78L79 110H83L84 113L87 114V116L90 115L92 118H94L93 120H95V119L99 118L100 116H102V114H100V113H101V112H102V113L105 112L104 110H106L108 107H107L106 105H102V100H101L102 98H100L99 101H98L97 98H94ZM172 99H173V98H172ZM187 99H188V98H187ZM187 99H186V100H187ZM190 99H188V100H190ZM208 99H209V98H208ZM210 99H211V98H210ZM213 99H214V102L210 100V102L213 103V104H212V103L210 104V107H211L212 105L214 106L216 103H217L218 106H219V104H220V102H219V101H220V98H219V100H218L217 98H216V100H215V97L213 96L212 100H213ZM236 99H235V103H236ZM245 99H243L242 102H241V103H243V104L241 105V108H243L244 113H249L247 110H246V112H245V109H244V107H243V105H248V99H249V98L246 99L247 102L244 101ZM57 100H58V99H57ZM66 100H67V98H66ZM90 100H91V99H90ZM170 100H171V99H170ZM188 100H187V101H188ZM203 100H204V99H203ZM217 100H218L219 103L217 102ZM55 101H56V100H55ZM69 101H67V104H68ZM104 101H105V99H104ZM104 101H103V102H104ZM122 101H123V102H122ZM159 101H161V100H159ZM175 101H176V99H175ZM182 101H183V100H182ZM187 101H185V102L183 101V104L186 105ZM204 101H206V100H204ZM207 101L209 102V100H207ZM225 101L223 102L224 109L222 108V109L224 110V112L222 113L223 110L220 109V110H222V111H220V113H222L223 115H224V113H225V116H224V117L227 119L228 116L226 117V112L232 110V106H235V105H232L233 102H234V101H233L232 104H229V105H230V107H229V106L227 105V102H225ZM239 101H240V100H239ZM63 102H64V101H63ZM74 102H75V101H74ZM89 102H90V101H89ZM93 102H94V103H93ZM107 102H106V103H107ZM178 102H179V101H178ZM201 102H202V101H201ZM208 102H205L204 104L201 103V104L206 105V103H207L206 106L208 107V105H209ZM210 102H209V103H210ZM237 102H238V101H237ZM69 103H71V102H69ZM79 103H80V102H79ZM85 103H86V102H85ZM104 103H105V102H104ZM104 103H103V104H104ZM181 103H182V102H181ZM214 103H215V104H214ZM241 103H240V104H241ZM63 104H64V103H63ZM63 104H62V105H63ZM75 104H76V103H75ZM176 104H177V103H176ZM225 104L227 105V107H226ZM240 104H239V105H240ZM62 105H61V106H62ZM72 105H73V102H72ZM174 105H175V103H174ZM185 105H182V106H185ZM203 105H202V107H203ZM45 106H48V105H45ZM83 106H84V104H83ZM105 106H106V109H104ZM171 106H173V104H172ZM218 106H217V107H218ZM252 106H254V104H252ZM67 107H68V106H67ZM168 107H169V108H168ZM173 107H174V106H173ZM185 107H186V106H185ZM221 107H222V106H221ZM221 107H220V108H221ZM225 107H226L227 109L229 108L230 110H229V109H228V110L225 109ZM239 107H240V106H239ZM239 107H238V108L236 107V109H238L236 112H235L234 107H233V110H232V111H234V112H233V113H234L233 115H239L240 118H238V120H237L238 122H239V119H240V120H243V119H244V118H242L243 116H241L240 114H236L237 112L241 111V109H239ZM46 108H48V107H46ZM52 108H53V107H52ZM68 108H69V107H68ZM74 108H75V110H74ZM212 108H213V107H212ZM53 109H54V108H53ZM57 109H58V108H57ZM90 109H91V110H90ZM92 109H95V110H94L95 112L93 111V113H94L93 116H95V117H93L91 114H88V112L90 113V111H92ZM109 109H108V110H109ZM153 109H154L155 111H153ZM181 109H182V108H181ZM204 109H205V106H204ZM216 109H217V108H216ZM247 109H248V107H247ZM251 109H253V108H251ZM54 110H55V109H54ZM58 110H59V109H58ZM77 110H78V112H77ZM108 110H107V112L109 113L110 111H108ZM176 110H177V109H176ZM182 110H183V109H182ZM182 110H181L180 112H183ZM212 110H213V109H212ZM214 110H215V109H214ZM226 110H227V111H226ZM56 111H57V110H56ZM62 111H64V108H63V107H62ZM65 111H66V110H65ZM67 111H68V110H67ZM67 111H66V112H67ZM73 111H72V112H73ZM134 111H136V113H135ZM204 111H205V110H204ZM225 111H226V112H225ZM68 112H71V111H68ZM81 112H82V111H81ZM107 112H106V113H107ZM188 112H190V111L188 110ZM188 112H187V113H188ZM208 112H209V111H208ZM212 112H213V111H212ZM214 112H215V111H214ZM45 113H46V112H45ZM76 113H77V114H76ZM82 113H83V112H82ZM134 113H135V114H134ZM155 113H156V114H155ZM178 113H179V112H178ZM206 113H207V112H206ZM220 113H219V117L222 118L223 115L220 114ZM229 113L232 114V112H229ZM239 113H242V115H245L243 112H239ZM46 114H47V113H46ZM98 114H100V116H99ZM110 114H111V113H110ZM149 114H150V119H151V117H152L153 120H150L149 118H148V119H149V120H148V119L145 118V115H148V116H149ZM151 114H152V116H151ZM195 114H196V113H195ZM195 114H194V115H195ZM209 114H210V112H209ZM215 114H216V112H215ZM251 114H252V113H251ZM80 115H82V114H80ZM83 115H84V114H83ZM104 115H105V113H104ZM106 115H107V114H106ZM108 115H109V114H108ZM154 115H155V117L153 118ZM172 115H173V114H172ZM172 115H171V116H172ZM174 115H175V114H174ZM174 115H173V116H174ZM176 115H177V114H176ZM178 115H179V114H178ZM212 115H213V114H212ZM221 115H222V116H221ZM54 116H55V115H54ZM54 116H52L51 118H53ZM87 116H85V117L88 118L89 116H88V117H87ZM96 116H98V117L96 118ZM148 116H147V117H148ZM173 116H172V117H173ZM189 116H191V115H189ZM192 116H193V114H192ZM195 116H196V115H195ZM208 116H210V115H208ZM247 116H248V114H247ZM247 116L245 115L246 118H245L243 121L247 122V121L249 120V118H247ZM56 117H57V116H56ZM118 117H119V118H118ZM172 117H171V118H172ZM178 117H180V116H178ZM178 117L175 118L176 121L174 120V121H175V124H174V125L177 126V125L180 124L181 126H178V128H179L180 130H176L175 132H178V131L181 132L182 136L184 137V136L186 135V133L189 131V130L187 129V132H186V126H187V121H188V120H187V119L184 120L183 117H182L183 120H180L181 117H180V119H177ZM184 117H185V116H184ZM251 117H252V116H251ZM51 118H50L49 120H51ZM58 118H59V119H57V118L54 117L52 120H56V119H57L58 121H61V119H60V115H59ZM89 118H90V117H89ZM100 118H101V117H100ZM144 118H145V120H144ZM156 118H158V119H156ZM186 118H188V115L186 116ZM210 118H213V121H211L212 119L209 121V122H211L212 125H213L214 122H216V121H215V117H210ZM229 118H230L231 121L234 119V117H233V119H232V115H231V117H229ZM229 118H228V119H229ZM236 118H237V117H235V122H236ZM241 118H242V119H241ZM44 119H45V120H44ZM102 119H104V118H101V120H102ZM107 119H108V118H107ZM141 119H143V121H145V122H143ZM188 119H190V118H188ZM207 119H208V118H207ZM222 119H223V118H222ZM222 119H220V120H222ZM226 119H224V120H226ZM246 119H247V120H246ZM65 120H66V121H65ZM65 120L63 119V121H65V122H64L65 125H68V124L71 125V124H72L71 121L68 122L67 119H65ZM113 120H114V119H113ZM113 120H112V121H113ZM147 120H148V121H152V122L154 121V122L152 123L154 126H152V125L150 124V122L148 123L149 126H150V125L152 126L151 129L149 128V131H148L147 123H146ZM163 120H162V121H163ZM169 120H170V118H169ZM216 120H217V119H216ZM58 121H56L55 123H58ZM102 121H103V120H102ZM110 121H111V120H110ZM140 121H142V123H141ZM167 121H168V119H167ZM167 121H165V122L168 123ZM174 121H172V122H170V123H173ZM181 121H183V122H181ZM227 121H228V120H227ZM227 121H224V123H226ZM66 122H68V123H66ZM108 122H109V121H108ZM160 122H161V121H160ZM198 122H199V121H198ZM201 122H202V121H200V123H201ZM222 122H223V120H222ZM233 122H234V121H233ZM233 122H232V123H233ZM235 122H234L233 124H234V125H237L238 122H236V123H235ZM245 122L242 123V122L240 121L239 124L241 123V125H239V126H241V128H243V126L246 127V126L249 124V122H248L247 124H245ZM51 123H52V122H51ZM70 123H71V124H70ZM109 123H110V122H109ZM109 123H108V125H109ZM111 123H113V122H111ZM111 123H110V125L112 126ZM145 123H146V124H145ZM163 123H164V121H163ZM191 123H192V124H191ZM191 123H189V125H190V124L193 125V121H192ZM195 123H196V122H195ZM216 123H221V122H216ZM216 123H215V124H216ZM227 123H228V124H231V125L226 124V127H227V125L229 126V128H230V127H231V128L234 127V126H232V125H233L232 123H229V121H228ZM58 124H59V127H60V125H61L60 128H62V124H63V122H62V123L59 122ZM134 124H133V126H134ZM168 124H169V123H168ZM196 124H197V123H196ZM221 124H223V123H221ZM242 124H243V125H242ZM244 124H245V125H244ZM65 125H64V128H63V129L65 130V131H64L65 133L62 134V135H65V134H66V129H65L66 126H65ZM88 125H89L88 127H90V124H88ZM166 125H167V124H166ZM170 125H171V124H170ZM216 125H219V124H216ZM83 126H84V125H83ZM130 126H129V128H130ZM133 126H132V129L134 130V128H135L136 126H134V127H133ZM151 126H150V127H151ZM164 126H165V125H164ZM168 126H169V125H168ZM222 126H225V124H223ZM222 126H220V127H222ZM237 126H238V125H237ZM237 126H235V128H233V129H229V128H228V129H229L231 132H234V131H236V130H234V129H236ZM55 127H57V128H55L54 130L51 129L52 131H54V133H55V131H57V130H58L59 132L62 131L61 129L59 130L58 125L55 126ZM91 127H94V128H95V126H91ZM112 127H113V126H112ZM169 127H170V126H169ZM171 127H172V126H171ZM189 127H190V126H189ZM199 127L201 128V126H199ZM215 127H218V126H215ZM215 127H214V131L216 130ZM245 127H244V128H245ZM67 128H68V127H67ZM94 128H93V130H94ZM136 128H137V127H136ZM141 128H142L141 133H142V131L146 130V128H143V127H141ZM141 128H140V129H141ZM172 128H173V127H172ZM238 128H239V127H238ZM45 129H46V130H45ZM82 129H86V130H84L83 132H81L80 135H78L77 137H75V136L71 137V136L73 135V133H72V135L70 136V135H68V132H67V135L63 136L64 139L62 138L61 133H60V135H59L58 137H56V138H58V139L61 138V140H62L63 142H65V144L68 142V143H67V146L69 147V143L71 142V140L74 141V142H71L72 144H74V143H76V141L79 139V138H78L79 136H80V138L82 139L81 142H83L84 139H87V138H88V140H89L90 137H93V136H92V133L89 134L91 131H90L89 128H87V124H86V127L84 126V128H82ZM87 129H89V130H87ZM91 129H92V128H91ZM95 129H96V128H95ZM97 129H98V128H97ZM97 129H96V130H97ZM99 129H100V128H99ZM99 129H98V131H99ZM112 129H113V128H112ZM127 129H128V128H127ZM132 129L130 128V130H132ZM143 129H144V130H143ZM162 129H163V128H162ZM166 129H167V128H166ZM219 129L222 130L221 128H219ZM226 129H227V128H226ZM245 129H246V128H245ZM245 129H244V130H245ZM249 129H250V128H249ZM48 130H50V129H48ZM96 130H94V132H93L94 134H95V132H97ZM101 130H102V129H101ZM114 130L116 131V129H114ZM174 130H175V129H174ZM193 130H194V129H193ZM232 130H234V131H232ZM239 130L241 131L242 129L239 128ZM239 130L237 129V131H239ZM247 130H248V128H247L245 131H246L247 134L249 135L250 130H248L249 132H248ZM73 131H74V130H73ZM78 131L80 132L81 130L78 129ZM107 131H108V130H107ZM107 131H106V132H107ZM117 131H118V132H116V133L119 134L120 129L117 130ZM153 131L155 132L154 129H152V132H153ZM172 131H173V130H172ZM195 131H196V130H195ZM203 131H204V130H203ZM205 131H206V129H205ZM230 131H229V132L227 131L228 133H227L226 131H225V132H226L228 135L231 134V136L234 135L235 133L238 134V132L231 133ZM242 131H243V130H242ZM245 131L242 132L243 135H244ZM59 132H58V133L56 132V134L58 135ZM100 132H102V131H100ZM104 132H105V130H104ZM104 132H103V133H104ZM138 132H139V131H138ZM145 132H146V131H144L143 133L146 134ZM154 132H153V133H154ZM156 132H155V133H156ZM166 132H170V131H166ZM166 132H165V134H163V139L168 135V134L166 135ZM173 132H174V131H173ZM201 132H202V131H201ZM217 132H218V128H217ZM222 132H223V130H222ZM222 132L220 131L221 134H222ZM111 133H112V132H111ZM111 133H110V134H111ZM122 133H123V131H122L120 134H121L122 136L126 137V135H124V133H123V134H122ZM129 133H131V132H129ZM129 133H127V135H128ZM149 133H150V132H149ZM163 133H164V132H163ZM170 133H171V132H170ZM190 133H191V131H190ZM198 133H199V132H198ZM220 133H219V134H220ZM223 133H224V132H223ZM226 133H225V134H226ZM240 133H241V132H240ZM75 134H79V133H75ZM87 134H89V135L87 136ZM107 134H109V133L107 132ZM174 134H175V133H174ZM177 134H178V133H177ZM181 134H180V135H181ZM195 134H196V133H195ZM213 134H214V133H213ZM215 134H216V133H215ZM221 134H220V135H221ZM225 134H224V136H225ZM237 134H236V136H237ZM57 135H56V136H57ZM98 135H99V133H98ZM98 135L95 136V138L93 137L94 139L92 138V139H90V140H91V141H92V140H96V137L98 138ZM111 135H114V134L112 133ZM142 135H143V134H142ZM147 135H148V134H147ZM149 135H151V134H149ZM154 135H155V134H154ZM161 135H162V134H161ZM172 135H173V134H172ZM54 136H55V135H54ZM54 136H53V138L55 139ZM66 136H70V137H66ZM89 136H90V137H89ZM109 136H110V135H109ZM109 136L106 135V136H105L106 139H107ZM122 136H121V137H122ZM129 136H130V134H129ZM131 136H133V134H131ZM131 136H130V137H127L128 140L131 138ZM134 136H137V135L134 134ZM134 136H133V137H134ZM144 136H145V135H144ZM144 136H143V137H144ZM193 136H194V135H193ZM239 136H241V135L239 134L238 137H239ZM244 136H245V135H244ZM244 136H243V137H244ZM100 137L103 138V136H101V135H100ZM100 137L98 138V140H97L96 142H98V141H100V140H101V141H100V143H99V142H98V143H95V147H97L98 144H99V146H100L101 142L103 143V140H102ZM110 137H111V136H110ZM138 137H140V136H138ZM150 137L153 138V136H150ZM194 137H196V136H194ZM222 137H223V134H222ZM222 137H221V140H222ZM228 137H229V136H228ZM232 137H233V136H232ZM234 137H235V136H234ZM113 138H115V137H112V138H110V139H113ZM116 138H117V137H116ZM141 138H142V136L140 137V139H141ZM145 138H146V139H145ZM147 138L149 139V137H147V136L144 137V138H143V142H141V143L144 144V140H146V142H147V146H149L150 144H151V146H152V145H155V144H153L154 141H151V140H152L151 138H150L151 140H149V141H147ZM170 138H171V137H170ZM170 138L168 137V140H169ZM178 138H179V137H178ZM181 138H182V137H181ZM181 138H179V140H182ZM185 138H187V135H186ZM190 138H191V137H190ZM54 139H53V140H54ZM122 139H124V140H122ZM159 139L161 140V136H159ZM171 139H172V138H171ZM173 139H174V138H173ZM225 139H226V138H225ZM231 139H233V138H231ZM231 139H230V140H231ZM239 139H240V138H239ZM55 140H56V141H59V140H57V139H55ZM61 140H60V141H61ZM90 140H89V141H90ZM115 140H116V139H115ZM117 140H118V141L120 140V135H119V139H117ZM117 140L115 141L116 143H117ZM121 140H122V141H121ZM121 140L118 142L119 145H120L121 143H125V144H127V142H128L127 139H125V138H121ZM136 140H139V138H138V139L136 138ZM141 140H142V139H141ZM154 140H155V139H154ZM164 140H165V139H164ZM168 140H167V141H168ZM230 140H229L228 142H230ZM241 140H243V138H241ZM246 140H247V139H246ZM259 140H260V139H259ZM69 141H70V142H69ZM79 141H80V139H79ZM79 141H78V143H79ZM91 141H90V143H91L90 145L92 146V143H94V142H91ZM109 141H110V140L108 139V142H109ZM111 141L113 142V140H111ZM131 141H132V142L135 141V138H133ZM169 141H172V140H169ZM173 141H174V140H173ZM183 141H184V140H183ZM183 141H182V142H183ZM248 141H249V140H248ZM248 141H247V142H248ZM54 142H55V141H54ZM120 142H121V143H120ZM138 142H139V144H141V143H140V140H139ZM138 142H137V143H138ZM146 142H145V144H144L145 146H143V145L141 144L142 146H137V147H135L134 151L132 150V152H133V154H134L132 160H131V159H128L127 157H123V159H121V161H119L120 159L118 160L117 158L120 157V156H122V155L119 154V156H118V154H117V155L115 154V156L117 157V158H116L117 161H116V160H112V161L110 162V159H111V156H112L110 153H112V152L109 150L110 152H109V154H108V157L110 156V158H109V159L107 158L108 160H105L104 167H102L103 171L106 170L108 173H110L109 171H111V170H115V169H117L118 167H122V168H119V169H121V172H122V173H125V174H126L127 171H129V170H127L128 168L125 170V172H123V171H124L123 169H125V168L128 167L129 165H131V168H130V169H132V167L136 166V167H142V169H143V167H144L143 170H146V169L149 170V168H150L151 165H148V164H147V160H143V159H147V158H145V157H144V158L142 157V159L140 158V160H143V162H146V163H143L142 161L139 160V157H140L139 155L141 154V156H142V153L144 154V153L147 151L146 148H148V150L151 148V147H147V146H146ZM182 142L178 141V143H179V145H177L178 148H177L176 146L174 147L173 150H176V149H177V150H176V153H174L173 150L171 149V150H172V153H174V154L170 153V157H171V154H172V156L174 155V156L172 157L174 160H176V161L180 160L181 164H182V165H186V166H188L189 169L192 168V167H189V166H190V163H195V165L197 164L196 166H195V165H192V166H195V167H196V168H194V169H196V172H198L199 169L203 170L204 166H205V169H206V165H207V163H206L205 165H203V166L201 165V157L203 158V156H205V155H203L204 153L202 154L203 149L205 148V146H204V148H202V150H201V144H202V143L199 144V146H200V147H199V146L194 145V143H198V142H194V143L191 142V144L188 143L189 146H184V145H186L185 143H187L186 141H185V143H182ZM188 142H189V140H188ZM203 142H204V141H203ZM219 142H220V141H219ZM225 142H226V141H225ZM228 142H227V143H228ZM233 142H234V140H233ZM242 142H243V141H242ZM260 142H261V140H260ZM71 143H70V144H71ZM106 143H107V140H105V146L107 145L108 147H111V148H112L113 146L117 145V147H118V144H116V143H114V142H113V143H114L113 146H112V144H106ZM128 143L130 144V141H129ZM137 143L135 142L134 144H137ZM148 143H150V144H148ZM169 143H170V142H169ZM171 143H172V142H171ZM171 143H170V144H171ZM178 143H177V144H178ZM231 143H232V142H231ZM231 143H229V144H231ZM238 143H240V142H238ZM238 143L235 142V144H233V145H235V146L237 145V146H238ZM55 144H56V142H55ZM61 144H62V143H61ZM80 144H81V143H80ZM87 144L89 145V143H87ZM96 144H97V146H96ZM129 144H128V146H129ZM164 144H165V143H164ZM166 144H167V143H166ZM172 144H173V143H172ZM172 144H171V145H172ZM174 144H175V143H174ZM220 144H222V143H220ZM246 144H247V143H246ZM259 144L261 145V143L258 142V145H259ZM47 145H48V146H47ZM56 145H57V144H56ZM63 145H64V144H63ZM82 145H83V144H82ZM101 145H102V144H101ZM156 145H157V144H156ZM168 145H169V144H168ZM202 145H203V144H202ZM233 145H232V146H233ZM240 145H241V143H240ZM240 145H239V146H240ZM50 146H51V144H50ZM64 146H65V145H64ZM67 146H65V147H67ZM93 146H94V145H93ZM93 146H92V147H93ZM99 146H98L97 148L100 149V150L102 151V149H101L102 147L100 146V147H101V148H100ZM130 146H131V145H130ZM164 146H165V145H164ZM220 146H222V145H220ZM227 146H228V145H227ZM242 146H243V145H242ZM262 146H263V145H262ZM262 146H259L260 149L262 148ZM59 147H60V146H59ZM79 147H80V146H79ZM95 147H93V148H95ZM108 147H107V148H108ZM117 147H116V148H115V147L113 148V149H116V152H117V153H123V152H125V151L128 150L127 148H126V150L123 148V147H127V145H123V147H122V146H121V147L119 146L118 150H117ZM131 147H132V146H131ZM169 147H170V146H169ZM169 147H168V148H169ZM172 147H173V146H172ZM222 147H223V146H222ZM228 147H229V146H228ZM51 148H52V147H51ZM97 148H96V149H97ZM107 148H105L106 151H108ZM111 148H110V149H111ZM120 148H123L124 151H123V149H121L123 152L119 151ZM128 148H130V147H128ZM133 148H134V147H132V149H133ZM154 148H155V147H154ZM154 148H153V149H154ZM156 148H157V146H156ZM165 148H166L165 151H167V147H165ZM170 148H171V147H170ZM175 148H176V149H175ZM198 148H199V149H198ZM230 148H231V146H230ZM235 148H236V147H235ZM242 148H244V149L246 148L247 155H249V154L251 153V152H250V153L248 154V150L250 149V147L248 148L247 146H246V147H241V150H239L238 153H240L241 151L243 152L244 149L242 150ZM253 148H254V147H253ZM61 149H62V147L59 148L60 151H61ZM63 149H64V148H63ZM67 149H68V148H67ZM75 149H76V148H75ZM90 149H91V148H90ZM98 149H97V151H98ZM108 149H109V148H108ZM113 149H112V151H113ZM151 149H152V148H151ZM162 149H163V148H162ZM223 149H224V148H223ZM237 149H238V147H237ZM48 150H50V151H52V152L55 150V151H54L55 153H54V152H53V153H52V152H49ZM77 150H79V149L77 148V149H76V152H77ZM80 150H81V149H80ZM80 150H79V151H80ZM93 150H94V149H93ZM130 150H131V149H130ZM130 150H128L127 153H130ZM145 150H146V151H145ZM169 150H170V149H169ZM205 150H206V149H205ZM205 150H204V152H205V154H206V156H207V153H208V152H206ZM229 150H230V149H229ZM232 150H234V148H232ZM232 150H231V151H232ZM251 150H252V149H251ZM261 150H262V149H261ZM73 151H74V150H73ZM79 151H78V152H79ZM97 151H92V152H94V156H95V158H96V162L99 164V166H101V162H98V161H99V159H100V161L102 160V152H101V151H100V152H99V151L97 152ZM106 151H105V152H106ZM225 151H228V149H226V150L224 149V151H223V152H224V155H225ZM246 151H245V152H246ZM253 151H254V150H253ZM62 152H63V150H62ZM90 152H91V150H90ZM95 152L98 153V154H101V155H98V156H97L98 158H97ZM132 152H131V154H132ZM153 152H154V150H153ZM155 152H156V150H155ZM158 152H159V151H158ZM229 152H230V151H228V154H229ZM233 152H234V151H233ZM242 152L240 153L241 155L243 154ZM263 152H264V151H263ZM263 152H262V154H263ZM64 153L66 154V153H68V152L65 151ZM72 153H73V152H72ZM84 153H85V152L83 151V154H84ZM87 153H88V152H87ZM107 153H108V152H107ZM107 153H105V156H106ZM127 153H124L123 156L126 155ZM149 153H150V152H149ZM162 153H163V152H162ZM164 153H165V152H164ZM254 153H255V152H254ZM81 154H82V153H81ZM131 154H130V157H131ZM147 154H148V153H146V155H147ZM154 154H155V153H154ZM160 154H161V153H160ZM166 154H168V152H166ZM208 154H209V153H208ZM226 154H227V152H226ZM228 154L225 155V156H226V158H231V161L228 160V159H226V160H228L229 162H232V163H233V160L235 161V159L232 158V157H227V156H230V155H228ZM230 154H231V153H230ZM240 154H238V155H240ZM84 155L86 156V154H84ZM135 155H136V156H135ZM251 155H252V154H251ZM251 155H249V156H251ZM80 156L82 157L83 155H80ZM100 156H101V157H100ZM128 156H129V155H128ZM137 156H139V157H137ZM143 156H144V155H143ZM151 156H152V155H151ZM156 156H157V155H156ZM167 156H169V154H168ZM175 156H176V157H175ZM206 156L203 158V160H202V164H203L205 161H207V159L209 158V157L206 158ZM222 156H223V155H222ZM231 156H232V154H231ZM259 156H260V155H259ZM174 157H175V158H174ZM82 158H86V157L83 156ZM112 158H114V157L112 156ZM120 158H121V157H120ZM154 158H155V156H154ZM168 158H169V157H168ZM210 158H211V157H210ZM224 158H225V157H224ZM237 158H238V157H237ZM237 158H236V160H238V159L240 158V159H239L240 162L242 161V160H241V159H242L241 157H239L238 159H237ZM261 158H262V157H261ZM89 159H90V158H89ZM97 159H98V161H97ZM114 159H115V158H114ZM160 159H161V158H160ZM160 159H159V160H158V159L156 160V158H155V161H152L153 163L150 162L151 164H154V166H156L154 169H157L158 161H160ZM162 159H163V158H162ZM162 159H161V160H162ZM166 159H167V158L163 159V161L166 160ZM204 159H206V160H204ZM252 159H253V156H252ZM254 159H255V158H254ZM263 159H264V158H263ZM148 160H149V159H148ZM150 160H151V159H150ZM150 160H149V161H150ZM211 160H212V159H211ZM213 160H214V159H213ZM258 160H259V159H258ZM106 161H107V162H106ZM113 161H114V162H113ZM115 161H116V162H115ZM149 161H148V162H149ZM168 161H169V160H166V162H167L166 164H167V165L171 162V159H170L169 162H168ZM203 161H204V162H203ZM256 161H257V160H255V162H256ZM260 161H261V160H260ZM164 162H165V161H164ZM172 162H174V164H175V161L172 160ZM210 162H211V163H210V164L208 163V165H212V161H210ZM236 162H237V161H235L234 163H236ZM240 162H239L238 164H237V163H236V164H237V165H240V164L243 165V163H240ZM246 162H247V161H246ZM246 162H245L246 165H245V164L243 165V166H244V169L247 168V169H246L247 171H248V170L251 171L252 169H250V167L253 168L252 166H253V165L255 166V164H253V163L251 162L253 165L249 167V166H247L248 162H247V163H246ZM257 162H258V161H257ZM56 163H58V164L56 165ZM161 163H162V161H161ZM176 163H177V162H176ZM249 163H250V162H249ZM251 163H250V164H251ZM258 163H260V162H258ZM258 163H257V164H258ZM62 164H65V165H63V167H62ZM75 164H76L77 166H76ZM166 164L164 163L163 165H166ZM178 164H179V163H178ZM263 164H264V162L262 163V165H263ZM52 165H51V166H52ZM83 165H84V164H83ZM161 165H162V164H161ZM172 165H173V164H172ZM200 165H201L203 168H201ZM230 165H231V164H230ZM232 165H233V164H232ZM262 165H261V166H262ZM46 166H47V165H46ZM53 166H52V167H53ZM169 166H170V167H169ZM169 166H168V167L165 166L166 169H167V170L165 171V172H166V174H165L166 178H167V176H168V178L170 177L169 175H167V174H168V172H167L168 170H169V171L172 170L171 173L174 172V171H173L174 169L171 168V165H169ZM174 166H175V168H177V167H176L177 164L174 165ZM198 166H199V167H198ZM212 166H213V165H212ZM212 166H211V167H212ZM235 166H236V165H235ZM243 166H242V167H243ZM60 167H62V168H60ZM75 167H76V168H75ZM88 167H89V166H87V167L85 168V166H84V168H85L86 170L83 169V168H81V169L78 170V171H82V170L84 171V170H85L84 172H86V171H88L87 169H90V168H88ZM146 167H148V168H146ZM197 167H198L199 169H197ZM239 167H241V166H239ZM242 167H241V168H242ZM245 167H246V168H245ZM30 168H32V167H29V169H30ZM43 168H44V167H43ZM48 168H49V167H48ZM134 168H135V167H134ZM159 168L165 170V168H163V167H159ZM179 168H180V169H179ZM186 168H187V167H186ZM186 168H185V167H182V168H181V167H178V168H177V172L179 173V171L182 169L181 172L187 174L186 171H188V170H185ZM208 168L210 169V167H207V170H208ZM221 168H222V166H221ZM221 168H220L219 170H221ZM259 168H260V167H259ZM56 169H55V170H56ZM67 169H66V170H67ZM119 169H118V171H119ZM139 169H140V168H139ZM139 169H138V173H139ZM152 169H153V167L150 168V170H152ZM170 169H171V170H170ZM183 169L185 170L184 172H183ZM192 169H193V168H192ZM194 169H193V170H194ZM217 169H218V168H216V169L214 168V169H213V170H215V172L213 171L214 174H215V173L218 174V173L220 172V171L218 172ZM222 169H223V168H222ZM242 169H243V168H242ZM242 169H241V170H242ZM30 170H31V169H30ZM43 170H45V168H44ZM43 170H42V169H41V170L38 169V171H40L41 174H43V173L41 172V171H43ZM68 170H69V169H68ZM136 170H137V169H136ZM136 170H135V171L133 170V173H134V174L137 173ZM143 170H141V171L143 172ZM147 170L144 171L146 174H148ZM150 170H149V171H150ZM158 170H159V169H158ZM223 170H225V169H223ZM230 170H231V169H230ZM253 170H254V172L258 171V170H255V168H253ZM259 170H261V169H259ZM262 170L264 171V169H262ZM13 171H14V170H13ZM90 171H91V170H90ZM90 171H88V172H90ZM131 171H132V170H131ZM155 171L158 172L157 170H155ZM155 171H154V173H155ZM159 171H160V170H159ZM161 171H162V170H161ZM208 171H209V170H208ZM208 171H207V172H208ZM216 171H217L218 173H217ZM226 171H227V170H226ZM243 171H244V170H243ZM263 171H262V172H263ZM43 172H46V171H43ZM88 172H87L86 174H88ZM107 172H105V173H107ZM111 172H114V171H111ZM116 172H117V171H116ZM121 172H118V173H121ZM135 172H136V173H135ZM142 172H141V173H142ZM199 172H201V171H199ZM199 172H198V173H199ZM210 172L212 173V170H211ZM210 172H209L208 174H210ZM244 172H246V171H244ZM251 172H252V174H253V171H251ZM32 173H33V172H32ZM40 173H39V175H40ZM78 173H79V172H78ZM93 173H94V172H93ZM122 173H121L120 175L125 177V178L123 177L124 180H125V179H126V180H127V179H132L131 182H135V183H138V182H139L137 185H141V187H140L139 190H137V191H139V192H137V191H135L136 189H134V188H133L134 190H133V189H128V185H125V183H126L127 181H126V182L123 181V182H121V183L124 184V187L126 186L125 188H127V189H128L129 191H131V192L135 191L134 194H133L134 196H133L131 199L128 198V201H127L126 199L122 198V196L120 195V193H119L120 196H119L118 193H117L115 197H117L118 199L120 198L119 200L123 199V201H125L126 203L123 202V201H122L121 203H125V205L128 204L129 201L131 200V202L129 203L130 207H131V206H135L134 204H136V203L139 202V201L137 200V197H139V196H141L142 200H147V201H146V204L149 203L148 200H149V197H150L151 195L148 196L147 194H148L151 190H153V188L155 189V187H154L155 184H154V183H153V184H151V183L146 184V182L144 183L143 180H145V178L140 177V176H141V173H140V175H139V177H140L139 180H138V177H137V179L132 178L133 176H132V174H130V172H128V174L131 175V177H130L129 175H122ZM138 173H137V175H138ZM162 173H163V174H162L163 176L161 175V177L157 175L158 173L156 174L158 178L160 177V180H161L162 177H164V171H163ZM174 173H175V172H174ZM174 173H173V175H174ZM189 173H191V175H192L191 169H190V171H188V174H189ZM201 173H202V172H201ZM201 173H200V174H201ZM203 173L206 174V170H205V171L203 170ZM213 173H212V174H213ZM231 173H232V172H231ZM47 174H48V172H47ZM64 174H65V176H66V175H67V176L64 177ZM91 174H92V172L89 173L90 177L93 175V174H92V175H91ZM112 174H113V173H111V179L113 180V179L115 178V176L113 175V177H114V178H113V177H112ZM134 174H133V175H134ZM142 174H143V173H142ZM149 174H150V172H149ZM149 174H148L147 176H149ZM151 174L154 176L153 173H151ZM160 174H161V172H160ZM160 174H159V175H160ZM200 174H198V175H200ZM214 174H213V175H214ZM15 175H17V174H15ZM34 175H36V174H34ZM109 175H110V174H109ZM109 175L107 176V178L109 177ZM116 175H117V174H116ZM118 175H119V174H118ZM120 175H119V176H120ZM143 175H145V174H143ZM152 175H151V176H152ZM170 175L172 176V174H170ZM180 175H181V173H180ZM191 175H190V177H191ZM193 175H194V177H195V174H193ZM206 175H207V174H206ZM246 175H247V174H246ZM249 175H251V174H249ZM37 176H38V174H37ZM45 176H46L45 174L41 175V177H45ZM48 176H49V175H48ZM48 176H46V177H47V180L50 181V179H48V178H49ZM75 176H76V177H75ZM85 176H86V175H85ZM94 176L96 177V174H94ZM94 176H92V177H94ZM119 176H118V183L120 182V179H121V178H119ZM147 176L145 175L146 179H147ZM201 176H202V175H200L199 177L201 178ZM217 176H218V175H217ZM217 176H215V177L212 176V177L216 178ZM219 176H220V175H219ZM226 176H228V175H226ZM231 176H232V175H230L229 177H231ZM251 176H252V175H251ZM46 177H45V178H46ZM54 177H55V176H54ZM54 177H53V179H54ZM80 177H79V178H80ZM88 177H89V176H87L86 178H88ZM90 177L88 178L87 183H88V181H90L89 179H92V177H91V178H90ZM149 177H150V176H149ZM149 177H148V179H149ZM157 177H156V179H157ZM175 177H177V176H175ZM184 177H185V178H186V177L188 178V176H186L185 174L180 176V178H181L182 180L184 179ZM190 177H189V180L191 179ZM192 177H193V176H192ZM194 177H193V178H194ZM203 177H204V175H203ZM203 177H202V178H203ZM209 177H210V176H209ZM212 177H211V178H212ZM222 177H223V176H222ZM229 177H228V178H229ZM232 177H234V176H232ZM38 178H40V177H38ZM71 178L67 179V181H70ZM86 178L84 177V179H86ZM96 178H97V177H96ZM98 178H99V176H98ZM116 178H117V177H116ZM150 178H151V177H150ZM166 178H163V179L167 180L168 178H167V179H166ZM187 178L185 179V182H182V184H183V183H184V184L187 183L186 186L190 185V184H191L190 181H192V180L189 181ZM206 178L208 179V176H207ZM214 178H212V179H214ZM234 178H235V177H234ZM238 178H239V177H238ZM245 178H246V177H245ZM245 178H244V179H245ZM252 178H253V177H252ZM36 179H37V177H36ZM56 179H58V177H57ZM100 179H101V178H100ZM153 179H154V178L149 179V180L152 181ZM173 179H174V178H173ZM173 179H172V180H173ZM176 179H178V178H176ZM176 179H175V180H176ZM195 179H196V178H194V180H195ZM212 179H211V181H212ZM218 179H219V178H218ZM218 179L216 178L215 183H216V181H218ZM220 179H221V178H220ZM226 179H227V178H226ZM230 179H232V178H230ZM236 179H237V178H236ZM242 179H243V178H242ZM40 180H41V179H40ZM40 180H39V181H40ZM47 180H46V181L41 180L40 183H41V182H47V183H48ZM93 180H95V178H93ZM149 180H148V181H149ZM169 180H171V177H170ZM169 180H167V182L161 180L160 183H162V184L158 183L159 181L157 180V183H158V185H160V186L163 185V184H164L166 187H170V186H171L170 189L172 188V186H173V188H174V185H172V182H173V181H171V183L169 184V183H168ZM186 180H188L189 182H187ZM197 180H198V179H197ZM203 180L205 181L206 179L203 178L202 181H203ZM224 180H225V177H224ZM232 180H233V179H232ZM240 180H241V178H240ZM245 180H248V178L245 179ZM245 180H244V181H245ZM249 180H251V179H249ZM249 180H248V182H249ZM103 181H106V180H103ZM116 181H117V180H116ZM121 181H122V180H121ZM153 181H154V180H153ZM208 181H209V180H208ZM221 181H222L221 183H223V178H222ZM227 181H228V180H227ZM227 181H226V184H227ZM235 181H236V180H235ZM235 181H234V182H235ZM238 181H239V180H238ZM57 182H58V180H57ZM107 182H108V181H107ZM107 182H106V183H107ZM129 182H130V181H129ZM131 182H130V183H131ZM149 182H150V181H149ZM213 182H214V181H213ZM228 182H229V181H228ZM242 182H243V181H242ZM245 182H246V181H245ZM6 183H7V182H6ZM51 183H52V184H51ZM53 183H54V182H52V178H51V181L49 182V185H51V187L55 186V183H54V184H53ZM59 183L62 184L61 181H59V182L57 183L58 185H56V186H58V187L60 188L59 191H61V189H62L63 191L67 192V189H65V190L63 189V188H66L65 183H63V184H64L63 186H65V187H63L62 185H61L62 187L59 186ZM66 183L68 184L69 182H66ZM72 183H71V184H72ZM76 183H77V184H76ZM90 183H91V181H90ZM90 183H89V184H90ZM96 183H97V179H96L95 184H96ZM100 183H102V182L99 181V184H100ZM108 183H109V182H108ZM155 183H156V182H155ZM157 183H156V184H157ZM165 183H166V184H165ZM177 183H180V182L177 181ZM177 183H176V182L174 183L175 186H176L175 189H171V193H172L173 195H175L174 192H177V193H178V192L180 191L179 189L182 190L181 183H180V185H177ZM188 183H190V184H188ZM198 183H200V182H198ZM202 183L204 184V182H202ZM211 183H212V182H211ZM246 183H247V182H246ZM44 184H46V183H43V185H44ZM75 184H76L77 186H76ZM79 184H80V186H78ZM89 184H84V185H87V186L89 187ZM93 184H94V182H93ZM93 184L91 183V184H90V187H92L91 185H93ZM127 184H128V182H127ZM144 184H145V185H144ZM203 184H201V186H202ZM206 184H207V183H206ZM206 184H205V185H206ZM247 184H248V183H247ZM46 185H48V184H46ZM49 185H48V186H49ZM52 185H53V186H52ZM73 185H72V186H73ZM102 185H103V183H102ZM109 185L112 186L110 183H109ZM121 185H122V184H121ZM131 185H132V183H131ZM131 185H129V186H131ZM158 185H157V186H158ZM168 185H169V186H168ZM210 185H211V184H210ZM212 185H213V184H212ZM216 185H218V184H216ZM216 185H213V186L215 187ZM219 185H220V183H219ZM56 186H55V187H56ZM68 186H69V188H68ZM68 186H67V188H68V190H69L68 192H70V193L74 196L73 192L70 191V190L72 189V188L70 189V186H71L70 183L68 184ZM87 186H86V187L84 186V187H85V188H88ZM97 186H99V185L97 184ZM105 186H106V185H105ZM113 186H114V185H113ZM179 186H180L181 188H180ZM186 186H185V187H186ZM192 186H193V185L191 184V186H189V187H187V188H189V189L192 190V192H193V190H195V189H192ZM224 186H225V185H224ZM231 186H232V184H231ZM235 186H236V185H235ZM237 186H238V185H237ZM243 186L247 187L246 184L243 185ZM243 186H240V187H243ZM249 186H250V183H249ZM249 186H248V187H249ZM3 187H4V186L1 185V187H0V191H1L2 189H6V190L9 189V190H10L9 187H6V188H3ZM107 187H108V186H107ZM107 187H105V188H101V190H104V189H105V191H106V190L108 191L109 189H108ZM131 187H132V186H131ZM131 187H129V188H131ZM133 187H136L135 184H134ZM161 187H163V186H161ZM190 187H191V188H190ZM199 187H200V186H199ZM206 187H207V186H206ZM220 187H221V186H220ZM220 187H219V188H220ZM232 187H233V186H232ZM251 187H252V185H251ZM56 188H57V187H56ZM56 188H55V189H56ZM99 188H100V187H99ZM112 188H113V187H112ZM114 188H116V187H114ZM176 188L178 189L177 191H176ZM202 188H203V187H202ZM211 188H212V187H211ZM211 188H210V189H211ZM217 188H218V187H217ZM217 188L215 187V189H217ZM225 188H226V187H225ZM228 188H229V187H228ZM234 188H238V187H234ZM74 189H75V188H74ZM80 189H82V188H80ZM80 189H79V193L82 192V193H83V196H85L84 199H86V202H89V201L91 200V198H93L92 196H94V195H92V196L89 195V192H91L90 194H94V193H92L93 189L91 190V188H90V189L88 188L89 190H91V191H89V190L87 189L88 192H86L85 189H84L83 191L80 190ZM97 189H98V187H97ZM156 189H157V188H156ZM165 189H166V188H165ZM215 189H214V190H215ZM223 189H224V188H223ZM226 189H227V188H226ZM230 189H231V188H230ZM242 189H243V188H241V190H242ZM250 189H251V188H250ZM9 190H8V194H9ZM99 190H100V189H99ZM99 190H98V191H99ZM101 190H100V191H101ZM115 190L117 191V189H115ZM118 190H120V189H118ZM132 190H133V191H132ZM158 190H160V189H158ZM158 190H157V191H158ZM161 190L164 191V187H163ZM173 190H174V192H173ZM186 190H187V189H186ZM196 190H197V189H196ZM200 190H201V189H199V191L197 190L198 193H199L198 196H197V197H198V198H197L198 200L194 197V196L197 194V191L194 192V193H196V194H194V196H192L193 194H192L191 191L188 190L189 192H191L192 195H190L189 192L187 191V193L190 195V197L192 196L191 198L194 197V200H193V201L196 202V203H197L199 200H201V199H200V198H201L200 192L203 191V189H202L201 191H200ZM207 190H209V188H208ZM211 190H212V189H211ZM214 190H212V192H213ZM220 190H221V188H220ZM220 190H219V191H220ZM258 190H259V189H258ZM107 191H106V192H107ZM166 191H168V189H166ZM166 191H164L165 194L167 193ZM184 191H185V190H184ZM184 191H180V192H182V193L179 192V194H180V195L183 194V193L187 194V193L184 192ZM224 191H226V190H224ZM234 191H236V190H234ZM234 191H233L232 193H234ZM247 191H248V190H247ZM247 191H246V192H247ZM1 192H3V190H2ZM1 192H0V195L2 194ZM6 192H7V191H5V193H6ZM76 192H77V191H76ZM84 192H86V194L88 193L87 195H89L90 197L84 195V194H85ZM93 192H94V191H93ZM103 192H104V191H103ZM106 192H104V193L101 192L100 194H99V192H98L99 195L95 196V198L99 196V197H101V199H103V200L107 199V200H111V201H112V199H114V197L109 196V195L112 193V190H111V189L109 190V192H108L109 194H108V195L106 194ZM136 192H137V193H136ZM155 192H156V190H155ZM155 192H153V193H155ZM158 192H160V191H158ZM158 192H157V193H158ZM227 192H229V191H227ZM227 192H226V193H227ZM238 192H239V191H238ZM113 193H114V195H115V192H114V191H113ZM153 193H152V194H153ZM157 193H156V195H157ZM171 193L169 192L168 196H169ZM203 193H204V192H203ZM203 193H202V194H203ZM207 193H208V192H206V194H207ZM222 193H223V192H222ZM229 193H230V192H229ZM16 194H17V193L14 194L13 191H12V194H11V192H10V196H11V195L13 196V195H16ZM66 194H67V193H66ZM66 194H65V195H66ZM104 194L107 195V197H106L105 199H104V197H105ZM149 194H150V193H149ZM160 194H161V193H160ZM162 194H163V193H162ZM162 194H161V195H162ZM165 194H163V195L165 196ZM172 194H171L170 196H172V198H175V197H173ZM179 194H178V196H179ZM188 194H187V195H181V197H180V196H179V197H180V199L182 198V196L185 197V198H187L186 196H188ZM214 194H215V193H214ZM219 194H220V192H219ZM230 194H231V193H230ZM240 194L242 195V193H239V194H238L239 198L241 197ZM244 194H245V193H244ZM246 194H247V193H246ZM5 195H6V194H5ZM18 195H19V193H18ZM18 195H16L17 198L21 200V199H22V198H21L22 196H21V197H20V196L18 197ZM69 195H70V194H69ZM79 195L82 196V194H79ZM95 195H96V194H95ZM103 195H104V196H103ZM144 195H145V196H148V198H147V197L145 198ZM207 195H208V194H207ZM212 195H213V194H212ZM217 195H218V194H217ZM225 195H226V194H225ZM227 195H229V194L227 193ZM235 195H236V194H235ZM251 195H252V194H251ZM2 196H3V195H2ZM12 196L10 197L11 199H13V200H14V199H17V198L14 197V196H13V198H12ZM77 196H78V195H77ZM83 196H82V197H83ZM142 196H144V197H142ZM153 196H154V195H153ZM153 196H152V197H153ZM166 196H167V195H166ZM175 196H176V198H177V194H176ZM214 196H215V195H214ZM221 196L223 197V195H221ZM221 196H219V197H221ZM233 196H234V195H233ZM75 197H76V193H75ZM108 197H111V198H108ZM152 197L150 198V199H152L151 202H152L153 200H155V203H154V204H157L156 201H157V202L159 201V196H157L158 199H157V198H152ZM160 197H161V196H160ZM179 197H178V198H179ZM188 197H189V196H188ZM222 197H221V198H222ZM224 197H226V196H224ZM228 197H229V196H228ZM234 197H235V196H234ZM234 197L232 198L233 200H235V199L237 198V196L235 197V199H234ZM246 197L249 198V196H245V195H244L243 199H245ZM0 198H1V197H0ZM4 198H5V196H4ZM7 198H8V195H7ZM7 198H6V199H7ZM78 198H79V197H78ZM88 198H90V199H88ZM95 198H94V200H95ZM125 198H127V197H125ZM143 198H144V199H143ZM165 198H166V197H165ZM169 198H170V197H169ZM176 198H175V199H176ZM178 198H177V201H178ZM185 198H184V200H185ZM191 198H188V199H186L185 201H184L183 198H182V200H183L184 202L188 201L187 203H189V204L185 203L184 205L187 204V206H189V207H188L189 209L192 207V209H194L193 211H195L196 208L193 207V204H192L191 201H190V202H191L192 205H191L190 202H189V200H192ZM213 198H214V197H213ZM216 198H217V197H216ZM226 198H227V197H226ZM248 198H246V200H247ZM18 199H17V200H18ZM75 199H77V198H75ZM79 199L81 200V198H79ZM87 199H88V201H87ZM129 199H130V200H129ZM160 199H162V197H161ZM211 199H212V198H211ZM211 199H210V200H211ZM230 199H231V197H230ZM230 199H229V201H230ZM232 199H231V201H232ZM243 199H242V200H243ZM20 200H19V202L22 203V205H23V202H22L23 199H22L21 201H20ZM92 200H93V199H92ZM136 200H137V201H136ZM163 200L166 201L167 199H166V200L163 199ZM168 200H170V199H168ZM202 200L204 201V199H202ZM202 200H201L200 202H202ZM213 200L215 201V199H213ZM219 200H220V199H219ZM240 200H241V199H240ZM246 200H245V203L248 201V200H247V201H246ZM7 201H8V199H7ZM14 201H15V202H13V203H15L16 206H18V205H17L18 202H16V200H14ZM78 201H79V200H78ZM95 201H96V200H95ZM95 201H93L92 204L95 203ZM105 201H106V200H105ZM105 201H102V200H101L100 203H101L102 211H103V210L106 211L108 215H107L106 213L103 212L104 215L106 214V215H105L106 217L101 215V216H102L101 219H100L101 223H99V225H97V224H98V222H97L96 225H97L98 227L100 226V228L102 229V232H104V234L109 235V237L106 236V235L104 236V234L102 235V232L100 231L101 234H99V236H98V237H99V238H98V241H99V239H101V238H102L103 240H105L104 237H105V238L108 237V238H107V239H108L107 241H108L109 243H108L107 241H106V242H107V244H110V247H112L113 245L111 246V244L114 243V242H121V245L123 244L122 242H124L125 245H126V244L129 245L128 242H130V241L134 242L133 239H136V242L133 243V244H134L133 248H134L135 251H141L142 249H143V250H144V249H147V250H148V248H146V246L143 247V246L141 245L142 243H140V242H141V240H142V239H141L142 237H140V240H139V236L143 235L145 232L150 233V231H153V228H154V232H155V229L157 228V227L155 226V223H156V219H155V218H159V217H157V214H156V215H155V214H152V216L155 215V216H154L155 218L153 219V217H152L151 214H150V213L153 212V211L149 210V208H147V207H144V205H145V203H144L145 201H144V202H143L144 205H141V206L144 207V208L142 207L143 210H144V217H143L144 220L141 219L143 215H140V216H139V213H136V211H135V209H136V207H137L136 210L138 211V208H139V212H140V213L142 212V210H141V208H140V207H141V206H140L141 203H139L138 205H139L140 207H138V205H137V206L135 207V209H134L135 212H134V211H131V212H132L133 214L136 213V216L141 217V218L137 217V219L143 220V222L141 221L140 223H144V221H145V217L149 216V214H150V217H149V219H146V220H151V218H152L153 221L155 220V223H152V220L149 221L150 223H147V221H145L144 224H136V225L133 224L134 226H133V228H132L131 226H128V224H129V220L127 219L128 217L124 215L126 212H124V214H122V213H123L122 210H123V211L126 210V209H122V208H123V207H124V208H130V207H128L129 205H126L127 207H126L125 205L122 207V206H121L122 204H121V205L118 204V201H117V200H115V201H113V202H109V201H106V202H105ZM116 201H117V203H114V202H116ZM173 201L176 202L175 205H178V203H177L176 200H173V199H172V202H173ZM205 201L208 202V199H205ZM222 201H228V200H227V199L225 200V198H223ZM229 201H228V202H229ZM231 201H230V202H231ZM235 201H237V203H238V202H239L238 198H237V200H235ZM252 201H253V200H252ZM25 202H26V201H25ZM83 202H84V200H83ZM83 202H82V203H83ZM90 202H91V201H90ZM90 202H89V204H90ZM166 202H167V201H166ZM170 202H171V201H170ZM179 202H180V201H179ZM212 202H213V201H212ZM220 202H221V201H220ZM241 202H242V201H241ZM243 202H244V201H243ZM164 203H165V202H164ZM180 203H181V202H180ZM180 203H179V205H180ZM196 203H195V204H196ZM204 203H205V202H204ZM221 203H222V202H221ZM223 203H224V205L221 204V206L223 205V207H224L225 204H227V202H223ZM235 203H236V202H235ZM237 203H236V204H237ZM248 203H249V202H248ZM248 203H247V204H248ZM2 204H3L4 207L7 206V205H13L14 208L16 207L15 204H12V203H11V204H10V203H9V204H6V203L3 202V203H1V206H0L1 209H4V207L2 208ZM4 204H6V205H4ZM18 204H19V203H18ZM25 204L29 205L27 202H26ZM83 204H85L84 206L86 207V203H83ZM95 204L97 205V202H96ZM95 204H94V206H95ZM150 204H151V203H150ZM152 204H153V203H152ZM168 204L170 205L169 202H168ZM171 204H172V206H173L174 203H171ZM197 204H198V203H197ZM197 204H196V206H197ZM199 204H200L201 206L203 205V204H201V203H199ZM199 204H198V207H197V208H199ZM230 204H231V203H230ZM236 204H234V203L232 202V206L230 205L231 207L229 206V207L226 208V206L229 205V203H228V205H226L225 208H226L228 211H230V210L233 209V208H232V207H234L233 205H236ZM242 204H243V203H242ZM41 205H42V204H41ZM159 205H161V204H158V207H159ZM165 205H166V204H165ZM169 205H168V206H169ZM179 205H178V206H179ZM181 205H182V207H181L180 209H182V210L185 211V207L183 206V203H181ZM19 206H20V205H19ZM19 206H18V207H19ZM37 206H38V205H37ZM37 206L34 205L33 207H34V208L36 207L35 209L37 210V209H38ZM155 206H156V205H155ZM155 206H153V207H155ZM162 206L164 207L163 204L161 205V208H163ZM168 206H166V207H168ZM201 206H200V207H201ZM240 206H241V205H240ZM242 206H243V205H242ZM10 207H12V206H9V207L7 206L6 208H10ZM20 207L23 208L24 206H23V207L20 206ZM29 207H30V205H29ZM38 207H39V209H38L39 211H40V208H41V211H40L41 213H42L43 211L46 210V209L44 210L43 205H42L43 208L40 207V206H38ZM97 207H98V206H97ZM97 207H96V208H97ZM101 207H100V208H101ZM158 207H157V208H158ZM175 207H176V206H175ZM179 207H180V206H179ZM183 207H184V209H183ZM207 207H209V206H207ZM210 207H212V210L214 211V212L212 211V216H214V215L216 214L215 211H216V210H219V206H218L217 202L215 201L214 205L212 206V204H211ZM210 207H209V208H210ZM223 207H222V208H223ZM238 207H239V206H238ZM238 207H237V208H238ZM250 207H253V208H254V206H250ZM6 208H5V209H6ZM16 208H17V207H16ZM21 208H20V209H21ZM100 208H99V207L97 208V212H98V210H100ZM133 208H134V207H133ZM145 208H147L146 211H148V213L150 212L149 214L145 213V212H146V211H145ZM161 208H160V209H161ZM220 208H221V207H220ZM225 208H223L222 210L224 211ZM228 208H230V209H228ZM237 208H236V206H235V209H237ZM242 208H243L242 211L244 212V207H242ZM242 208H241V209H242ZM247 208H248V207L246 206V209H247ZM18 209H19V208H18ZM20 209H19V211H20ZM27 209H28V208H27ZM27 209H26V210H27ZM35 209H33L32 211H34ZM171 209H173V207H171ZM192 209H190V210H186V211H185L186 213H187V211L189 212V214H187V215H190V213L193 212V211H191ZM207 209H208V208H207ZM235 209H234V210H235ZM36 210L34 211L35 214H36V212L38 211V210H37V211H36ZM42 210H43V211H42ZM91 210H93V209H91ZM91 210L89 209V211H91ZM132 210H133V209H132ZM140 210H141V211H140ZM161 210H162V209H161ZM164 210H165V208H164ZM166 210H170V206H169L168 208H166ZM166 210H165V211H166ZM174 210H175V209H174ZM178 210H179V209H177L176 211L179 213ZM182 210L180 211V214H181V213H185L184 211L182 212ZM220 210H221V209H220ZM227 210H226V212H227ZM234 210H232V211H234ZM237 210H239V209H237ZM247 210H248V209H247ZM250 210H252V209H250ZM250 210H249V211H250ZM256 210H258V207H257ZM256 210L254 211V215H255V213H256ZM11 211H13V209H11L10 212H8V213L10 214ZM93 211H94V210H93ZM93 211L90 212V213H93ZM100 211H101V210H100ZM119 211H121V212H119ZM159 211H160V210H159ZM171 211H173V210H171ZM208 211H209V209H208ZM208 211H207V212H208ZM249 211H246V213L249 212ZM17 212H18V211H17ZM30 212H31V211H30ZM40 212H39V213H40ZM45 212H48V213H49V211H47V210H46ZM54 212H55V211H54ZM160 212H161V211H160ZM195 212H196V211H195ZM217 212H218V211H217ZM224 212H225V211H224ZM226 212H225V213H226ZM243 212H242V213H243ZM31 213H32V212H31ZM50 213H51V211H50ZM50 213H49V214L46 213V214H44V215H45V216H46V215H49V217H51V216L54 217L53 214H50ZM55 213H56V212H55ZM98 213H100V212H98ZM118 213H119V214H118ZM120 213H121V215H120ZM142 213H143V212H142ZM165 213H169V212H164V214H165ZM205 213H206V212H205ZM209 213H211V211H210ZM222 213H223V212H221V214H222ZM233 213H235V211H234ZM233 213H232V214H233ZM237 213H238V211H237ZM42 214H43V213H42ZM42 214H41V215H42ZM56 214H57V213H56ZM100 214H102V212H101ZM109 214H110V215H109ZM200 214H201V212H200ZM219 214H220V212H219ZM219 214H218V215H219ZM226 214H227V213H226ZM229 214H230V213H229ZM235 214H236V213H235ZM249 214H252L251 211H250ZM249 214H247V217L249 216ZM2 215H3V214H2ZM20 215L22 216V218H21V219H22L21 222H22V221L24 222V221H25V219H24L25 217H24V214L21 213V211H20ZM79 215H80V214H79ZM146 215H147V216H146ZM173 215H174V214H173ZM175 215H176V214H175ZM182 215H183V214H182ZM185 215H186V214H184L182 217H185ZM187 215H186V216H187ZM196 215H197V217H198V213L195 214V216H196ZM203 215H204V213H203ZM224 215H225V214H224ZM244 215H245V213H244ZM14 216H15V215H14ZM14 216H13V217H14ZM36 216H37V215H36ZM55 216H57V218H59L58 215H55ZM76 216H78V215H76ZM81 216H82V215H81ZM97 216H98V215H97ZM123 216H124V217H127V218H123ZM134 216H135V214H134L132 217L134 218ZM166 216H168V217L170 218V216H169L168 214H166ZM177 216L181 217L180 215H177ZM204 216L206 217V214H205ZM212 216L209 218V220L211 219V220L213 221L214 217H213V219H212ZM231 216H232V215H231ZM231 216H229V217H231ZM250 216H251V215H250ZM250 216H249L247 219H249ZM8 217L10 218V216H8ZM121 217H122V218H121ZM187 217H188V216H187ZM197 217H196V218H197ZM215 217H216V216H215ZM221 217H222V216H221ZM223 217L228 218V216H223ZM239 217H240V214H239ZM241 217H243V216H241ZM252 217H253V216H252ZM60 218H62V217H60ZM173 218H174V216H173ZM202 218H203V217H202ZM234 218H236V217H234ZM234 218H233V216H232V219H234ZM237 218H238V217H237ZM11 219H12V218H11ZM16 219L18 220L19 217L16 218ZM16 219H15V220H16ZM23 219H24V220H23ZM28 219H29V218H27V220H28ZM55 219H56V217H55ZM63 219H64V218H63ZM137 219H136V220H137ZM162 219H163V218L158 219V222H160L161 224L163 223V225H161V224H159V223H156L157 226H158V225H161L162 227L164 226V222H163L164 219H163V220H162ZM175 219H176V216H175ZM179 219H180V218H179ZM179 219H178V222H179V221H182L183 218L180 219V220H179ZM194 219H195V217H193L192 220H194ZM198 219H199V218H198ZM198 219H197V220L195 219L196 222H197V223H199V222L202 223V221H200L201 219H199V221H198ZM205 219L207 220V218H205ZM218 219H219V218L217 217L216 220H218ZM222 219H223V218H222ZM228 219H229V218H228ZM9 220H10V219H9ZM13 220H14V219H13ZM15 220H14V221H15ZM19 220H20V219H19ZM49 220H50V219H49ZM56 220H57V219H56ZM56 220H54V221L56 222ZM64 220H65V219H64ZM161 220H162V221H161ZM169 220H170V219H169ZM185 220H186V219H185ZM185 220H184V221H185ZM188 220H189V221H188ZM206 220H205V222H207ZM220 220H221V219H220ZM220 220H218V222H219ZM223 220H225V219H223ZM229 220H230V219H229ZM243 220H244V219H243ZM250 220H251V218H250ZM253 220H255V218H254ZM258 220H259V219H258ZM6 221H7V220H6ZM28 221H30V220H28ZM28 221H26V223H27ZM33 221H34V220H33ZM35 221H36V220H35ZM50 221H51V220H50ZM171 221H172V222H175L176 220L174 221V220L171 219V220L168 221V222L165 221V224L168 223V226H170L171 224H170L169 222H171ZM184 221H182L181 223H182V224H184V223L188 224V225H185V224L182 225V226L184 227V229H183L181 226H179L180 224L176 221V222L179 224V225H178V228L181 227V229H183V230H186V229H187V231H188V230H189L188 228L191 229V227L195 225V223H193L192 225H189V224H191V223H189V222L191 221L190 218H188V219L186 220L187 222H186V221L184 222ZM212 221H210L209 223H211ZM214 221H215V220H214ZM226 221H227V220H226ZM226 221H223V222L225 223ZM234 221H235V220H234ZM2 222H3V221H2ZM10 222H11V221H10ZM52 222H53V221H52ZM52 222H51V224H52ZM68 222H70V223L68 224L69 226L72 225V224H71V221H68ZM183 222H184V223H183ZM216 222H217V221H216ZM223 222H222V226H220V227H219V225H221V224L218 225L217 223H214L215 226H216V224H217V227L219 228V229L217 228V229H218V233H217V235H220L222 238H223V236H227V235H228L227 237H228V238H231V237H232L231 239H233V237L235 238V236L239 235L240 238H241V236L243 235V234H241V233H242V231L245 230V229H242V228H244V227L241 226V229L239 230V229H238V226H239V225H237V224H240V222L243 223V221H240V222L238 221L239 223L236 221V222H237V224H236L237 227H236V225L233 226V223H235V222L229 221V222L232 224V226H231V225L228 223V221H227V222H226L227 225L231 226L232 229H233V227H235V228H234V229H235L234 231H236L235 233H230L231 230L229 231V228H230V227H228V230H227V229H226V230L228 231L229 234H228V233H224V232H226V230H225L224 232L222 231L223 229H225V228H223V225H224ZM244 222H245V221H244ZM251 222H252V221H251ZM254 222H255V221H254ZM6 223H7V222H6ZM18 223H20V221L17 222V225H19ZM45 223H46V222H45ZM14 224H15V223H14ZM20 224H23V223H20ZM33 224H34V223H33ZM33 224H32V226L35 225V224H34V225H33ZM55 224H56V223H55ZM202 224H204V223H202ZM202 224H201V225H202ZM212 224H213V222H212ZM251 224H252V223H251ZM253 224H254V223H253ZM15 225H16V224H15ZM24 225H25V222H24ZM24 225H21V226H24ZM58 225H59V224H58ZM240 225H241V224H240ZM242 225H243V224H242ZM247 225H248V224H247ZM260 225H261V224H260ZM19 226H20V225H19ZM25 226H27V228H28V227H29V224H28V225L26 224ZM30 226H31V225H30ZM32 226H31V228H32ZM168 226H165V227L168 228ZM171 226H172V225H171ZM185 226H191V227H186V229H185ZM202 226H203V225H202ZM202 226L199 225V226H197V227H198V229L200 230V229L202 228ZM215 226H213V228H214ZM250 226H251V225H249V229L252 228V227H250ZM5 227H7V226H5ZM65 227H66V226H65ZM65 227H64V228H65ZM75 227H76V225H75ZM127 227H129V229H127ZM130 227H131V228H130ZM165 227H164V228H161V230H159V229H158L159 226H158L157 229H158L159 231H163L162 229L165 230ZM174 227H177V225L174 226ZM174 227H170V230H171L172 228H173V230H175L176 228L174 229ZM204 227H205V226H204ZM204 227H203L202 229H206V227H205V228H204ZM208 227H209V226H208ZM224 227H226V224H225ZM245 227H246V226H245ZM253 227H256V226L254 225ZM260 227H264V225H263V226H260ZM34 228L37 229L36 226H34ZM62 228H63V227H62ZM100 228H98V229H100ZM178 228H177V229H178ZM211 228H212V227H211ZM211 228H209V229H211ZM213 228L211 229L212 231H213ZM226 228H227V227H226ZM239 228H240V227H239ZM258 228H259V222H258ZM157 229H156V230H157ZM177 229H176V230H177ZM196 229H197V228H194V229H192V230H196ZM202 229H201V231H202ZM236 229H237V230H236ZM252 229H253V228H252ZM252 229H251V230H252ZM27 230H28V229H26V231H27ZM43 230H44V229L42 228V231H43ZM158 230H157V231H158ZM167 230H168V229H167ZM167 230H165V231H167ZM170 230L167 231L166 233H165V231H164V235L166 234V235H165L166 237H167V235H168V232H170ZM178 230H179V229H178ZM178 230H177V231H178ZM192 230H191V231H188V232L195 233L194 231L192 232ZM206 230H207V229H206ZM206 230H203L204 233L206 232ZM220 230H221V231H220ZM251 230H250V231H251ZM259 230L262 231L263 229H262V228H261V229L259 228ZM259 230H257V228H255V229L252 230V233L247 232V230L245 231V232H247L246 235L244 234V235L246 236V238L244 237V239H242L243 243L245 242V243L247 244V245L243 244V245H245V246H244V247H245V250H246V247H247V246H249V247L251 246V250L253 249L252 251L256 252V251L254 250V249H256V248L254 247V245H256V243H259V244L257 245V246L259 247V246L263 243L262 241H264V236H263V235H264V232H261V231H260V232H261V233H260ZM15 231H16V230H15ZM82 231H83V230H81V232L79 233V235L82 234ZM159 231H158V232H159ZM179 231H180V230H179ZM197 231H198V230H197ZM197 231H196L195 235H197L198 232H199V233L201 232V231H198V232H197ZM212 231H211V232H212ZM232 231H233V230H232ZM237 231H240L241 233L239 232V234H238ZM31 232H32V231H31ZM31 232H30V233H31ZM50 232L52 233V230H51V231L49 230L48 233H50ZM90 232H91V231H90ZM154 232H152L151 234H154ZM158 232H157V233H158ZM175 232H176V231H175ZM175 232H173V233H175ZM207 232H208V230H207ZM245 232L243 231V233H245ZM21 233H22V231H21ZM32 233L34 234L35 231H33ZM32 233H31V235H33ZM41 233L43 234L44 232H40V233H39L40 236L38 235V237H37V236H35V237H36V238L41 237V236H42ZM51 233H50V234H51ZM76 233H77V232H76ZM98 233H99V230H98ZM155 233H156V232H155ZM176 233H179V234L181 233V234H182L181 231H180V232H176ZM204 233H201V237H202V238H203L202 235H203ZM212 233H213V232H212ZM214 233H215V232H214ZM223 233H224V234H223ZM17 234H19V233H17ZM22 234H23V233H22ZM68 234H69V232H68ZM74 234H75V233H74ZM161 234H162V232H161ZM161 234L159 235L160 237H161ZM205 234H206V233H205ZM205 234H204V235H205ZM208 234H209V233H208ZM208 234H206V236H207ZM235 234H236V235H235ZM31 235H29V236L32 237ZM63 235H64V234H63ZM71 235L73 236V234H71ZM84 235H85V234H84ZM101 235L104 236V237H101ZM174 235H175V234H174ZM183 235H184V233H183ZM210 235H211V234H210ZM233 235H234V236H233ZM244 235H243V236H244ZM29 236H27L29 239H28V238L26 239V240H28V241L31 240ZM48 236H49V235H48ZM48 236L46 237V235H45L44 238H48ZM56 236H57V235H56ZM74 236H75V235H74ZM76 236H78V233L76 234ZM130 236H134V238H133L132 240H130ZM198 236L200 237L199 234H198ZM206 236H205V238H206ZM208 236H209V235H208ZM229 236H230V237H229ZM255 236H256V237H255ZM257 236H259L258 240H259L260 238H261V239L263 238V239L260 240L259 242H257L258 240L253 239L254 237L257 238ZM260 236H261V237H260ZM78 237H79V236H78ZM81 237H82V236H81ZM81 237H80V238H81ZM168 237L172 238V237H174V236H173V235H172V236L168 235ZM175 237H177V235H176ZM175 237H174V238H175ZM178 237H179V239H180V236H178ZM184 237H186V235H185ZM196 237H197V236H196ZM215 237H217V236L215 235ZM218 237H219V236H218ZM221 237H220V238H221ZM227 237H226V238H227ZM252 237H253V238H252ZM36 238H35V239H36ZM49 238H51V239L49 240V241H51V240H52V236H51V237L49 236ZM49 238H48V239H49ZM56 238H57V237H56ZM72 238L74 239V237H72ZM156 238L159 239V237H156ZM170 238H166V239H170ZM205 238H204V239H205ZM209 238H210V239H209ZM209 238L207 237V239H208L210 242H209L208 240H207V242H209V243L211 244V242H212V241H211L212 236H209ZM240 238L237 237V238H235V240H234V239H233V240H234V242H237V244L240 243V245H241L242 242L240 241ZM24 239H25V238H24ZM24 239H23V241H24ZM84 239H85V238H84ZM86 239H87V238H86ZM102 239L100 240L99 245H100V243L103 242ZM150 239H151V238H150ZM161 239H162L161 241H162L163 243H164V241L166 240V239L164 240L163 238H161ZM175 239H176V240H175ZM175 239H173V241H172V239H171V243L173 242V243H174V246L176 247V244H178V243L180 244L181 241L178 242V241H177L178 239H177V238H175ZM188 239H189V237L187 238V240H188ZM218 239H219V238H218ZM218 239H217V240H218ZM231 239H229V240L226 239V240H225V243L228 245L229 243H227L226 241L228 240V242H229V241H231ZM236 239H237V240H236ZM46 240H47V239H45V241H46ZM185 240H186V239H185ZM187 240H186V241H187ZM212 240H214V239H212ZM254 240H255V241H254ZM35 241H36V240H35ZM43 241H44V239H43ZM43 241L41 242L42 244H43ZM45 241H44V243H45ZM47 241H48V240H47ZM52 241H53V240H52ZM52 241H51V242H52ZM57 241H59V240H57ZM139 241H140V242H139ZM143 241H144V239H143ZM174 241H176V244H175ZM183 241H184V240H183ZM189 241H191V240H189ZM200 241H201V240H200ZM205 241H206V240H204V242H205ZM220 241H221V240H219V242H220ZM222 241H224V238L222 239ZM222 241H221V243H222ZM51 242H50V243H51ZM54 242H55V240H54ZM54 242L51 243V244H53V246L57 244V243L54 244ZM106 242H103V245H104V246H103L102 244H101L102 246L100 245V247H101L100 250H101L103 247H107V246H105V245H106V244H105ZM155 242H156V241H155ZM159 242H160V239H159ZM177 242H178V243H177ZM192 242H193V240H192ZM204 242H202V243H204ZM234 242H233V243H234ZM261 242H262V243H261ZM38 243H39V242H38ZM68 243H71V242L69 241ZM143 243H144V242H143ZM163 243H162V244H163ZM189 243H190V242H189ZM193 243H194V242H193ZM205 243H206V242H205ZM214 243L216 244V242L214 241L211 245H213ZM225 243H223V245L221 244L223 249H224L225 246H227ZM39 244H40V243H39ZM42 244H40V246L37 247V248L40 249V247H41ZM51 244H50V246H49V245H48V246L51 247V246H52ZM114 244H115V243H114ZM130 244H131V243H130ZM162 244H159V245H162ZM165 244L168 245L167 243H165ZM182 244H185V243H181V245H182ZM190 244H191V243H190ZM224 244H225V245H224ZM263 244H264V243H263ZM43 245H44V244H43ZM43 245H42V246H43ZM61 245H62V244H61ZM128 245H127V248H128ZM131 245H132V244H131ZM144 245H145V244H144ZM146 245H147V244H146ZM181 245H180V246H181ZM185 245H186V244H185ZM185 245H184V247H182V248H184V250H186L185 248L187 247V245H186V246H185ZM192 245H194V247L197 246L196 251L198 250V248H200V246H199L198 244H192ZM230 245H232V246L234 245V246H233L234 249H233L232 247H229ZM230 245L227 246V247L230 248V249L232 248V250H231V251H230V249H229V250H225V249H227V248H225L224 251L226 252V255H224V256H225L226 258H227V256H229L228 258H231L230 260H232V261H233V264H234V262L236 261V259H235V261H234L233 259H234V257H236V254H237V253L235 252V253H236V254H235V253L233 252L234 255H235V256L233 255L234 257L232 256L233 253L230 254L232 257H230V255H229L228 253H231L233 250L238 252L239 250L242 249V245H241V248H240V245L238 244L239 247H238V246H237V247L240 248L239 250H237L238 248H237V249L235 248V247H236L235 243H234V244L231 243ZM48 246H47V248H45V249H48L47 251H50L51 249H50ZM58 246H59V247H58L59 249L57 248V250H60V247H61V246H60V245H58ZM78 246H79V245H78ZM81 246H82V245H81ZM123 246H124V245H123ZM174 246H173V247H174ZM180 246L177 245V247L175 248V250H174L173 248H172V250H173V251H177V248H178V251H179V250L182 249ZM198 246H199V247H198ZM206 246H207V245H206ZM208 246H209V245H208ZM79 247H80V246H79ZM129 247H131V248H130L131 251H129V250H125V251H123V250H121V247L118 249V253H119L118 256L120 257V259H121L120 261L122 262V263L120 262V264H125V263H123V262L127 261L126 259L129 258V256L127 257V251H128V252H131V253H132V251H134V250H132V249H133L132 246L129 245ZM148 247H149V245H148ZM166 247L168 248V250H167L166 252H169V247H168V246H166ZM190 247H191V245H190ZM190 247H189V249H188V247H187V249H188V250H187V253H188V252L190 253V251H192V249H191ZM211 247H213V246H209V248H211ZM244 247H243V249H244ZM249 247H248V248H249ZM253 247H254V248H253ZM37 248H36V251H37ZM51 248H52V247H51ZM64 248H65V247H64ZM64 248H63V250H64ZM113 248H114V247H113ZM124 248H125V246H124ZM180 248H181V249H180ZM192 248H193V246H192ZM201 248H202V247H201ZM49 249H50V250H49ZM76 249H77V248H76ZM96 249H97V248H96ZM105 249H106V248H105ZM107 249H109V248H107ZM107 249H106V250H107ZM110 249H111V248H110ZM125 249H126V248H125ZM204 249H205V248H203V250L201 249V251H202L201 254H202L203 257H204V255H205V258H206V257L208 256V255H207V254H208V250H205V251H207V252L205 253ZM212 249H214V248H212ZM216 249H217V248H216ZM216 249H214V250H216ZM235 249H236V250H235ZM3 250H4V249H3ZM65 250H66V249H65ZM78 250H79V249H78ZM80 250H81V249H80ZM97 250H98V249H97ZM97 250H95V251L97 252ZM143 250H142V251H143ZM147 250L145 251V253H148ZM151 250H152V249H151ZM151 250H150V251H151ZM163 250H164V248H163ZM172 250H170L172 253H171V252H169V253L171 254V256H174ZM184 250L182 249V252H181V251H179V252L177 251V252H178V253H180V252L183 253ZM251 250L248 249L249 254H252V253H253V252H250ZM261 250L264 252V246H263V247L261 246ZM34 251H35V250H34ZM101 251H102V250H101ZM101 251H100V252H101ZM109 251H112V249L109 250ZM109 251H107L108 254H109ZM164 251H165V250H164ZM164 251H163V252H164ZM201 251H199V252H201ZM203 251H204V252H203ZM227 251H228V253H227ZM243 251H244V250H242V251H240V252H243ZM258 251H259V250H258ZM262 251H261V253L264 254ZM4 252L7 253V251H5V250H4ZM37 252H38V251H37ZM55 252H56V250H55ZM63 252H64V251H63ZM100 252L98 253L99 255H100ZM103 252H104V250L102 251V254H103ZM112 252H113V253H116L115 249H113ZM151 252H152V255H153V250H152ZM166 252H165V253H166ZM185 252H186V251H184V254H187V253H185ZM218 252H221V251L218 249V251L216 250V253H218ZM40 253H42V252H40ZM58 253H60V254H59L60 256L62 255L61 250H60L59 252L55 253V254H54L55 257H54V256H53V257L56 258V256H58ZM73 253H74V251H73ZM73 253H72V252H68V251H66V253L64 254V257L66 258L65 260H68V262L70 261V262L67 263V264H76V263L73 261V260H75V259L72 258ZM113 253H111V254H113ZM139 253H140V252H139ZM139 253H136V254H135V253L133 252L132 254H133V255H134V254H135V255H138ZM141 253H142V252H141ZM141 253H140V254H141ZM145 253L143 254L144 256L146 255ZM169 253H166V254H169ZM174 253H176V252H174ZM191 253H192V252H191ZM191 253H190V255L187 254V257H186V258H188V256H190L189 258H192L193 261H194V257H193L194 252L192 253V257H191ZM197 253H198V252H197ZM261 253H260V254H261ZM10 254H11V252H10ZM35 254H36V253H35ZM38 254H39V252H38ZM78 254H79V252H78ZM105 254H106V256H104ZM105 254L100 255V256H104V259H105V260H106V258L109 259L108 254H107V253H105ZM140 254H139V255H140ZM149 254H150V253H149ZM172 254H173V255H172ZM176 254H177V253H176ZM184 254H183V255H184ZM198 254H199V253H198ZM227 254H228V255H227ZM240 254H241V253H240ZM244 254H246V251L243 252V255H241V256H243V257L246 258V255H244ZM255 254H259V253L256 252ZM262 254L260 255V257L263 256ZM8 255H9V254H8ZM8 255H7V256H8ZM39 255H40V254H39ZM44 255L47 256V253H45ZM75 255H76V254H74V256H75ZM164 255H165V254H164ZM181 255H182V254H180V256H181ZM195 255H196V254H195ZM199 255H200V254H199ZM199 255H198V256H199ZM210 255L213 256L214 254H210ZM210 255H209V257H210V259H211V256H210ZM238 255H239V254H237V256H238ZM253 255H254V253H253L252 256H251V257L253 258V259H251L252 261L255 260V259H254L255 257H253ZM74 256H73V257H74ZM87 256H88V255H87ZM141 256H142V254H141ZM141 256H139V259H140ZM241 256H240L237 260H239V259L241 258ZM254 256H257V255H254ZM2 257H3V255H2ZM43 257H44V256H43ZM53 257H50V258L52 259ZM62 257H63V256H62ZM91 257H92V256H91ZM110 257H111V255H110ZM131 257H133V256L131 255L130 258H131ZM136 257H137V258H136ZM151 257H152V256H151ZM151 257L149 256L148 260H150ZM155 257H157V255H155ZM155 257H154V259H156ZM167 257H168L167 259H169V260L172 259V258L170 259L168 255H167ZM184 257H185V256H184ZM184 257L182 256L183 259H185ZM203 257L200 258V260H202ZM213 257H215V255H214ZM213 257H212V258H213ZM225 257H224V258H225ZM247 257H248V256H247ZM249 257H250V255H249ZM249 257H248V258H249ZM251 257H250V258H251ZM76 258H77V257H76ZM189 258H188L187 260H189ZM216 258L218 259L219 257L216 256ZM216 258H215V259L213 258V259L216 260ZM226 258H225V259H226ZM232 258H233V259H232ZM245 258H244V259L241 258V259L246 260ZM250 258H249V260H250ZM2 259H4V258H2ZM62 259H63V258H62ZM62 259H61V260H62ZM72 259H73V260H72ZM92 259H93V258H92ZM104 259H103V261H104ZM110 259H111V258H110ZM110 259H109V260H110ZM135 259L137 260V259H138V256H135ZM173 259H174V258H173ZM175 259H177V256H176ZM192 259H191V260H192ZM195 259H197V261L199 260V258H197V256H195ZM210 259H209L207 262H209ZM59 260H60V258H59ZM59 260H58V261H59ZM65 260H64V261H65ZM152 260H153V258H152ZM152 260H151L152 263H156V262H154V260H153V261H152ZM159 260H160V259H159ZM178 260H179V259H178ZM187 260H186L185 262L188 264L191 260H189V262H188ZM204 260H205V259H204ZM214 260H212V261H214ZM226 260L229 261V259H226ZM243 260H240L241 263L243 262ZM256 260H257V258H256ZM45 261H46V259H45ZM48 261H49V259H47V261H46L45 263L48 264ZM54 261H55V260H54ZM138 261H139V260H137V262H138ZM141 261H142V259H141ZM172 261H173V264H175V263L177 264L180 260H179L178 262H176L177 260H176V261H175V260H172ZM174 261H175V263H174ZM195 261H196V260H195ZM195 261H194L193 264H196V263H197V262L195 263ZM217 261L219 262L220 259H218ZM217 261H215L216 264H218ZM232 261H231V262H232ZM240 261H239V262H240ZM247 261H248V260H247ZM52 262H53V261H52ZM52 262H51V264H56L57 261L54 262V263H52ZM59 262H60V261H59ZM84 262H85V258H84ZM107 262H109V261L107 260ZM110 262H111V260H110ZM151 262H150L149 264H151ZM180 262L182 263L183 261H180ZM223 262H224V261H223ZM229 262H230V261H229ZM229 262H228V263L226 262V263L229 264ZM231 262H230V263H231ZM248 262H249V261H248ZM255 262H256V261H253V263L251 262L250 264H256ZM257 262L260 264L259 261H257ZM0 263H1V262H0ZM63 263H66V262H63ZM63 263H62V264H63ZM115 263H116V262H115ZM142 263H143V262H141V264H142ZM191 263H192V262H191ZM210 263H212V262H210ZM210 263H209V264H210ZM244 263L246 264L247 262L244 261ZM244 263H243V264H244ZM11 264H12V263H11ZM94 264H96V263H94ZM105 264H106V263H105ZM112 264H113V263H112ZM127 264H130L129 259H128V261H127ZM131 264H132V258H131ZM133 264H134V261H133ZM144 264H145V263H144ZM156 264H157V263H156ZM178 264H180V263H178ZM197 264H198V263H197ZM200 264H201V261H200ZM202 264H204V263H202ZM220 264H222V261L220 262Z\"/></svg>",
    "mask_w": 264,
    "mask_h": 264
}]
</instances>
